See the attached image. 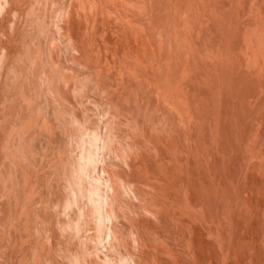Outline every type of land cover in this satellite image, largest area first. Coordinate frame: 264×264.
Here are the masks:
<instances>
[{"label": "rangeland", "instance_id": "rangeland-1", "mask_svg": "<svg viewBox=\"0 0 264 264\" xmlns=\"http://www.w3.org/2000/svg\"><path fill=\"white\" fill-rule=\"evenodd\" d=\"M23 1V2H22ZM27 0H21V1H19V0H17L16 1V4L20 7H24V6H26L25 8H23V9H21V7H20V9L19 10H21V11H17V13L16 12H10V13H12V15H10V13H9V15H10V17L7 15V17H8V19L10 18V19H14V20H18L17 22H15V23H17V25L14 23L13 25L11 24V23H13L14 21L12 20V22L10 21V23H9V25H10V34H12V36L14 35V39H15V41L13 40V43L14 42H17L16 44H13V56L12 57H14V58H12L11 57V60L9 61V64L11 65V62H15V64H17L16 63V61L18 62V60H20V58H21V60L20 61H22V58H24V60L25 59H27L28 57H31V58H28L27 60H25L24 62L22 61L21 63H20V61H19V63H20V67L23 69V72H24V76L23 75H21V77H20V79H21V81H22V83L24 82V81H26V83L24 84H22L23 86L25 85V88H24V90H21V89H18V90H16V92H15V90L14 91H11L10 90V92H8L9 93V95H8V93L7 92H5V94L6 95H4V93H3V95H2V93L0 94V97H1V100L3 101V102H1L0 103V107L3 105V107L4 108H7V107H5L4 105H5V103H7V99L6 98H8V103L9 104H11V100H12V96L14 97L13 99H14V101L12 100V103H16V105H18L19 104V107H17L16 106V110L14 111L15 112V114L16 115H14V112H13V115H14V117L12 116V114H6V116L4 117V116H2V115H4V113H2V114H0V123L2 122L3 123V126L5 127H1V132L2 131H4V132H2V134L4 135L3 137H4V139L6 138L5 136H7V138L5 139V141L6 142H8V145H9V150H8V148L5 146V150H3V154H5V156L3 155V159H2V161H3V163L2 164H0V224H2V223H4L3 225H0V264H47V259H50V261H52V263H50V261H49V263L50 264H60L61 262V264H107V263H110V264H115V261H116V263L117 264H122V262L123 261H125L124 262V264H197V263H201V261H202V263L201 264H208L207 262H212V264H220V262H221V264H225V260H227L228 258H229V256H230V258L228 259V261H226V264H230V263H233V261H234V263L233 264H263L264 263V250H262V252L261 251H259V252H257L258 251V249L260 248V250H261V244L264 246V236H262V239L260 240V238L258 237V235L260 236V235H262V234H258V232L260 231V229H264V211H262V210H264V176H263V174H261V173H259V166L257 165V163L259 164V163H263V167H264V160L262 161V159H264V158H262L261 159V157H264V138H263V129H264V125L262 124V122H264V119L263 120H261L262 119V115H264L263 114V112H261V115H259V120L261 121H257V119H255V120H253V122H252V118H256V117H258V110H259V114H260V111L262 110H260L259 108H261L260 106H258V105H260V103H258L257 101H264V98H262V96H264V91H263V93H260V92H258L259 91V87H260V85H262V87H260V91H261V89L263 88L264 89V78L262 79L260 76V78L258 77H256L257 75H259L261 72L260 71H262L263 70V72H264V69L262 68V70H260L261 68L260 67H258V66H263L264 67V64H262V63H264V57L262 56L261 57V59L263 60V62H260V61H258V62H260L261 64H259L258 66H257V64L256 65H254L253 63V66H255V68H253L252 67V64L250 65V64H248V65H250V66H248V68L249 67H252L253 68V70L255 69V73L257 72V70H259V72L260 73H258L257 72V75L256 76H254L255 75V73L254 72H252V69L249 71L250 73L248 74V69H247V63H250V61H252V58H251V60H250V58L249 57H251L252 55H251V52L250 51H245V52H247V55L249 56H247V55H245L244 53L245 52H243V53H241L242 54V56H246L245 57V61H243L242 60V56H241V54H239L238 52H236L235 54H234V52L236 51L235 50V48L237 49V40H238V38H239V36L240 35H236V36H238V38H236V36H235V34L233 33L235 30H236V27L238 26L237 25V23H235V25H237L236 27H234V22L236 21V20H232V22H231V20H230V22H231V26H228V28L229 27H232V30H231V28L229 29L230 31V34H228V33H226V31H224L223 33H225V37H223L224 35L222 34V33H216L217 31H220L221 30V25H220V23H219V20L217 19L216 21H218V22H216L214 19H216L215 17H212L213 15H211V11H210V14L208 13V11H206V12H204L203 13V15H202V19L201 20H199V21H197L196 19H194L195 17L194 16H192L191 15V18H193V20L190 18V15L188 16L189 17V19H188V21L190 20V21H193V23L191 22H185L184 20H185V17H187V15H188V13H185L184 14V12H185V10L187 9L186 8V6H187V4H186V6H184L185 5V3H184V0H180V1H183V2H180L182 5H179L180 3H177V0H176V3L178 4H176V6H175V10H173V11H171V10H169L168 8L169 7H165V6H167L166 4H165V0H136V2H134V1H132L131 2V4L130 3H128V5H129V7H131V5L133 4V2H134V4L135 5H132V8L134 7V6H136L135 8H133V9H136V10H131L133 13H131V11L130 12H128V14H127V12H124V11H122L121 9V7H126L127 6V1H129V0H127L126 1V3L124 2L125 0H116V2L119 4V5H121V6H118V4L115 2V0H109V1H107L106 2V0H94V1H89V0H85V1H83L84 3L86 2V4L84 5L85 6V8H84V10H83V8L82 7H79V6H81V2H79V3H76L77 1H80V0H60V1H58V0H51L52 1V4H54L52 7H51V1H49V0H43L44 1V3H43V1L41 0V2H40V0H32V2H31V0H29V2H28V4H27V2H26ZM35 1H39L38 3L37 2H35ZM82 1V0H81ZM96 1V2H95ZM99 1H101V4L99 3ZM113 1V2H112ZM153 1L155 2V1H157V2H155V3H153ZM159 1V2H158ZM162 1V2H161ZM179 1V0H178ZM207 1V0H206ZM234 0H229V2L226 0H222V7L220 6V10H221V12H223L225 9L226 10H229L228 12L231 14V11H232V14H233V11L235 12V13H237L238 15H239V11H241L240 12V18L241 19H239V22H240V24H241V22H242V20H244V18H247V16H248V14L250 15V16H252V18H254V17H257V18H254L255 19V21L257 20V21H264V2H263V0H259V1H261L260 2V6L259 7H249L248 5L249 4H247V6L249 7H247L248 8V10H247V8H246V11H244L245 10V8H243L244 6H242V7H240V6H236V7H238V8H240L239 9V11L237 10L236 11V7L234 6V8L231 6L230 7V2H233ZM20 4H19V3ZM26 2V3H25ZM46 2H49V3H46ZM60 2H62V3H60ZM67 4V5H65V3ZM104 2V3H103ZM120 2V3H119ZM122 2V3H121ZM125 4H124V3ZM140 2V3H139ZM148 2H149V4H148ZM151 2V3H150ZM162 4H161V3ZM185 2H187V1H185ZM21 3L23 4V6L21 5ZM60 3V4H59ZM96 3V4H95ZM98 3V4H97ZM105 3H106V5H105ZM116 3V4H115ZM140 5H139V4ZM225 3V4H224ZM25 4V5H24ZM30 4H31V6H30ZM32 4H33V8H30V9H28L29 7H32ZM35 4V5H34ZM48 4H50V7H49V5ZM75 4V5H74ZM83 4V3H82ZM109 4V5H108ZM113 4V5H112ZM126 5V6H124V5ZM142 4V5H141ZM152 4H153V7H152ZM155 4V5H154ZM159 4V5H158ZM263 4V5H262ZM28 5V6H27ZM37 5V6H36ZM45 5H47V7L45 8ZM62 5V6H61ZM94 7H93V6ZM96 5V6H95ZM97 5H99V7L97 6ZM104 8L105 6V8H107V10H108V8H109V11L110 10H112L110 13H111V17H110V13L107 11L106 12V9L104 8V16L106 15V13H107V16H109L110 18L108 19V23H109V26H108V23H106L105 22V20H107L106 18V16L104 17L103 16V13H102V11H101V6ZM103 5H105V6H103ZM110 6V7H108V6ZM139 7H138V6ZM147 5V6H146ZM151 5V6H150ZM162 7H161V6ZM35 6V7H34ZM76 6H78V8L76 7ZM111 6H115L116 7V9H115V7L113 8V7H111ZM149 6V7H148ZM224 6H225V8H224ZM39 7V9H35V8H38ZM49 7V9L51 8V10H49V9H47ZM129 7H126L125 8V11H127L126 9L127 8H129ZM150 7H152V9L150 8ZM179 9V11L181 10V12H180V15H179V13H177L178 11V9ZM180 7H182V8H184V10L182 9V8H180ZM227 7H230V8H227ZM260 7H261V9H260ZM53 8V9H52ZM55 8V9H54ZM79 8H81V9H79ZM94 8V9H93ZM99 8V9H98ZM102 8V9H103ZM119 10H118V9ZM257 8H259V9H257ZM32 9H34V10H36L35 11V13L34 12H32V11H34V10H32ZM43 9H46V14H47V16L45 15V10H43ZM63 9H65V10H63ZM154 9V10H153ZM159 9V10H158ZM231 9V10H230ZM234 9V10H233ZM253 9L254 10H256L255 12H253V14L251 15L250 13H248L250 10L251 11H253ZM262 9H263V11H262ZM24 10V11H23ZM30 12H32L33 14H32V16H34V17H32V16H30V14H28V13H30ZM39 10V11H38ZM53 10V11H52ZM56 10V11H55ZM60 10H62V11H60ZM79 10V11H78ZM81 10H82V12L83 11H85L84 13H82L81 12ZM95 11V13H94V11ZM117 10V11H116ZM120 10H121V12H120ZM124 10V9H123ZM130 9H128V11H129ZM138 10V11H137ZM152 10V11H151ZM166 10H169V11H166ZM257 10H259L260 11V15H258L257 13H259V11L257 12ZM23 11V12H22ZM42 11V12H41ZM44 11V12H43ZM55 11V12H54ZM115 11V12H114ZM134 11H137L138 12V15L136 14L137 12H134ZM154 11L156 12L155 14H154ZM159 11H160V13H159ZM263 13H262V12ZM5 11H3V13L1 14V16L2 15H4L5 13H4ZM19 12V13H18ZM21 12V13H20ZM27 12V13H26ZM78 12L80 13V14H78ZM98 12V13H97ZM106 12V13H105ZM140 12H142L141 14H140ZM173 12V14H171ZM186 12H187V10H186ZM227 11H225L224 12V14L226 13ZM246 12L248 13V14H246ZM257 12V13H256ZM37 13V14H36ZM41 13V14H40ZM56 13V14H55ZM120 13V14H119ZM125 13V14H124ZM130 13V14H129ZM177 13V14H176ZM207 13L210 15V19H209V15H207ZM216 13L218 14V11H216ZM220 13V12H219ZM246 15H245V14ZM252 13V12H251ZM262 13V14H261ZM14 14H16V16L17 17H19L18 19H17V17L14 15ZM19 16H18V15ZM48 14H49V16H48ZM73 14V15H72ZM76 14V15H75ZM87 14H90V16L88 15L87 16ZM99 14V15H98ZM132 14H134L135 16H132ZM140 14V15H139ZM160 14V15H159ZM174 14H175V16H174ZM181 14H183V15H185L184 16V18H183V20H182V17H181V19H180V16H181ZM221 14V13H220ZM223 14V15H224ZM230 14H226L225 16H227V15H230ZM242 14H244L246 17H244L243 18V15ZM6 15V14H5ZM14 15V16H13ZM22 15H23V17H22ZM25 15V16H24ZM41 17H40V16ZM54 15H55V17H54ZM81 15V16H80ZM162 15V16H161ZM171 15H173L172 17H171ZM177 15H179V16H177ZM222 15V14H221ZM221 15H219L220 16V19H222L221 18ZM254 15V16H253ZM255 15H257V16H255ZM263 17H262V16ZM0 16V17H1ZM28 16V17H27ZM46 16V18H44ZM83 16V17H82ZM99 16V17H98ZM143 17V19H142V17ZM154 16V17H153ZM159 16V17H158ZM206 16V17H205ZM219 16L217 15V17L219 18ZM16 17V18H15ZM26 17V18H25ZM36 17V18H35ZM75 17V18H74ZM79 17V18H78ZM82 17V18H81ZM104 17V18H103ZM141 17V18H140ZM163 17V18H162ZM169 17V18H168ZM179 17V20L178 19H176V18H178ZM204 17V18H203ZM239 17V16H238ZM237 17V18H238ZM260 17H262V19L260 18ZM20 18H22L21 20H20ZM35 18V19H34ZM40 19V21H38V19ZM41 18H43V20L41 19ZM91 20H89V19ZM146 18V19H145ZM155 18V19H154ZM157 18V19H156ZM212 18H214L213 19V21H215V22H213V21H210ZM231 18H234V16L232 15V17ZM250 20H249V19ZM247 19H245L244 20V22H243V24H239V26H240V28H241V31H240V33H242V31H247L246 29H244L245 27H246V25H247V28H251V26L253 27V24L254 23H256V24H254V27H256L257 25V28L258 29H260V30H262L263 32H264V27L262 26V24H264V22L261 24V23H259V22H255L254 21V19H251L250 17H248ZM9 19V20H10ZM28 19V20H27ZM29 19H31V24H28L29 23ZM48 19H50V20H48ZM88 19V20H87ZM111 19V20H110ZM144 21V23H146L145 21L148 19V21H149V19H150V21L149 22H151V24L147 21V23H148V25H146V24H144V23H142L143 21ZM152 19H153V23H152ZM166 19V20H165ZM173 21H172V20ZM209 19V20H208ZM235 19H236V17H235ZM25 20V21H24ZM41 20H42V23H41ZM44 20H45V22H46V24H44ZM75 20H76V22H75ZM83 20V21H82ZM98 20V21H97ZM125 20V21H124ZM169 20H170V23H169ZM175 20H178V21H175ZM241 20V21H240ZM247 20V23L245 22ZM19 21L21 22V21H23V23L21 22V24H26L27 26H29L28 28H29V30L30 29H33V32H30L29 30H28V28H27V26L25 25V26H21L20 25V23H19ZM26 21H28V22H26ZM37 21H38V23H37ZM82 21V22H81ZM101 21V22H100ZM142 21V22H141ZM165 21V23H164V25L166 24L167 25V23H169V25H172L171 27H169V25H167V26H164V27H162V28H160L159 29V27H161L162 26V23ZM181 21V22H180ZM183 21V22H182ZM203 21V22H202ZM206 22V25H203L205 22ZM209 21H210V25L209 24H207V23H209ZM223 21V20H222ZM238 21V20H237ZM236 21V22H237ZM54 22H56V23H54ZM87 22V23H86ZM100 24H99V23ZM116 22H118V24L116 25ZM160 23V25L161 26H159V23ZM178 22V24H176ZM185 22V24H188V26H189V23L191 24V26H192V28H194V30L191 28V26H189V28L186 26V25H183V23ZM211 22H213V23H211ZM229 22V23H230ZM37 25V26H35V24ZM49 23V24H48ZM82 23V24H81ZM105 23H106V26L107 27H105ZM176 25H179V23H180V25H179V27H177V26H175V24ZM181 23H182V25H181ZM219 23V24H218ZM257 23H259V24H257ZM32 24H34V26L32 25ZM40 24V25H39ZM43 24H44V26H46V25H49L48 27L49 28H47V26L46 27H43ZM53 24H55V25H53ZM58 24H59V26H58ZM80 24V25H79ZM97 24H98V26H97ZM153 24V25H152ZM216 24H218V26L217 27H219L220 28V30H218V29H216L217 27H216ZM233 24V25H232ZM245 24V26H243ZM249 24V25H248ZM251 24V25H250ZM18 27V28H16V32L14 33V31H15V28H13L12 26H14V27H16V26ZM20 25V26H19ZM38 25H39V27H38ZM53 25V26H52ZM57 25V26H56ZM69 25V26H68ZM104 25V26H103ZM144 25V26H143ZM205 26H207V27H209L210 26V28H205L204 29V27ZM220 25V26H219ZM230 25V24H229ZM41 26V27H40ZM54 26H55V28H54ZM100 26V27H99ZM116 26V27H115ZM120 26V27H119ZM140 26V27H139ZM142 26H143V28H142ZM185 26V27H184ZM250 26V27H249ZM260 26V27H259ZM22 27V28H21ZM31 27V28H30ZM57 27V28H56ZM73 27H74V29H73ZM90 27V28H89ZM101 28L100 30H99V28ZM105 27V28H104ZM147 27V28H146ZM174 27V28H173ZM175 27H177V28H179L180 29V31H178V29H177V31L178 32H176V28ZM182 27H183V29H185L184 31H183V29H182ZM202 27H203V29H202ZM12 28L14 29V30H12ZM24 28V29H23ZM42 28V30L40 31V29ZM46 28V29H45ZM87 28H89V30L87 29ZM107 28V29H106ZM111 28H113L112 29V31H113V33H111L112 31H111ZM118 28V29H117ZM141 28L142 29H144L143 31L141 30ZM150 28V29H149ZM164 28V29H163ZM167 28H170V29H167ZM171 28H173V29H171ZM186 28H187V30H189L190 28L192 29V33H191V29L189 30V31H187L186 30ZM195 28H197V29H195ZM211 28H212V33H210L211 32ZM242 28H243V30H242ZM17 29H19V30H17ZM38 30V32H36V30ZM51 31H50V30ZM54 29H56L57 30V33H56V30H54ZM86 29V30H85ZM93 29V30H92ZM104 31H103V30ZM152 29H153V32H152ZM206 29H208V31L209 32H207L208 33V35L210 34V36L208 37V38H206L207 37V34H206V32L205 31H207ZM216 29V30H215ZM23 30H28V32L26 31H23ZM87 30H88V32H90V33H88L87 32ZM98 30V31H97ZM107 30V31H106ZM114 30H116L115 32H117L118 31V33H120V34H118L119 35V39L118 40H120V42H121V38H123V42H124V40L125 41H127V39L129 38V36H130V34H131V37H130V39H128L129 41L130 40H133L134 38L136 39L137 37H138V35H139V38H137V40H135L134 39V43H135V46L137 45V44H139L138 43V41L140 42V44L139 45H137V48H138V46L139 47H141V48H134L133 47V49H135L134 51H133V49H131V45H132V43H131V45H130V42L129 43H126V42H124V43H126V45H127V47H126V45L124 46V43H122V44H119V42L116 40L117 39V34L114 32ZM148 30H151V31H148ZM167 30V31H166ZM201 31V34H200V31ZM205 30V31H204ZM213 30H215V34H217V39H220L221 37H223V38H227L226 37V35L228 34V36H230L229 38L230 39H225L226 41L228 40V42H226L224 39H222V40H217L216 38V41L218 42H216L215 44H217V52H216V50H214V47H216V45L214 46H212L213 48H211L210 49V47H208V46H211L213 43H211V42H215V39H213L212 37H215L214 35H213ZM234 30V31H233ZM239 30V27L237 28V31ZM19 31V32H18ZM32 31V30H31ZM46 31H48V32H46ZM70 31V32H69ZM97 31V32H96ZM104 33H103V32ZM121 31V32H120ZM134 31H136L137 33H138V35L136 34V33H134V38L133 39H131L132 38V36H133V32ZM139 31V32H138ZM144 31L146 32V33H144ZM157 32V34H156V32ZM160 31V32H159ZM182 31V33H180ZM185 31H187L188 32V36L185 34ZM193 31H194V33H195V35L196 36H194V33H193ZM222 31V30H221ZM233 31V32H232ZM237 31H235V33L237 32ZM11 32H13V33H11ZM22 32H25L24 33V35H22L23 33ZM36 34H35V33ZM43 32H45V33H43ZM53 32V33H52ZM73 32H74V34H73ZM87 33V38L85 37V35H86V33ZM96 33V34H94V33ZM106 32H107V34H106ZM149 32V33H148ZM168 33V35H167V33ZM183 32H184V34H185V38L186 39H184L183 37H182V39H184V40H186V43L180 38V35L181 34H183ZM17 33V34H16ZM18 33H20L19 34V36H18ZM32 33V34H31ZM40 33H43V35L45 36H43V35H40ZM48 33H50L51 35H52V37L54 38V39H52V37H48V36H51L50 34H48ZM68 33V34H67ZM69 33H70V35H71V37H70V35H69ZM83 33H85V35H83ZM99 33V34H98ZM111 33V34H110ZM115 33V34H114ZM126 33V34H125ZM130 33V34H129ZM166 33V34H165ZM206 34V35H202V34ZM232 33L234 34L233 36H235V40H233L234 42H236V44L234 43L232 46H231V40L233 39L232 37ZM54 34V35H53ZM58 34V35H57ZM116 36H114V35ZM147 34H150L149 36L146 35ZM190 34V35H189ZM219 34V35H218ZM17 35V37H18V39L15 37ZM31 35V36H30ZM38 35H40V36H38ZM81 35V36H80ZM95 35H97L98 36V38H97V36H95ZM103 35V36H102ZM152 35V36H151ZM173 37H172V36ZM177 35H179V36H177ZM202 35V36H201ZM22 38H21V37ZM29 36V37H28ZM42 36V37H41ZM82 36H84L85 38H83ZM101 36H102V38H101ZM105 36H107V37H105ZM113 36V37H112ZM177 36V37H176ZM183 36V35H182ZM192 37L193 36V38H191L190 39V41L188 40L190 37ZM203 37V40L201 39V37ZM38 37V38H37ZM48 37V38H47ZM88 37H90V39L88 38ZM93 37V38H92ZM126 37H128V38H126ZM188 37V38H187ZM212 39H211V38ZM29 40H28V39ZM33 38V39H32ZM37 38V39H36ZM41 38V39H40ZM64 38V39H63ZM71 40H70V39ZM103 38H104V41H103ZM114 38V39H113ZM116 38V39H115ZM196 38V39H195ZM199 38L202 40V43H203V41H204V38L207 40V39H209V40H207V41H204L205 43L204 44H201V46H200V43H201V40H199ZM32 39V40H31ZM41 41H40V40ZM51 39H52V41H53V43H55V45H54V47H51L50 48V45H53L52 44V42H51ZM55 39H56V42H58V43H56L55 42ZM61 39V40H60ZM63 39V40H62ZM83 39H85V41H82ZM88 39V41H89V43H90V46H89V44H88V42L86 41ZM109 39V40H108ZM140 39V40H139ZM166 39V40H165ZM182 40V41H180V42H183L184 44H186L185 46H188L189 47V50H188V52H191V56H192V53L194 52V54H196L197 56L198 55H200L199 53H201V54H203V53H205V54H203V55H208L210 52L212 53V52H214V53H222V52H224V51H222L220 48H219V45H220V47L223 49V47L224 48H226L227 49V51H228V48L226 47V46H224V45H227V43H228V45L230 46L229 47V49L231 48V47H233V46H235L234 48H233V55L235 56H231L232 55V52H231V49H230V52H231V55H230V57L232 58V57H234V58H232V59H234V60H236V61H231V64H232V62H233V64H232V66L233 67H236L237 65H234V64H237L238 62L237 61H239V58L243 61V62H247V58H249L248 60H249V62H247L246 63V65H245V63H242L241 64V60L239 61V63L238 64H240L241 66H237V68H233V67H231V68H233V70H237V71H233V72H237L236 74L238 75V77H236L237 75L234 73H232L233 75H235V77H232V78H234L233 80V82H236L237 81V83H239V80H240V83H239V85H237L236 83H233V84H236L235 86H238L240 89L239 90H242L243 88H245V87H247L248 86V88L247 89H249V95L247 94V89L244 91L246 94H244L245 96L247 95L248 97L246 98L247 100L250 98V100H246L245 101V99H244V101H245V103L243 102V101H240V100H242L241 98L243 97V96H241V93H240V95H239V97H238V95L237 94H239L238 93V91H237V89H236V87L235 86H233V87H235V89H236V91H234V90H232V91H234V94L232 93V91H226V96H227V94L229 95V94H231V96H236V97H238L237 98V100H239V101H236L235 102V105L237 104V106H236V108L237 109H235L234 108V106L235 105H233V104H231V101H230V103L229 104H227L226 103V101H227V99H230V98H225L226 96L223 94V100L225 101V102H220V104L219 103H216L217 105H216V107L218 106V108H221V111H220V109H219V111H217V110H215V105H214V107H212V105L213 104H215V102L213 103L212 101V103H211V105H210V102H208V99H210V97H211V92H213V91H211L210 92V88H211V90L213 89L212 87H215V86H217L218 85V83H219V81H218V79H217V83H214V80L217 78L216 77V75L217 74H219V71L224 67V69L226 68L225 66H222V67H217V69L218 68H220V70L219 71H217V69L215 70V74L213 75L212 73V75H209L208 74V72H207V75L209 76H207L208 77V80H207V78H205L206 77V73L204 72V68H205V65H204V63L202 62L201 64H199L200 65V70H202L203 71V75H202V73H201V71H199V70H197L198 72H200L199 74H201L202 76H205V77H201V75H199L200 77H198L199 79L198 80H200V81H202V82H200V87H202V85L204 86L203 88H202V90L203 91H205V94L207 95V97L205 96V98H206V100H207V102H208V104L210 105H208V104H206L205 102H206V100L205 99H203L202 101H204L205 100V102L203 103L201 100V102L202 103H200V102H198L199 100L195 97L194 99L195 100H193V101H191V104H193L194 102H196L197 104H199V105H201V104H204L203 106H204V110H206L207 111V109H208V111H209V114H207L208 113V111L206 112V111H204L203 110V106L202 107H199L196 103H194V105H191L193 108H195L196 107V109H192L191 107H188V105L190 106V101L188 102V98L186 97L185 98V104L187 105V110H188V108H191V109H189V112L186 110L185 111V109H184V107H186V105L185 104H183V106H182V108H179V106L178 105H182V104H178V105H176L175 103H174V105H170V104H172V103H170V104H168V102L166 101V99H167V95H166V99H164L163 98V96H165L164 94L161 96V98H163L164 99V102H163V99H162V102H163V104H162V102H159V99H161V98H159V96H160V94H162V93H158V92H160L159 90H160V88L158 89V92H156L157 90H154V89H157V87H161V83H158L159 81H164V79H163V77L164 76H162V80H158L157 78H159V79H161V77H159V76H161L163 73H165V71H167L168 70V67H169V65L171 66V64H169L168 63V61H164L165 62V65H163L164 64V62H163V59H162V56H163V54H166L165 55V57L166 56H168V57H166V58H164V59H166V60H168L167 58H174V56H176V57H178V59H174L175 60V62H176V69H174V70H176L177 71V73H178V69L180 68V67H182L181 69H179V70H181L180 72V74L178 73V76L180 75L181 76V74H182V71L184 70V69H186V68H191V69H189V70H191V71H195L193 68H195V67H193L192 68V65L190 64V63H188L189 62V60H191L190 62H192L193 63V60H195L194 58H191V56H189V53L187 54L186 53V51L187 50H184V51H182L181 52V50L184 48V47H182L183 45H176V44H180V43H178V41L179 40ZM192 39H194V40H192ZM26 40L28 41L27 42V44H25L26 43ZM31 40V41H30ZM43 40V41H42ZM47 40H49L48 42H47ZM59 40L61 41V42H59ZM74 40H76V41H74ZM91 40V41H90ZM97 40H98V42H97ZM195 40H197V42H196V44L193 42V41H195ZM214 40V41H213ZM230 40V41H229ZM21 41V42H20ZM35 41H37V42H35ZM63 41H65V43L63 42ZM70 41H72V44H71V42ZM105 41H107V42H105ZM136 41V42H135ZM191 43V45H188L189 44V42ZM223 42V43H225V44H223V46L221 45V42ZM18 42L20 43V44H22V45H17L18 44ZM29 42H30V44H29ZM38 42H41V43H43L41 46H40V44L41 43H38ZM45 42H46V44H45ZM81 42H84V43H82V44H80ZM85 42L87 43V47H86V44H85ZM175 42H177V43H175ZM35 43L36 44H38L37 45V47H39L38 49L37 48H35L36 46H35ZM47 43H48V45H49V47H48V45H47ZM51 43V44H50ZM67 43V44H66ZM80 45H79V44ZM92 43V44H91ZM107 43V44H106ZM134 43H133V45H134ZM142 43V44H141ZM208 43H210L211 45H209ZM220 43V44H219ZM29 44V45H28ZM60 44V45H59ZM65 46H64V45ZM109 44V45H108ZM195 44V45H194ZM26 45V46H25ZM43 45L45 46L44 47V49L46 50V51H48V50H52L51 51V53H54V54H56L57 55V57L58 58H55V60L54 59H49V57H51V53H50V51H48L47 53H48V60L50 61V63H51V65L49 64V62H47L48 60H47V57H44V55H47V53L45 52V50L43 49ZM57 45V46H56ZM61 45H63V46H61ZM72 45V46H71ZM77 45H78V47H77ZM83 45H85L84 47H86L87 48V52H85V50H86V48H85V50H84V47H83ZM91 45H92V48H91ZM104 45V46H103ZM114 45H116V46H114ZM146 45H147V47H146ZM159 45V46H158ZM162 45V46H161ZM175 45V46H174ZM206 45H208V46H206ZM227 45V46H228ZM17 46H21L20 47V49L22 50H18L19 49V47L17 48ZM24 46H25V48L27 47V46H29V48H28V51H29V53H28V51H27V49H26V53L24 52V50L23 49H25L24 48ZM31 46V47H30ZM32 46H33V48H35L34 50H35V55L36 56H34V54L32 55V51H34V50H32ZM56 46V47H55ZM59 46V47H58ZM73 46H74V48H73ZM110 46V47H109ZM112 46V47H111ZM117 46H118V48H117ZM131 46V47H130ZM150 46V47H149ZM171 46H172V48H174V47H176L177 46V50H176V53H180V54H176L175 53V51H173V50H175L176 48H174L172 51L170 50V52H169V50H168V48L170 47L171 48ZM181 46V47H180ZM195 46V47H194ZM197 46H199V47H197ZM206 46V47H205ZM42 47V48H41ZM46 47H48V48H46ZM62 47H66L65 49H66V51H65V49L64 48H62ZM71 47V48H70ZM77 47V48H76ZM123 47V48H122ZM126 47V48H125ZM163 47V48H162ZM167 47V48H166ZM191 47V48H190ZM193 47L194 48H198L197 49V52H196V50L195 49H193ZM201 47H204L203 49L201 48ZM40 48H41V50H40ZM57 48V49H56ZM58 48L60 49L61 48V50H62V52L60 51V50H58ZM82 49V51H81V49ZM106 48V49H105ZM128 48H129V50H128ZM148 48V49H147ZM155 50H154V49ZM163 49V51H162V49ZM171 48V49H172ZM179 48L181 49V50H179ZM200 48V49H199ZM19 51H17V50ZM57 51H56V50ZM73 49V50H72ZM77 49H79V51L77 52ZM91 49H92V51H91ZM95 49V50H94ZM114 49V50H113ZM124 49H126V51H125V53L126 54H128L129 53V55H131L129 58H127L129 55H127V57H124L125 59L127 58L129 61H131L130 62V65H129V68H127V67H123L125 64L128 66V64L126 63V60H123V55H125L126 56V54H124ZM141 49V50H140ZM158 49V50H157ZM166 49V52L164 51ZM184 49H186V47L184 48ZM190 49L191 50H194L193 52L192 51H190ZM210 49V50H209ZM213 49V50H212ZM219 49L221 50V52L219 51ZM226 49H224L225 51H226ZM40 50V51H39ZM89 50H90V53H89ZM115 50H117V51H115ZM150 50V51H149ZM199 50H200V52H199ZM203 50H206V51H203ZM210 52H209V51ZM212 50V51H211ZM15 51H16V53H15ZM55 51V52H54ZM61 53H60V52ZM64 51H65V53L67 54L68 53V55L70 54V52H71V54L70 55H72V56H70V58L71 59H69L68 60V55H66L65 53H64ZM70 51V52H69ZM82 53H81V52ZM96 51V53H94ZM110 51V52H109ZM114 51V52H113ZM123 51V52H122ZM130 51H131V53H130ZM153 51H154V53H153ZM158 51V52H157ZM162 51V52H161ZM179 51V52H178ZM25 53L28 57H26V55L25 54H21V53ZM39 52V53H38ZM44 52V54H42V53ZM57 52V53H56ZM76 52V53H75ZM86 53L85 55L87 56H83V54L84 53ZM112 52H113V54H112ZM117 52V53H116ZM119 52V53H118ZM143 54H142V53ZM148 52V53H147ZM157 52V53H156ZM168 52V53H167ZM209 52V53H208ZM62 53H63V56H62ZM97 53H98V58H100V59H97L96 57V55H97ZM139 53V54H138ZM153 53V54H152ZM160 53V54H159ZM162 53V54H161ZM28 54H30V56L28 55ZM41 54V55H40ZM82 54V55H81ZM88 54H90V55H88ZM94 54V55H93ZM110 54H112V55H110ZM120 54H122L119 58H121L122 60H119V58H118V56L120 55ZM149 54V55H148ZM167 54H170V55H167ZM182 54V55H181ZM186 54L188 55V57H190L189 58V60H188V58L187 59H184V58H186L187 56H186ZM193 54V55H194ZM40 55V56H39ZM43 55V56H42ZM50 55V56H49ZM59 55V56H58ZM108 55V56H107ZM115 55H116V57H117V59H116V57H115ZM136 55V56H135ZM138 55V56H137ZM156 55V56H155ZM161 55V56H160ZM180 55L183 57H181V58H179L180 57ZM195 55V56H196ZM241 56V57H238V56ZM62 58H61V57ZM68 56V57H67ZM78 56V57H77ZM90 56H91V58L93 57V59L91 60V58H90ZM107 56V57H106ZM144 56V57H143ZM153 56V57H152ZM186 56V57H185ZM196 56V57H197ZM16 57H18L19 59L18 60H16L15 61V59H16ZM37 57V58H36ZM44 59H43V58ZM67 57V58H66ZM81 57V58H80ZM82 57H84L83 59H82ZM134 57V58H133ZM164 57V56H163ZM200 57V56H199ZM198 57V58H199ZM33 58H35L34 60H33ZM42 58V59H41ZM45 58H46V60H45ZM60 58V59H59ZM66 58V59H65ZM89 58H90V61H91V63H90V66L88 65V63L90 62L89 61ZM103 58L105 59L104 61H103ZM113 58V59H112ZM115 58V59H114ZM139 58V59H138ZM153 58V59H152ZM162 59V62L163 63H161L160 61H161V59ZM237 58V59H236ZM29 59H32L31 61H29V62H26V61H28ZM38 59L40 60V61H38ZM58 59V60H57ZM88 60L87 61V63H85L86 61H84V62H82L83 60ZM134 59V60H133ZM146 59V60H145ZM180 59H184L183 61H186L187 60V65L186 64H184V62H181L182 60H180ZM193 59V60H192ZM201 59V58H200ZM200 59L199 60H197V62L195 61V63H200L201 61H200ZM203 59V58H202ZM39 63H37L36 61ZM42 60V61H41ZM44 60V61H43ZM67 60L70 62V64H69V62H67ZM76 62H75V61ZM79 60V61H78ZM118 60L119 61H121V63H117L118 62ZM135 60H138L135 64H134V62H135ZM141 60H144V61H141ZM155 60H160V61H158V62H156ZM170 60V59H169ZM173 60V61H174ZM177 60V61H176ZM261 60V61H262ZM58 61V62H57ZM94 61H96L97 62V64L94 62ZM103 61V62H102ZM109 61V62H108ZM111 61V62H110ZM172 61V60H171ZM180 61V62H179ZM32 62H35V63H32ZM41 62H44L45 63V65H46V67L48 68H46L45 66L43 67L42 65H44V64H41ZM63 63V65H62V63ZM65 62V63H64ZM79 64H78V63ZM123 62V63H122ZM142 62H145V63H142ZM147 62V63H146ZM178 62V63H177ZM207 62V61H206ZM19 63L17 64V65H15L14 63H12V66H13V64H14V66H16L17 67V69H21L20 67H19ZM24 63V64H23ZM29 65H28V64ZM56 63V65H54ZM58 63V64H57ZM76 63V64H75ZM82 63V64H81ZM86 65H88V66H86V68H88V70L85 68V64ZM98 63H100L101 64V67L99 66L100 64H98ZM102 63H104V64H102ZM108 63H109V65H108ZM114 63V64H113ZM132 63V64H131ZM172 63V62H171ZM180 63V66H178V64ZM186 66V68L183 66V64ZM27 66H26V65ZM32 64H34V66L32 65ZM49 64V65H48ZM73 64V65H72ZM122 64H124V65H122ZM136 64H137V66H136ZM158 64V65H157ZM161 64V65H160ZM169 64V65H168ZM174 64V63H173ZM190 64V65H189ZM206 64V63H205ZM32 66V67H29V66ZM39 65V66H38ZM60 65V66H59ZM62 65V66H61ZM68 65H70V66H68ZM97 67H96V66ZM104 65H106V66H104ZM107 65H108V67H107ZM120 65V66H119ZM125 65V66H126ZM131 65H133V71H132V69L130 70V66ZM167 65H168V67H167ZM175 65V64H174ZM174 65H172V66H174ZM182 65V66H181ZM242 65H244V66H242ZM36 66V67H35ZM52 66V67H51ZM65 66H67L68 67V69H67V67H65ZM71 66H73V68L71 69ZM77 66H78V68H77ZM79 66H80V68L82 69H79ZM95 66V67H94ZM118 66V67H117ZM137 68H136V67ZM139 66V67H138ZM147 66H149L148 68H147ZM157 66H160L161 67V69H160V67H157ZM177 66H178V69H177ZM202 66V67H201ZM261 66V67H262ZM23 67H25V68H23ZM40 67H43V70H41L40 69ZM61 67H63V68H61ZM74 67H75V69H74ZM121 67H123V69L121 68ZM136 68V73H135V68ZM145 67H146V69L147 70H145ZM163 67H166L167 68V70L165 69V68H163ZM239 67H242V70L244 69V71H241L240 72V74L243 72H245V74H246V71H247V76L251 79L252 77L254 78L255 77V83H254V80H253V78H252V80L250 81V79L248 80V77H245V76H243L242 77V75H245V74H241V76H240V74H238V70H241ZM256 67H258L259 69H256ZM27 68L30 70V68H31V70L29 71V70H27ZM51 68H53V69H51ZM55 68H57L56 70H55ZM90 68V69H89ZM100 68H102V69H100ZM105 68H109L108 70L107 69H105ZM158 68V69H157ZM169 68H171V71L170 70H168V72L170 71L171 73L173 72V69H172V67H169ZM175 68V67H174ZM197 68V67H196ZM203 68V69H202ZM207 68V69H206ZM206 68H205V71H208V69H209V67H207V65H206ZM51 69V70H50ZM117 69V70H116ZM120 69L122 70V71H120ZM129 72V73H131V75L132 76H135V78H134V80H137L135 83V87L136 88H134L133 90H134V94H133V90H129L130 88H128V83L126 84V82H129V81H124V79H122L123 77H124V73L126 72V70ZM142 69V70H141ZM163 69H165V71H163ZM183 69V70H182ZM193 69V70H192ZM199 69V68H198ZM222 69L221 71H224V73H226V71H227V74H228V72H229V74H230V66L229 67H227V70L225 69ZM39 70V71H38ZM40 70H41V73L43 74H41V73H38V75H37V72H40ZM84 70H87V71H84ZM92 70V71H91ZM96 70V71H95ZM124 70V71H123ZM154 70V71H153ZM232 70V69H231ZM246 70V71H245ZM49 71V72H48ZM51 71V72H50ZM53 71L54 72H57V73H53ZM58 71H60V73L58 72ZM61 71H63V72H61ZM94 71V72H93ZM115 71H116V73H115ZM150 71V72H149ZM176 71H175V73H176ZM186 70H184V72H185ZM212 71V70H211ZM220 71V72H221ZM27 72V73H26ZM28 72H31L30 74L28 73ZM33 72H35L34 74H33ZM66 74H65V73ZM75 72V73H74ZM97 72V73H96ZM98 72H102V74L101 73H98ZM104 72V73H103ZM107 72H108V74H107ZM118 72V73H117ZM122 74H121V73ZM143 72V73H142ZM145 72V73H144ZM152 72H154L153 73V75H154V78H155V74L156 73H159V76H157V78H155L156 80H155V85H154V81L152 82V80H154V78H150L151 76H153L152 75ZM156 72V73H155ZM162 72V74H160ZM183 72V73H184ZM217 72V73H216ZM232 72V71H231ZM263 72H262V74H260V75H263L262 77H264V74H263ZM52 73H53V75H52ZM59 73V74H58ZM71 73H72V75H71ZM76 73H77V75H76ZM78 73H79V75H78ZM90 73V74H89ZM95 73V74H94ZM174 73V72H173ZM186 73V72H185ZM188 73V72H187ZM222 73V72H221ZM220 73V74H221ZM35 74H36V76H35ZM50 74H51V77H50ZM55 74H57V75H55ZM62 74V75H61ZM64 74L65 75H67V76H69V74H70V76H69V79H68V81H70V78H71V81H70V83H68V81L66 80L67 78L64 76ZM86 74H88V75H86ZM99 74H101V75H98ZM111 74V75H110ZM119 74H121V76L119 75ZM150 74H151V76H150ZM251 74V75H250ZM59 75V76H58ZM60 75H61V78H60ZM76 76V78H75V76ZM105 75H108V76H105ZM114 75V76H113ZM164 75V74H163ZM232 75V76H233ZM11 76V77H10ZM12 76H13V78H12ZM23 76V77H22ZM31 76V77H30ZM72 76H73V78H75L74 80H73V78H72ZM83 76V77H82ZM95 76V77H94ZM111 76H113V77H111ZM123 76V77H122ZM139 76H141V77H139ZM144 76V77H143ZM177 76V75H176ZM177 76V77H178ZM179 76V77H180ZM184 76H186V74L184 75ZM180 77L179 78V87H177V80H178V78L176 77V81H175V83H176V86H175V89H176V87L177 88H180L181 86H180V83L182 82L181 80H182V78H184V79H188L187 78V76H186V78L185 77ZM210 76H213V78L211 79V77ZM239 76H240V78H239ZM10 77V78H9ZM9 80L7 79V83H8V81H9V84H8V86L10 87V85H11V88H12V83L13 82H15L16 81V76H14V75H9ZM26 77H28L29 79H26ZM42 77V78H41ZM53 77H56V78H58L59 77V79H58V82H56L55 80H57L56 78H55V80L53 81ZM78 77V78H77ZM82 77V78H81ZM107 78V80H106V78ZM111 77V78H110ZM118 77V78H117ZM245 77V80L247 81H245L246 82V85H244L245 83L243 82V80L244 79H241V78H244ZM1 78V77H0ZM47 78V79H46ZM105 80V82H104V80ZM110 78V79H109ZM116 78V79H115ZM137 78V79H136ZM149 80H148V79ZM202 78V79H201ZM207 80V81H209V83H210V81L211 80H213V82L212 83H214L213 85H212V87H211V84L212 83H210L209 85H210V87L209 88H207V86H209L207 83V81L205 80V79ZM236 78H238L239 80H236L235 81V79ZM3 77H2V79H1V81H3ZM19 79V80H20ZM84 79V80H83ZM94 79H96L97 80V84H96V82H94V81H96V80H94ZM100 79H102V81L100 80ZM113 80V81H110V80ZM150 79H151V82L153 83H151L150 82ZM184 79H183V81H184ZM261 79V80H260ZM28 80H31V83L28 81ZM40 80V81H39ZM65 81L64 83L62 82V81ZM77 80L79 81V82H77ZM83 80V81H82ZM89 80V81H88ZM93 80V81H92ZM98 80H100V82L101 83H104V85L102 84V86H103V88H102V86H100V82L98 81ZM108 80H109V82H112V83H110V84H108L109 82H108ZM116 80V81H115ZM118 80V81H117ZM121 80V81H120ZM128 80V79H127ZM138 80H140V81H138ZM204 80V81H203ZM230 80H232L231 78H230ZM230 80L228 81V83H227V85H229L230 83H231V87H232V81L230 82ZM11 81V82H10ZM36 83H35V82ZM141 81H142V83H141ZM156 81H158V82H156ZM162 81V82H163ZM41 82V83H40ZM56 83V84H58L59 86H55L54 84H52V83ZM61 82V83H60ZM74 82V83H73ZM75 82H76V85H77V87L79 86L80 87V89H78L77 87H75L76 85H75ZM87 84H86V83ZM91 82V83H90ZM113 82H114V84H113ZM115 82L117 83V84H115ZM120 84H119V83ZM124 84V87L126 88H124L123 87V85H122V83ZM139 84H138V83ZM145 82V83H144ZM186 82H188V83H190V84H188V83H186L185 84V82H182L183 84H185V85H187L188 84V86H190L191 85V81L189 80V81H186ZM198 82V83H199ZM206 82V83H205ZM215 82H216V80H215ZM230 82V83H229ZM241 82H243V85H241ZM249 82V83H248ZM259 82H260V85H259ZM27 83H29V85H27ZM33 83H34V85H33ZM79 85H78V84ZM142 84V86H141V84ZM145 85H144V84ZM164 83V82H163ZM257 83V84H256ZM31 84V85H30ZM37 84H42V85H39L40 87H41V91H39V88L40 87H38L37 86ZM72 85V87H71V85ZM90 84V85H89ZM99 84V85H98ZM126 84V85H125ZM146 84H148V85H146ZM152 84V85H151ZM158 84V86L156 87V85ZM161 84V85H160ZM207 84V85H206ZM217 84V85H216ZM248 84V85H247ZM50 85H52V88H51V86ZM62 85H63V87L64 88H62V89H67L66 90V94L68 95L69 94V96H71L72 97V102H73V107H72V105H70L69 104V102H66V105H65V101H64V99H62V97L60 96V90H61V88L60 87H62ZM75 85V86H74ZM88 85V86H87ZM107 85V86H106ZM111 85H112V87L114 88H112L111 87ZM113 85H115V86H113ZM120 85V86H119ZM138 85H140V86H138ZM175 85V84H174ZM226 85V86H227ZM258 85H259V87H258ZM50 86V87H49ZM53 86H54V88H53ZM74 86V87H73ZM85 88H84V87ZM87 86V87H86ZM99 86V87H98ZM109 86H110V89H109ZM122 86V87H121ZM149 87V88H147V87ZM150 86H153V88L152 87H150ZM243 86V88H241ZM245 86V87H244ZM252 86H254V87H252ZM255 86H257V87H255ZM30 87H31V90H30ZM37 87H38V89H37ZM48 87L49 88H51V90L50 89H48ZM83 87V88H82ZM94 87V89H92ZM100 87L102 88V89H100ZM107 87V88H106ZM120 87L122 88V89H120ZM139 87V88H138ZM141 87H142V89H141ZM156 87V88H155ZM182 87H183V85H182ZM206 87V88H205ZM218 87H219V85H218ZM43 88V89H42ZM46 88V89H45ZM74 88V89H73ZM77 89V91H76V89ZM98 88V89H97ZM117 89V91L119 92H117V91H113V90H116ZM138 88V90H136ZM161 88H163V86L161 87ZM226 89H228V88H230V86L229 87H225ZM257 88V92L256 91H254V92H256V94H254V95H257V93H260L261 95V99H263V100H260L258 97H259V94H258V97L257 96H255V97H252L251 96V91H252V89L254 90V89H256ZM28 89V90H27ZM37 89V90H36ZM55 89V90H54ZM57 89V90H56ZM60 89V90H59ZM90 89V90H89ZM106 89V90H105ZM109 89V90H108ZM111 89H113V90H111ZM120 89V90H119ZM125 89V90H124ZM142 91H140V90ZM147 90V92H146V90ZM153 89V90H152ZM207 89H208V91H209V93L207 92ZM217 89H219V88H217V87H215V90L217 91ZM46 90V91H45ZM59 90V91H58ZM68 90H69V93H68ZM73 92H72V91ZM75 90V91H74ZM79 90V91H78ZM83 90V91H82ZM93 90V91H92ZM95 90H96V92H98V93H95ZM126 91V92H124L123 93V91ZM152 90V91H151ZM177 91H178V89H176ZM214 90V89H213ZM244 90V89H243ZM243 90H242V92H243ZM251 90V91H250ZM18 91V92H17ZM22 91H24L23 92V94L25 95V96H23L24 98H22L21 99V97H22V95L20 94V93H22ZM27 91V92H26ZM36 91H38L37 93H38V95H40V93L42 94V96L44 97V98H42V96H41V98L37 95V93H36ZM50 91V92H49ZM57 91L59 92V93H57ZM85 91L87 92V93H85ZM102 91H103V93H102ZM105 91V92H104ZM109 93H108V92ZM121 91V92H120ZM130 91V92H129ZM138 91V92H137ZM139 91H140V94H139ZM247 91V92H246ZM12 92H15V94L14 95H11L12 94ZM52 92V93H51ZM56 93V95H55V93ZM79 92V93H78ZM113 92H114V94H113ZM115 92H117V93H115ZM143 92H145V94L148 96V98L146 97V95H143L144 93ZM149 92V93H148ZM150 92H153V93H151L150 94ZM154 92H156L157 94H159V96H157V94L156 93H154ZM229 92V93H228ZM231 92V93H230ZM235 92L237 93V94H235ZM241 92V91H240ZM17 93H19L18 95H20V97L17 95ZM32 93H33V95H32ZM45 93V94H44ZM51 93V95L53 94V97H51L49 94ZM90 93H91V96H90ZM100 93V94H99ZM27 94V95H26ZM29 94V95H28ZM77 95V97H75L76 95ZM79 94V95H78ZM97 96H96V95ZM102 94H104L103 96H102ZM121 96H120V95ZM137 96H136V95ZM139 94V95H138ZM149 94H150V96H149ZM154 94H156V95H154ZM208 94H209V96H208ZM214 94H217V93H215L214 92ZM242 94V95H243ZM11 95V96H10ZM17 95V97H19V98H17V101H19L18 103L16 102V100H15V96ZM36 95H37V97H36ZM58 95V96H57ZM85 95V96H84ZM107 95V96H106ZM110 95V96H109ZM112 95V96H111ZM127 95V96H126ZM133 95V96H132ZM176 95V94H175ZM212 95H213V93H212ZM55 96H56V98H58V99H60L59 101H61V102H57V100L58 99H56L55 98ZM89 96V97H88ZM130 96H132V97H134V98H132V97H130ZM152 96V97H151ZM154 96H156V97H158L159 99H156ZM168 96H171V95H168ZM245 96L243 97V98H245ZM250 96V97H249ZM28 97V98H27ZM33 97V98H32ZM47 99H46V98ZM75 97V98H74ZM91 97H94L93 99L91 98ZM137 97V98H136ZM139 97V98H138ZM145 97V99L143 100V98ZM172 97V96H171ZM170 97V99L172 100V98ZM213 97H214V95H213ZM229 97V96H228ZM241 97V98H240ZM257 97V98H256ZM4 98H5V100H4ZM26 98V99H25ZM36 98H38V99H36ZM48 98H49V104L48 105H50L51 107H52V105L55 103V104H57V106L54 104L53 105V107L54 106H56L55 108H53L52 107V109H51V107L49 106H47V104L46 103H48V101H45V100H48ZM100 98H102V99H100ZM118 98H120V99H118ZM123 98V99H122ZM132 98V101L130 100ZM142 98V99H141ZM147 98V99H146ZM155 98V99H154ZM174 98H176V96L174 97ZM178 98V97H177ZM176 98V100L178 101V99ZM234 98V97H233ZM232 98V99H233ZM252 98H255L254 100L256 101L257 99V103H255V101H254V103H255V105H253L252 103H253V99ZM19 99V100H18ZM40 99H41V102H40ZM52 99V100H51ZM82 99H84V100H82ZM88 99H89V101H88ZM90 99H92V101L90 100ZM136 99V100H135ZM148 99H150V100H148ZM186 99H187V102L189 103H187L186 102ZM252 99V100H251ZM23 100H25L26 101V105H24V101ZM28 100V101H27ZM37 100V101H36ZM42 100H44V102H42ZM75 100V101H74ZM87 100V101H86ZM111 100V101H110ZM122 100V101H121ZM134 100H135V103H134ZM143 100V101H142ZM158 100V102H159V105H162L161 107L159 106L158 107V103L156 102V101ZM167 100H169V98L167 99ZM211 100V99H210ZM215 100V99H214ZM10 101V102H9ZM31 101H33L32 103H30ZM36 101V102H35ZM39 101V102H38ZM52 101H56V102H54V103H52ZM64 101V102H63ZM79 103H78V102ZM95 103H94V102ZM96 101H97V103H96ZM106 101V102H105ZM161 101V100H160ZM228 101V102H229ZM233 101L234 100H232V103H233ZM22 102V103H21ZM62 102L64 103V104H62ZM81 102V103H80ZM85 102V103H84ZM109 102H110V104H109ZM120 102H122V103H125V104H122V103H120ZM129 102V103H128ZM138 102V103H137ZM147 102H149V103H147ZM152 102H154V103H152ZM173 102H176V101H174L173 100ZM239 102H241V103H243L244 104V106H243V104H241V103H239ZM7 103V104H8ZM38 103H39V105H38ZM45 103V104H44ZM50 103H52V105L50 104ZM62 104L63 106L65 105V109H63V106L62 105H58V104ZM68 103V104H67ZM84 103V104H83ZM104 103V104H103ZM132 103L134 104V105H132ZM141 103V104H140ZM146 103H147V105L148 106H146ZM151 103V104H150ZM167 103V104H166ZM176 103H178V102H176ZM221 103H222V105H224V103H225V105H226V109H227V111H226V109H225V107H223V110H222V107H221ZM248 103L250 104V105H253V106H251V107H254V109H256L257 108V106H258V108L256 109L257 111H254L255 113H256V115L257 116H255V114H254V112H253V110H251L250 109V106L248 107ZM263 103V102H262ZM261 103V106H262V108H263V110H264V103L262 104ZM6 104V105H7ZM23 104V105H22ZM34 104V105H33ZM47 106L46 107V109L48 110H45L44 111V109H45V106ZM82 104V105H81ZM89 104V105H88ZM128 104V105H127ZM141 106V108H139L140 106ZM142 104L144 105V107L142 106ZM206 104V105H205ZM28 105V106H27ZM33 105V106H32ZM41 105V106H40ZM85 105V106H84ZM92 105V106H91ZM95 105V106H94ZM102 105H104V106H102ZM113 105V106H112ZM138 105V106H137ZM150 105H151V107H150ZM167 106V108L168 107H172V106H174L173 108H174V110H171V109H167L168 110V112H167V110H166V107H164V106ZM185 105V106H184ZM196 105V106H195ZM224 105V106H225ZM233 107H232V106ZM246 105H247V107H246ZM34 106H35V108H34ZM38 106H40V107H38ZM60 106H62L61 108L63 109H61L60 108ZM118 106H121L122 107V110H123V108H124V118H121V116H123V115H121V112H120V109L121 108H119ZM128 106V107H127ZM129 106L131 107V106H135L134 108H129ZM145 106H146V108H145ZM176 106L179 108V109H182L181 110V112H179L178 110L179 109H175L176 108ZM20 107H21V109H20ZM32 107V109H30V108ZM38 107V108H37ZM43 107H44V109H43ZM68 109H67V108ZM90 107V108H89ZM109 107V108H108ZM118 107V108H117ZM138 107V108H137ZM150 107V108H149ZM153 107V108H152ZM199 107V108H198ZM210 107H212L213 109H214V111H213V109H212V111H211V109H210ZM230 107V108H229ZM244 107V108H243ZM245 107H246V109H245ZM19 108V109H18ZM25 108V109H24ZM35 110H34V109ZM37 108V109H36ZM58 108V109H57ZM59 108H60V110H59ZM75 108V110H73V109ZM78 108H80V109H78ZM92 108V109H91ZM116 108V109H115ZM159 108V109H158ZM160 108H163V109H161L162 110V112H165V113H168V114H166L165 115V113L161 116V113H158V110L160 111ZM198 108V109H197ZM235 110H234V109ZM240 110H239V109ZM242 108V109H241ZM1 110H2V112H5V110L3 109V108H0ZM41 109V110H40ZM57 109V111H55V110ZM70 109H72V110H70ZM85 109H87V111L85 110ZM90 109V110H89ZM96 109V110H95ZM106 109H109V110H106ZM139 109H143L142 111L141 110H139ZM145 109V110H144ZM146 109H148V110H146ZM154 109L155 110H157V115L158 116H161L160 118L158 117V119H157V123H158V125L159 126H157V123H152V122H150V120H149V117H148V115L150 114V113H152V110H153V112H155L154 111ZM253 109V108H252ZM1 110H0V113H1ZM22 110L24 111L25 110V115H24V112H22ZM38 110H39V112L41 111V112H43V114H44V112H45V114L44 115H49L48 116V118L50 117V115H51V117H52V115H53V119H51V117H50V119H51V126L50 127H52L53 125L55 126V128L53 129V131H55V134H58L57 136H59V133H61L62 132V129H63V132L67 129V131L69 132H64L65 133V135L67 136V134H68V139H67V141H65V138L64 137H66V136H63L64 135V133H61L60 134V136H59V141H57V143H56V145H54L53 146V144H51L50 146H52V148H50L49 147V145L48 144H45L46 142L48 143V139H49V134L51 133V132H53V131H51V130H46V129H49V128H47L46 127V124H48L49 125V122H50V119H48L47 120V118L45 117V116H42V119L40 120L39 118H41V112H40V114H39V112H38ZM43 110V111H42ZM52 110V111H51ZM53 110H54V112H53ZM65 110V111H64ZM67 110V111H66ZM80 110V111H79ZM84 110V112H82ZM99 110V111H98ZM165 110V111H164ZM169 110H171L172 112L173 111H175V113H177V115H175V113L173 112L172 113V115L174 114V116H172L171 117V111H170V113H169ZM177 110V111H176ZM193 111L194 113L196 112L197 114H198V112L200 113V114H198V115H203V117H201V116H195L193 119H192V117L193 116H191V115H196V114H194L193 112H191V111ZM196 110V111H195ZM229 110V111H228ZM235 111V112H232V111ZM238 110V111H237ZM250 110H251V115L252 114H254V115H252V116H255V117H250V114H248V112H250ZM29 113H28V112ZM35 111H36V113H35ZM62 111V112H61ZM93 111V112H92ZM95 111V112H94ZM104 113H103V112ZM112 111V112H111ZM115 111H117V112H115ZM142 113H141V112ZM151 111V112H150ZM184 111H185V113L186 112H188V116H190L191 118V120L188 118V117H185V119L188 121V123L189 124H192L193 122H195V121H197L198 120V118L197 117H200L201 119H199V121L201 120V122H202V120L206 123L205 125L204 124H202L201 122H195V123H197V126L198 125H200V127L202 126V125H204L206 128H204V127H202V128H204V129H207V131H205V130H203L202 131V129H198V127H197V133H199L200 131H202V133L204 132V133H206V135H204V134H202L201 132V134L199 133V136H200V138H201V135H204V138L202 139L201 138V140H203V141H201L200 140V142H199V140L198 139H200V138H198L199 136H196V132H195V134H194V130H195V128H196V125H194V124H192L191 126H192V128L189 126V124L187 125L186 123H185V125H183L184 124V121H183V118H179V115H180V113H182L183 114V116H184ZM17 112V113H16ZM30 112H32V113H30ZM34 112V113H33ZM48 112V113H47ZM52 112V113H51ZM55 112H58V113H55ZM75 112H77V113H80V118L82 119L81 121H83L84 119H86V121H83L82 122V124L80 125V122H79V119L77 118V117H75V118H77V119H75V118H73L74 116V114H75ZM128 112V113H127ZM138 112V113H137ZM161 112V111H160ZM206 113V114H202V113ZM212 112V113H211ZM217 112H223V114L221 113H218L219 114V116H218V114H216ZM226 112V113H225ZM231 112V113H230ZM22 113V114H21ZM27 113H28V115H27ZM51 113V114H50ZM53 113H55V114H58L57 116H55ZM71 113V114H70ZM73 113V114H72ZM87 113V114H86ZM148 113V114H147ZM190 113H193V114H190ZM215 113V114H214ZM229 114L230 115V117H232V113H234L233 114V116H235L237 119H234V118H230L229 116V118H228V120L230 119V122L228 121H225V117H224V114H225V116L227 117V115L226 114ZM245 113H247L249 116H247ZM33 114H35V115H33ZM64 115V119H63V115ZM68 114V115H67ZM69 114H70V117H69ZM95 114V115H94ZM103 114H106V115H103ZM143 114V115H142ZM190 114V115H189ZM239 114L241 115V116H239ZM8 115V116H7ZM11 115V118H7V117H9ZM22 115V116H21ZM29 115H30V117H29ZM60 115V116H59ZM94 115V116H93ZM145 115V117H142V116H144ZM170 115V117L171 118H169L168 116ZM187 115V113L185 114V116ZM204 115H205V117H207L206 118V120L204 119ZM215 115H216V117H215ZM220 115H222V116H220ZM2 116V117H1ZM19 116H20V118H19ZM23 116H25V119L23 120ZM38 116V117H37ZM57 118V121H55L56 120V118ZM83 116H85L84 118H83ZM90 116V117H89ZM93 116V117H92ZM116 116V117H115ZM147 116V117H146ZM150 116V115H149ZM176 116H177V118H179L180 120H178L179 122H181L182 123V121H183V123H182V125L184 126V127H187V126H189V127H187V129L189 128L190 130L192 129L193 130V133L190 131V130H187L186 128H184L183 126H181L180 128L177 126V125H175V122L177 123L178 121L176 120H174L175 122H171V121H173L172 119H176ZM250 118V120L247 118ZM27 117V118H26ZM59 117L61 118V119H63V121H58L59 120ZM141 117H142V119H141ZM166 117V118H165ZM180 117H181V115H180ZM209 117V118H208ZM219 118V117H221V118H219V119H221L220 120V123H219V125L217 124V122H216V120H212V119H214V118ZM244 117H246V118H244ZM1 118H3V120H5V118H6V120H7V122H8V125L6 124L7 122H5V121H2V119ZM22 118V119H21ZM33 118V120H31ZM69 118V119H68ZM145 118H146V120H148V122H150L149 124L152 126H150V125H148L147 123V121L145 120ZM162 118V119H161ZM163 118H165V119H171V121H168V123L166 122L167 120H163ZM196 118H197V120H196ZM203 118V119H202ZM223 118H224V120H223ZM241 118H243L245 121L247 120V122H249V124L248 125H246L247 124V122L245 123V121H243V119H241ZM263 118H264V116H263ZM9 119V120H8ZM12 119V120H11ZM40 120V124L38 123L39 122V120ZM67 121H66V120ZM73 119V120H72ZM116 119H118L117 121H116ZM123 119H125V120H123ZM184 119V120H185ZM194 119H195V121H194ZM209 119H210V121H213L214 122V125H213V123L212 122H210L209 121ZM231 119L232 120H235V121H237L238 123H239V127H241V128H237L236 126H238V123H236V125H235V123H233V121H231ZM239 119V120H238ZM14 120V121H13ZM17 120V121H16ZM20 120H21V122H20ZM35 120H36V122H35ZM38 120V121H37ZM47 120V121H46ZM65 120V121H64ZM120 120H121V122H120ZM162 120V121H161ZM185 120V122H187ZM227 120V119H226ZM17 122L18 124L20 123V125H18L16 122L15 123H13V122ZM43 121H46V123L45 122H43ZM75 121V122H74ZM76 121H77V123H76ZM92 121V122H91ZM134 121V122H133ZM142 121H143V123H142ZM159 121H161V122H159ZM191 121H193L192 123H191ZM206 121H208V125H207V122ZM219 121V120H218ZM242 121V122H241ZM254 121H257V122H259V127H258V125H257V122H256V124H255V122ZM24 122V123H23ZM34 122V123H33ZM48 122V123H47ZM56 122H59L58 124L60 125V127L62 126L63 128L61 129L60 127H59V129H58V126L59 125H57L56 124ZM60 122H62V123H60ZM85 122L87 123L86 125H85ZM89 122V123H88ZM99 122V123H98ZM137 122H139L138 124H137ZM210 122V123H209ZM216 122V123H215ZM226 122V123H225ZM252 122V124L254 123V125H253V127H251L252 126V124H250ZM6 125H5V124ZM28 123V124H27ZM36 123V124H35ZM52 123H55V124H52ZM67 123V124H66ZM119 123H120V125H119ZM163 123V124H162ZM199 123V124H198ZM212 123V125L214 126L213 127V129H212V127L211 126H209V124H211ZM231 123H232V125L235 127V129L234 128H232V126H231ZM245 123V124H244ZM21 124L24 126V129H23V126H21ZM91 124V125H90ZM122 124V125H121ZM136 124V125H135ZM145 124H147V125H145ZM161 124H162V126H161ZM168 124V125H167ZM171 124L173 125V127L171 126ZM215 124H217L218 125V127L221 129L220 130V132L219 133H217L218 131H219V128L215 125ZM230 124V125H229ZM263 126H262V125ZM16 125V126H15ZM17 125H18V128H17V131H16V127H17ZM31 126V128H30V126ZM37 125V126H36ZM66 125V126H65ZM76 125V126H75ZM83 125V127H81ZM98 125V126H97ZM107 125V126H106ZM126 125V126H125ZM156 125V126H155ZM167 125V126H166ZM179 126H180V124H178ZM193 125H194V127L195 128H193ZM242 125V126H241ZM245 125H246V127H245ZM15 126V127H14ZM33 126V127H32ZM36 126V127H35ZM72 126V127H71ZM86 126L88 127V130H89V134H86V132H84L83 131V129H85L86 128ZM97 126V127H96ZM145 126V127H144ZM177 126V128H175ZM207 126H208V128H207ZM244 126V127H243ZM257 126V127H256ZM262 126V127H261ZM11 127V128H10ZM25 127H27V128H25ZM57 127V128H56ZM66 127V128H65ZM91 127V129H89ZM93 127V128H92ZM146 127H148V129L146 128ZM153 127H154V129H153ZM159 127H160V129H159ZM169 127H171L170 129H169ZM209 127H211V128H209ZM218 129H216V128ZM249 127V128H248ZM14 128H15V132H14ZM22 128V129H21ZM143 128V129H142ZM146 128V129H145ZM151 128H152V130H151ZM164 128V129H163ZM175 128V129H174ZM184 128V129H183ZM232 128V129H231ZM242 128H244L245 130H246V133L247 134H249V133H251V132H253V130L255 129V132L256 131H258V132H256V135H255V133H251V137H249V135H248V138L250 139L248 142L247 141H245V140H247V137H246V139H245V136H246V134L244 135V129H242ZM247 128V129H246ZM250 128H253L252 129V131L250 130ZM29 129V130H28ZM32 129H34V130H31ZM36 129L38 130V131H36ZM50 129H52V128H50ZM61 129V130H60ZM82 129V130H81ZM93 129V131L94 132H97L98 134H100V135H98V136H96V133H95V136H94V133L93 132H91V130ZM97 129H99V130H97ZM108 130V131H106V130ZM145 129V130H144ZM169 129V130H168ZM181 129V130H180ZM185 130L184 132H186L185 134H188L187 132L188 131H190V133L187 135V137H186V135L184 134V132L182 133V131L183 130ZM211 129V130H210ZM11 130H12V132H11ZM57 130V131H56ZM101 130V131H100ZM160 130H162V131H160ZM198 130H200V131H198ZM216 130V131H215ZM228 130H229V133H230V136H228L227 137V140H226V136L227 135H229V133H226V132H228ZM240 130H242L241 132H243V136H242V134L240 133V131H239V134L237 133L238 131ZM9 131V132H8ZM42 131V132H41ZM106 131V132H105ZM176 131V132H175ZM179 131H180V133H179ZM196 131V130H195ZM213 131H215L214 133H213ZM223 131H226V132H223ZM248 131V132H247ZM251 131V132H250ZM0 132V133H1ZM20 132V133H19ZM22 132H25V134H27V132H29L30 134H29V136L27 135V137L22 133ZM43 132H44V134H43ZM71 132V133H70ZM115 132V133H114ZM127 132V133H126ZM145 132H146V134H145ZM171 132L173 133V134H171ZM231 132H232V135H231ZM15 133V134H14ZM16 133H17V136L19 135V137L20 138H18V137H15L14 135H16ZM19 133V134H18ZM42 133V134H41ZM48 133V134H47ZM91 133H93V134H91ZM106 133V134H105ZM121 133V134H120ZM144 135H143V134ZM169 133V134H168ZM217 133V134H216ZM222 134V136H219V135H221ZM236 133V134H235ZM9 134V135H8ZM22 134H23V136L24 137H26V140L28 139V141H25V142H27V143H25L24 142V140H25V138H23L22 137ZM41 134V135H40ZM73 136H71V135ZM79 134V135H78ZM110 134V135H109ZM112 134V135H111ZM115 134V135H114ZM128 134V135H127ZM156 134V135H155ZM175 134V135H174ZM181 136H180V135ZM192 135V134H194L195 135V138H194V135L193 136H189V135ZM237 134H238V136L241 134V136H239L240 137V140H238V141H241V140H243V144H242V141L240 142V145L242 144V146H240L239 145V143H237L236 142V139H237ZM10 135H12L11 136V138L13 139H11L10 138ZM39 135L41 136V137H43V139L45 140H43L42 138H41V141H40V138H39ZM46 136V138H44L45 136ZM81 135V136H80ZM87 137H86V136ZM89 135H90V137H89ZM118 135V137H115V136H117ZM122 137H121V136ZM162 135V136H161ZM172 135V136H171ZM183 135V136H182ZM185 135V136H184ZM211 137H210V136ZM213 135V136H212ZM226 135V136H225ZM253 135H255V137L253 136ZM33 136V137H32ZM35 136H36V138H35ZM48 136V137H47ZM62 136V137H61ZM94 136V137H93ZM102 136V138L100 139V137ZM148 136V137H147ZM155 136H157L156 138H158L157 140H155L156 138H155ZM179 136V137H178ZM191 137L190 139H186V138H189V137ZM224 136V137H223ZM256 136H257V138H256ZM124 137V138H123ZM143 137V138H142ZM144 137H145V139H149V138H151L152 139V141H153V146H154V148H155V145L157 144V145H159V146H161L163 149V152H165V153H161V155H159L160 154V151H158V149L160 148L159 146H156V148L155 149H153L152 148V141H150V139L149 140H146L145 141V139H144ZM154 137V138H153ZM177 137V138H176ZM183 137V138H182ZM194 138V140H193V142H191L190 140L191 139H193ZM206 137V138H205ZM214 137H216V142H214L215 141V138ZM217 137H219L218 139H217ZM223 137V139L224 140H222L221 141V138ZM232 139V141H230L229 140V145H228V139H230V138ZM235 137H236V139H235ZM238 137V138H239ZM253 137L255 138V139H253ZM262 137V138H261ZM17 138H18V140H17ZM22 138V139H21ZM38 138V139H37ZM71 138H72V140H71ZM90 140V141H93L94 140V142H95V144L93 143V145H92V142L90 143V141L88 140V139ZM91 138V139H90ZM106 138V139H105ZM168 138V139H167ZM233 138H234V141H233ZM241 138H243V139H241ZM21 139V140H20ZM35 139V140H34ZM76 139V140H75ZM99 139H100V141H99ZM144 139V140H143ZM179 139V140H178ZM184 139V140H183ZM186 139V140H185ZM205 139V140H204ZM210 139H211V141H210ZM213 139V140H212ZM253 139V140H252ZM262 139V140H261ZM9 140H10V142H9ZM11 140L13 141V143L11 142ZM16 140H17V142H16ZM36 140H39V141H36ZM44 142H43V141ZM89 141V142H87V141ZM96 140H97V142H96ZM181 140V141H180ZM198 140V141H197ZM256 140V141H255ZM25 143V146L26 145H29V146H26V148L23 146L22 147V145H24L23 144V142ZM33 141V142H32ZM72 141H73V143H72ZM103 141H105V142H103ZM110 141V142H109ZM182 141H184V142H182ZM187 143H186V142ZM206 141V142H205ZM218 141V142H217ZM251 141L252 142H258V143H260V145L258 144V143H255V147H253L252 149H251V146H250V144H251ZM262 143H261V142ZM14 142H15V146H16V149L17 148H19V145H21V144H19V143H22V145L20 146V150H21V148H22V150L21 151H19V149H17V151L13 148V146H14ZM28 142H29V144H28ZM66 142H68V146H67V143ZM76 142V143H75ZM79 142V143H78ZM101 142V143H100ZM147 142L149 143V142H151V143H149L148 145H149V149H147L148 148V145H146L147 144ZM154 142H156V143H154ZM189 142H190V144L192 145V148H191V145L189 144ZM207 143V147H209L210 146V142L212 143V144H214V145H216L213 149L215 150V151H213V150H211L212 149V146H214V145H212L211 144V146H210V148L207 150V147L206 146H204L203 145V148H202V144H204V143ZM231 142H232V144H231ZM248 143V145L246 144H244V143ZM70 143V144H69ZM87 143V144H86ZM90 143V145H92V147H89L90 145H88ZM99 143H100V145H99ZM105 143V144H104ZM146 143V144H145ZM235 143V144H234ZM236 143H237V145H236ZM250 143V144H249ZM11 144H12V146H11ZM63 144V146H61V145ZM66 144V146H64ZM78 144V145H77ZM160 144H162V145H160ZM195 144V145H194ZM219 144H220V146H219ZM223 144V145H222ZM227 144V145H226ZM261 144H263L262 146H261ZM31 145V146H30ZM48 145V147H46ZM75 145V146H74ZM142 145V146H141ZM198 145H200V146H198ZM217 145L219 146L218 148H217ZM225 145L227 146V147H225ZM230 145H233V146H230ZM12 148H11V147ZM14 146V147H15ZM18 146V147H17ZM62 147L63 149L61 150V148H59V147ZM70 146V147H69ZM81 146H83V150H82V147ZM98 146V147H97ZM177 146V147H176ZM222 146H223V148H222ZM229 146L230 147H232V148H235V149H233V151H232V148H229ZM243 146H247L246 147V150H245V148L243 147ZM250 146V149L248 148ZM259 146V147H258ZM54 147H56V152L55 153H51L52 152V150H53V148ZM79 147V148H78ZM87 147V148H86ZM93 147H95L96 148V150L94 151V149L95 148H93ZM150 147L152 148V151H150ZM159 147V148H158ZM185 147V148H184ZM189 147V148H188ZM194 147H198V148H194ZM236 147H237V150L238 149H241L238 153L239 154H237V156H236V153H237V151H235L236 150ZM238 147H240V148H238ZM242 147L244 148L243 150H242ZM10 148L13 150L14 149V153H13V151H11L10 150ZM33 148V149H32ZM48 148H49V150L50 149H52L51 150V152H49V151H47L48 150ZM58 148V149H57ZM68 149V151H67V149ZM75 148H76V150H75ZM87 150H86V149ZM93 149V151H92V149ZM178 150H177V149ZM199 148H200V150H201V152H199L200 150H199ZM204 148H205V150H204ZM215 148H217V150L218 149H220L219 150V152L220 151H222L221 149H223V151L225 152H227V156H228V154H229V156H228V159H226L225 157H226V155L224 156V157H221V154H223L222 152L219 154V152H217V150L215 149ZM257 148V149H256ZM25 150V153H24V150ZM32 149V150H31ZM60 149V150H59ZM70 149V150H69ZM79 151H78V150ZM88 149H89V151H88ZM144 149V150H143ZM165 149V150H164ZM188 149V150H187ZM191 149V150H190ZM196 149H198V152H196ZM263 149V150H262ZM28 150V151H27ZM82 150V152L84 153V154H87L86 156L88 157V152H89V154H94V155H92V157H94L93 159H94V161H93V159H92V162H94L93 164H94V166H93V168H94V170H93V174L90 176V179H91V183L93 182V185L95 186V188H96V186H97V184L98 183H100V181L102 182V183H100V185H99V187L100 188H102L101 190L102 191H104V194H103V192L102 191H100L101 192V197L102 198H104V199H102L101 198V200H102V203H103V201L105 202L106 200H107V198H110V200H111V198H112V206L114 205V202L116 203L115 205H116V207H115V205L113 206V207H108V201H106L105 203H103L104 205V207L105 208H102L103 206H102V203H101V200H100V198H99V196L97 197L96 195H98V194H96V192H94V195L92 196V198H93V202L95 203L94 205V207H93V212L91 213V214H88V210H86V209H83L82 208V210H80L81 209V205H82V202L80 203L81 205H80V208L75 204L74 205V196H73V190H74V186L70 183V182H72V180L73 179H75L76 178V181H77V168H78V166L77 165H79V160H81V159H83L82 158V156H81V151ZM153 150L154 151H157L158 152V154H156V155H158V158L157 159H159V158H163L162 159V162H159V161H161L160 159L158 160V163L159 164H157L156 163V160L157 159H155L156 157H154V153H156V152H154L153 153ZM162 150H161V152H162ZM167 150H169V152L167 153ZM208 152H207V151ZM248 150V151H247ZM252 150V151H251ZM6 151V152H5ZM7 151H8V154H9V152L12 154V155H6L7 154ZM32 152L33 154H31L30 152ZM60 151V152H59ZM63 151V152H62ZM76 151V152H75ZM85 151L87 152V153H85ZM172 151V152H171ZM176 151V152H175ZM182 153H181V152ZM187 151H191L190 152V154H189V152H187ZM195 151V152H194ZM210 151H211V153H210ZM214 152V154H213V152ZM230 151V152H229ZM244 151V152H243ZM248 152L246 155L249 157V159L250 160H248V162H246V163H244L246 160L244 159L245 158V152ZM251 151V152H250ZM254 151H257V153L256 154H254L255 152ZM261 151H262V153L263 154H260L261 153ZM20 152L23 154H20ZM49 153L50 155H49V157L48 156H46L47 154L46 153ZM54 152V151H53ZM66 152H68V153H66ZM92 152V153H91ZM95 152V153H94ZM146 152V153H145ZM150 152H152V153H150ZM203 152H204V161L207 159V158H209L211 161H212V159L214 160V161H212V162H214V163H212L211 164V161L209 160V159H207L205 162H207V163H210L211 165H212V167H210L209 165L210 164H208L207 165V163H205V162H202V163H204V165H205V169H207V168H213V166H214V169H212V171H211V169H209V171H211V172H209V175L211 174V177H209V175L207 174V172L204 170V168H203V164L200 162V161H203L202 160V156L200 155V154H202L203 155ZM232 152H235V155H233V153ZM243 152V153H242ZM253 152V153H252ZM70 153V154H69ZM106 153V154H105ZM178 153V154H177ZM182 155H181V154ZM184 153H186V154H184ZM192 153H194V154H192ZM196 153H198V155L196 154ZM207 153V154H206ZM215 153L219 156L220 155V157H221V159L222 158H225L227 161H225V159H223V161H225V162H228V161H230V159H229V157L231 156V161L233 160V162L235 161L236 163H235V166L237 167V169H240V167H241V171L243 170V169H245V172H244V170L242 171V173H237L238 175H240L238 178L240 179V177L242 176V174H245L246 175V173H247V178L245 177V175H243L242 176V178H241V180H237V181H235L233 178H234V173H232V175L233 176H231L229 173L227 174V172L228 171H230V170H226L227 172H226V174L227 175H230V177H232V179L231 180H234L235 182H238V184L236 183V184H234L235 182L234 181H229L228 180V178L229 177H227L226 176V174H225V172L222 170L224 167L223 166H221V170H219V171H221V172H219V171H217V173L219 174H215L214 175V171H216L217 169V166H218V163L219 164H221L222 162H221V160L219 161H217V159L215 158ZM242 153V154H241ZM25 154H27V155H25ZM46 154V155H45ZM56 154V155H55ZM61 154V155H60ZM76 154V155H75ZM142 154V155H141ZM154 154V155H153ZM188 154V155H187ZM212 154L214 155L213 157H212ZM241 154V155H240ZM32 155H33V157H32ZM44 155L46 156V157H44ZM53 156V158H52V156ZM62 156V158L60 157V156ZM74 155V156H73ZM100 155V156H99ZM163 155H164V157H163ZM169 156V158L168 159H166L167 157L166 156ZM176 155V156H175ZM196 155L197 156H199L198 158L196 157ZM208 157H207V156ZM224 155V154H223ZM222 155V156H223ZM257 155V156H256ZM261 155H263V156H261ZM8 156H10V157H8ZM22 156H24V158L22 157ZM26 156V157H25ZM67 156H68V158H67ZM69 156H71V157H69ZM90 156V155H89ZM96 156V157H95ZM104 156V157H103ZM162 156V157H161ZM170 156H171V158H170ZM190 156V157H189ZM194 156V157H193ZM210 156V157H209ZM240 156V157H239ZM244 156V157H243ZM7 157V158H6ZM27 157L28 158H30V160H27ZM48 157V158H47ZM73 157V158H72ZM98 157V158H97ZM193 157V158H192ZM195 157L197 158V159H199V160H197L196 161V159H195ZM200 157H202V158H200ZM217 157V156H216ZM235 157L237 158L236 160L238 161V159H239V161H238V163H237V161L235 160ZM254 157V158H253ZM260 157V158H259ZM26 158V159H25ZM47 158V159H46ZM66 160H65V159ZM91 158V157H90ZM123 158V159H122ZM185 158H186V160L189 158L190 159V162L191 163H189V160L188 161H186L185 160ZM218 158V157H217ZM234 158V159H233ZM242 158V159H241ZM252 158V159H251ZM9 159H11V161L12 162H15V163H12V162H10L9 161ZM12 159H14V160H12ZM26 160V161H24V160ZM56 159V160H55ZM62 159L64 160V161H62ZM68 159V160H67ZM79 159V160H78ZM97 159H100L99 160V163L97 164ZM104 159V160H103ZM114 159V160H113ZM195 159V160H194ZM218 159H220V158H218ZM243 159H244V161H243ZM246 159H248L247 157H246ZM254 159V161H258L259 159H260V161L259 162H253L252 160ZM255 159H257V160H255ZM19 160V161H18ZM49 162H48V161ZM52 160V161H51ZM72 160H73V162H72ZM76 160V161H75ZM97 160V161H96ZM154 160V161H153ZM164 160H167V162H165ZM169 160V161H168ZM172 160V161H171ZM240 160H242L243 161V163H240L241 161ZM1 161V162H2ZM4 161H7L6 163L4 162ZM28 161V163H26ZM45 161V162H44ZM58 161V162H57ZM62 161V164H60V162ZM66 161V162H65ZM163 161H164V163H165V166H170L169 168H168V166H167V168L168 169H166V168H164V169H162V165H164V163H163ZM171 161V162H170ZM195 161L198 163L199 162V164L197 165V166H199V168L198 169H200L201 167L203 168H201L200 170V172H202V173H198V171H196V169H194L195 167L197 168V166H195V164H197V163H195ZM231 161H230V164H231ZM251 161L253 162V164H255V165H251L250 163H251ZM0 162V163H1ZM21 162V163H20ZM29 162H30V164H29ZM64 162V163H63ZM155 162V163H154ZM170 162V163H169ZM184 162V163H183ZM217 162V163H216ZM221 162V163H220ZM224 162V164L223 165H225V168H226V165H228V163L226 164ZM232 162V164L234 165V163ZM250 162V163H249ZM8 163V164H7ZM11 163H12V167H11ZM43 163V164H42ZM45 163V164H44ZM56 163V164H55ZM60 164V166H59V164ZM189 163V165L188 166H190V168L186 165V164H188ZM193 163V164H192ZM200 163H201V165H200ZM240 163V164H239ZM247 163H249L248 164V166L249 167H251V169L246 165ZM64 164V166H62ZM72 164V165H71ZM158 165V167H159V169L162 171H159L161 174L163 173V171H165L164 172V174L166 175L167 174V177L168 176H170V179L171 180H173V181H171V180H169L172 184H171V186H173V187H171L170 186V182H168V181H166V178H165V175L164 174H162V175H164V178L162 179V175H160V173L158 172V170H157V165ZM184 164V165H183ZM214 164V165H213ZM221 164V165H222ZM229 164V165H230ZM231 164V166H229L230 168L232 167V172H234V170L236 169L233 165ZM243 165V167H242V165ZM18 165V166H21V167H16V166ZM56 165V166H55ZM96 165L98 166V167H96ZM101 165V166H100ZM108 165V166H107ZM154 165V166H153ZM159 165H161V166H159ZM209 166V167H207V166ZM217 165V166H216ZM246 165V166H245ZM251 165V166H250ZM260 166H261V164H259ZM13 166H14V168H13ZM111 166V167H110ZM119 166H121V167H119ZM156 166V167H155ZM188 168H187V167ZM201 166V167H200ZM220 166V165H219ZM218 166V167H219ZM238 166H240L239 168H238ZM44 167H45V170L43 171V169H44ZM123 167V168H122ZM161 167V168H160ZM180 167H181V169H180ZM246 167V168H245ZM262 167V169L261 170H263L264 168ZM12 168H13V170H14V173H13V177H11L12 176V172H10V171H13L12 170ZM32 168V169H31ZM35 168V169H34ZM52 168L54 169V171H52ZM59 168H61V169H59ZM75 168V169H74ZM97 168V169H96ZM117 168H119V169H117ZM140 168V169H139ZM176 168H178L177 170H176ZM192 168V169H191ZM233 168H235V169H233ZM243 168V169H242ZM17 169V170H16ZM25 169H29V170H25ZM40 171H39V170ZM72 169H74V170H72ZM122 169V170H121ZM169 169L170 170H172V171H169ZM227 169V168H226ZM229 169V168H228ZM235 170L236 172L237 171H239V170ZM249 169V170H248ZM257 169V170H256ZM138 170V171H137ZM152 170V171H151ZM247 170V171H246ZM19 171H20V173H19ZM38 171V172H40V177H39V173L37 172V174L36 175H38V177H36V175H35V173ZM45 171H47L48 172V174H47V172H45ZM68 171V172H67ZM70 171V172H69ZM176 171V172H175ZM187 171H188V173H187ZM208 171V170H207ZM224 173H223V172ZM231 171H230V173H231ZM256 171H258V172H256ZM24 172V173H23ZM27 172V173H26ZM45 174H43V173ZM75 172V173H74ZM171 172H173V173H171ZM205 172V173H204ZM236 172H235V175H236ZM261 172V171H260ZM18 173V174H17ZM51 173H53V174H51ZM69 173V174H68ZM75 174V176L76 177H74V174ZM213 173V174H212ZM249 173H250V175H249ZM261 174V177L263 178H261L260 179V175L259 174ZM262 173H264V171H262ZM8 174H10V176L8 175ZM24 174V175H23ZM28 174V175H27ZM64 174V175H63ZM145 174V175H144ZM187 174H189L190 175V177H188L189 175H187ZM200 174V175H199ZM201 174H203V175H201ZM221 174H223L222 176H221ZM15 175V176H14ZM31 175V176H30ZM53 175V176H52ZM73 175V176H72ZM192 175V176H191ZM199 175V176H198ZM208 175V176H207ZM226 176L227 177V181L229 182H227L224 178H226V177H223V176ZM18 176V177H17ZM29 176V177H28ZM48 176V177H47ZM100 176V177H99ZM107 176L109 177V178H107ZM153 176V177H152ZM214 176H216V179H214L215 181L214 182H211L210 181V178H213ZM217 176H219V180H218V177ZM221 176V177H220ZM259 176V177H258ZM3 177V178H2ZM10 179H9V178ZM26 177H28L27 179H29L28 181L26 180ZM61 177V178H60ZM64 177H65V179L68 181L69 180V182L67 183V182H65V179H64ZM81 177V176H80ZM197 177H199V178H197ZM236 178H237V175L235 176ZM243 177H245V178H243ZM252 177V178H251ZM13 178V180H14V178H15V180H14V182L16 183V184H13V180L11 181V179ZM36 178H38V180L36 179ZM68 178V179H67ZM82 178H84L85 179V177H83L82 176ZM104 178L107 180H104ZM169 178V177H168ZM168 178H167V180H168ZM173 178V179H172ZM189 178V179H188ZM215 178V177H214ZM235 178V179H236ZM237 178V179H238ZM27 181V185H26V181ZM36 179V180H35ZM59 179H60V182H62V183H60V182H58L59 181ZM71 179V180H70ZM242 179H243V181H242ZM245 179V180H244ZM31 180H33V182L31 181ZM55 180H57V181H55ZM97 180V184L95 183V181ZM115 180V181H114ZM163 180V181H162ZM217 180L219 181V182H217ZM225 180V181H224ZM246 180H249V181H246ZM250 180H251V183H250ZM11 181V183H9ZM22 181V183H20ZM39 183H38V182ZM73 181H75V180H73ZM112 181V182H111ZM199 181H201V182H203V183H201V182H199ZM213 181V180H212ZM240 181H242V185H244V186H242V188L240 187V185H239V182ZM244 181H246L245 182V184H244ZM31 182V183H30ZM44 182V183H43ZM55 182L57 183V184H55ZM156 182V183H155ZM158 182V183H157ZM161 182V183H160ZM163 182L165 183V182H168L167 184H165L164 186L166 187V186H170V188L169 187H166L167 189L166 190H164L163 189ZM215 182H217V185H219V187H217L216 186V183ZM224 182V183H223ZM230 182H234L233 184L235 185V187L234 188H237V190H235V189H231L230 188V186L231 185H233V184H231L230 185ZM250 183L249 184V186H251V187H249V186H247L248 184L247 183ZM34 183V184H33ZM53 183V184H52ZM160 183V184H159ZM200 183V184H199ZM215 183V184H214ZM226 183H228V184H226ZM263 183V184H262ZM28 184H29V188H28V190H27V186H28ZM32 184V185H31ZM38 184V185H37ZM62 184V185H61ZM66 184L68 185H72V186H66ZM191 184V185H190ZM204 184H205V186H204ZM210 184V185H209ZM241 184V183H240ZM57 185V186H56ZM61 185V186H60ZM109 185V186H108ZM114 185V186H113ZM162 185V186H161ZM188 185V187L189 188H187L186 186ZM193 185V186H192ZM208 185V186H207ZM216 186V189H218L217 191H219V193H221L220 191H222V194L223 193H225V194H227V196H230V198L229 197H227V198H229L233 203H234V201L236 202V199L237 200H239L240 199V201H242L240 204H239V201H238V203L236 202V203H234V205H233V203L229 200V202H228V204H231L232 203V206L234 207V209H236L235 207L237 206V208L238 209H236V211L235 212H238V210H240L241 209V211H240V213H236L235 214V212H233V211H229L230 210V208H229V210H228V206H230V205H228V204H225L224 206H226L225 208H227V210L229 211V212H231V217L232 218H234L236 215H237V219H240L241 221H242V219H243V221H242V224L240 223L241 221L239 220V223L240 224H238V223H236L235 222V219L236 218H234V219H232L231 217H230V215H228L227 213V215L229 216H227L228 217V220H226L227 219V217H226V215H225V217L224 216H221V215H224L225 213L223 212V210L224 211H226L225 209H223V207L224 206H222V199H224L225 201H226V196H225V194H223L225 197L223 198L222 197V195H220L222 198H221V200H220V197H219V195H217L218 196V201H217V199H215V196L216 195H213V194H216V190H215V186ZM221 185V186H220ZM228 185V186H227ZM237 185H239V188H241V189H243L244 191L243 192H241L240 194L241 195H237V193L239 192V188H238V186ZM21 186V187H20ZM56 186V187H55ZM62 186H64L63 188H62ZM180 186H181V188L182 187H185V188H187V190H189V192H185L184 194H183V192H179V190L178 189H180V190H182V191H185L184 190V188L183 189H181L180 188ZM202 186H203V188L204 189H202ZM209 186H211L212 188H209ZM237 186V187H236ZM262 186V187H261ZM13 187H14V191H13ZM57 187H59V189H58V191H59V195H60V192H62L61 193V196H60V198L61 199H63V201H64V204H63V201L57 196L58 195V191H57ZM62 189H61V188ZM122 187V188H121ZM164 187V188H165ZM178 187V188H177ZM196 189H195V188ZM223 187V188H222ZM225 187V188H224ZM227 187H229V188H227ZM54 188V189H53ZM65 188V189H64ZM68 188V189H67ZM71 188L73 189V190H71ZM146 188V189H145ZM173 188H177L176 190L178 191V192H176V190L175 189H173ZM233 188V187H232ZM258 188V189H257ZM31 190V192H30V190ZM64 189V190H63ZM193 189V190H192ZM223 189V190H222ZM26 190H27V192H26ZM71 192H70V191ZM169 190V191H168ZM192 190V191H191ZM207 191V192H205V191ZM213 190V191H212ZM224 190H225V192H224ZM226 190H227V192H226ZM238 191L234 196H236V198L234 197V199H233V195L231 194L233 191ZM94 191H95V189H94ZM116 191V192H115ZM118 191V192H117ZM144 191V192H143ZM160 191H164V195L165 196H162V194H160ZM174 191V192H173ZM210 191V192H209ZM119 192L121 193L120 195H119ZM213 194H212V193ZM256 192V193H255ZM24 193H25V195H24ZM31 193V194H30ZM70 193V194H69ZM110 193V194H109ZM112 193V194H111ZM178 195L179 193H181V194H179L178 195V197H177V195ZM186 193H188V194H186ZM196 193V194H195ZM219 193H217V194H219ZM28 194V195H27ZM34 194V195H33ZM56 194V195H55ZM116 194V195H115ZM167 194H168V196H167ZM202 194V195H201ZM229 194V195H228ZM256 194H259V196L257 197V199H256ZM22 195V196H21ZM100 195V194H99ZM171 195V197L172 198H170L169 196ZM184 195V197H180V196H183ZM185 195H187V197H185ZM192 195V196H191ZM199 195V196H198ZM213 195V197H212V199H211V196ZM66 196V197H65ZM70 196V197H69ZM109 196H111V197H109ZM117 196H118V198H117ZM120 196V197H119ZM167 196V197H166ZM175 196V198L173 199V197ZM189 196H191V200L192 199H195L196 200V202H195V200L193 201L192 200V202H193V205L195 204V205H197V203H198V206H200L199 207V209H198V207L196 206V208H197V210H199L198 212H200V214L201 215H203V216H200L199 217V213H196L197 212V210H194V209H196V208H194L195 207V205H194V207H191V208H189L192 204L190 203V206L188 205V203H187V199L186 198H188V200H190V197ZM204 196V197H203ZM209 196H210V198H209ZM241 196H242V198H241ZM245 196H247V197H245ZM26 197V198H25ZM65 197V198H64ZM73 197V201H69V200H71L70 198H72ZM115 197V198H114ZM202 197V198H201ZM237 197H239V199L237 198ZM28 198H30V199H28ZM69 198V199H68ZM96 198H98L99 200H97ZM165 198V200L164 201H162L163 199ZM167 198H169V200H174V201H172V202H176L178 199L177 198H179V202H181V206H179V204H178V202H176V205H178L179 206V210H176L173 206L172 207H170L169 205H170V202H169V200H167ZM200 200H199V199ZM207 198L209 199V200H207ZM28 199V200H27ZM56 199H58V200H56ZM65 199V200H64ZM113 199H114V201H113ZM116 199V200H115ZM118 199V200H117ZM157 199V200H156ZM177 199V200H176ZM204 199H205V201H204ZM210 199H211V201H210ZM213 199H215V201H217V203L218 202H220V203H222L221 204V206H219L218 204H215V201L213 202ZM66 200H67V202H66ZM158 200H159V202H164L165 204H163L162 202L161 203H158ZM181 200V201H180ZM190 200V201H191ZM199 200V201H198ZM220 200V201H219ZM234 200V201H233ZM244 200H245V202H244ZM57 201V202H56ZM61 201V202H60ZM69 201V202H68ZM82 201H83V199H82ZM183 201H185V202H183ZM198 201V202H197ZM208 201H210V202H212L211 204H210V202H208ZM224 201V202H225ZM55 202V203H54ZM84 202V201H83ZM97 202H99V205H98V203ZM120 204V206H119V204ZM125 203V205L123 204V203ZM151 202V203H150ZM157 202V203H156ZM203 202V204L202 205H206L207 203H209L210 205V207L212 208V204L214 203L215 204V206L214 207H216L214 210H213V213H212V211H211V208H208V209H206V207H207V205H206V207L204 208V207H202V205H199V203H202ZM205 202V203H204ZM207 202V203H206ZM231 202V203H230ZM244 202V203H243ZM56 203H57V205H56ZM59 203V204H58ZM70 203V204H69ZM73 205H72V204ZM101 203V204H100ZM226 203H227V201H226ZM252 203V204H251ZM68 204V205H67ZM117 204H118V206H119V208H118V206H117ZM152 204V205H151ZM156 204V205H155ZM162 204V205H161ZM168 205L169 206V208H174V210L173 209H171V213H176V214H174L176 217H177V219H175L176 217L174 216V217H170V215L171 214H167V211L170 213V211H169V209H166L163 205ZM171 204H173V203H171ZM175 204V203H174ZM257 204V205H256ZM26 205V206H25ZM62 205V206H61ZM71 205V206H70ZM97 205V206H96ZM163 206V207H161V206ZM204 205V206H205ZM228 205V206H227ZM238 205H239V207H238ZM23 206V207H22ZM25 206V207H24ZM70 206V207H69ZM78 207V210H79V212L81 211V212H83L84 213V215H80L81 213H79V212H77L78 210H77V207ZM102 206V207H101ZM107 206V207H106ZM153 206H155V207H153ZM160 206V207H159ZM168 206H167V208H168ZM178 206H175V207H177L178 208ZM183 206H184V208H183ZM217 206H219L218 208H217ZM242 206V207H241ZM68 207V208H67ZM96 207V208H95ZM101 207V208H100ZM124 207V208H123ZM160 208V210L161 211H159V208ZM186 207V208H185ZM213 207V208H214ZM233 207H232V210H233ZM241 207V208H240ZM2 208V209H1ZM76 208V209H75ZM89 208V207H88ZM123 208V209H122ZM183 208V209H182ZM189 208V209H188ZM192 208H194V209H192ZM202 208H204L205 210H202ZM222 208V209H221ZM59 209V210H58ZM61 209V210H60ZM77 210V211H75V210ZM95 209V210H94ZM97 209V210H96ZM101 209H105L104 211L106 212H104L103 210V212L101 211ZM116 209H119L118 210V212H117V210L115 211ZM157 211H156V210ZM186 209H187V211H186ZM219 209V210H218ZM242 209H243V212H242ZM248 209V210H247ZM22 210V211H21ZM68 211V213H67V211ZM70 210V211H69ZM84 210H86L85 212H84ZM108 210V211H107ZM164 212H163V211ZM181 210H183V212L184 213H187V212H189V211H192V212H195L196 213V217L197 218H195V216H193V214H192V216L191 215H188V217H187V220H188V218L191 216V218L193 217L194 218V220H197V223L199 222L200 223V221H203V219H206L207 218V216H208V218L210 219V218H212V221L210 220V222H213V223H210V224H212L211 225V228H212V226L214 227V225H216L217 223H221V227H224V226H222V224H224L225 225V227H228L227 229H226V232H227V234L226 233H223V232H225V227L224 228H222V230H220V228H219V232L217 233V234H219L221 231H222V233L223 234H225L226 236L228 235V231L227 230H230L231 232H232V230L230 229V228H232V227H230L231 225L233 226V223H236V224H238L237 226H239V227H243L242 229L244 230H246L247 228H244V227H248L249 226V224L250 225H252V228H251V226L246 230L247 232L250 230V233H246V231L244 230V232L246 233H244L243 235L244 236H246V239L244 238V236L241 234L242 233V229L239 231V230H235L236 232L237 231H239V233H240V236L239 235H237V236H239L240 238H239V240H237L236 242H235V240H234V238L236 239V238H238V237H236V236H233L234 234L236 235V233H234L233 232V235L232 234H229V235H231V238H232V236H233V240H231L232 241V244L234 245V246H237V245H240L239 244V242L238 241H240V239L242 238V240L241 241H243V243L240 241V243H241V245H240V247H243V245L245 246L244 248L246 249H242L241 250V248H237V247H235V248H237L236 250L237 251H239V255L237 254V252H234V253H232L233 252V249L231 250V247H232V244H231V246H230V249H229V254H227V252H226V254L224 253V251L225 250H227L228 248V246H229V239H228V236H227V244H224V240L226 239V238H224V237H226L225 235H223L222 236V233H220L221 234V238H223L224 240L222 241V246H223V248H224V250H223V248H222V250H221V248H217V246H218V244H220L219 242H221V238H220V236H217V234L215 233V232H217V231H213L215 234H216V236L214 235V237H215V243H218V244H216V245H214L213 246V244H214V239H213V237H212V230L213 229H211L210 227H208L209 226V221L208 222H206L207 223V227L206 228H202V227H200V228H198L199 226H198V224L197 223H193L194 224V226H193V224L191 223V221L189 220V221H187L186 219L184 220V218L182 219V217L184 216V214L182 215L181 213H180V211ZM194 210V211H193ZM207 210H208V212H211V215L213 216V217H211L210 216V214L209 213H206L207 212ZM218 210V211H217ZM221 210V212H220V217H219V215H218V213H219V211ZM245 210H247L246 212H245ZM255 210H257V212H255ZM4 211V212H3ZM6 211V212H5ZM24 211V212H23ZM65 211V212H64ZM98 212L97 213V215H96V213L95 212ZM166 211V212H165ZM174 211H176V212H174ZM186 211V212H185ZM202 211V212H201ZM102 212V213H101ZM109 212V213H108ZM115 212H117L116 213V215L114 214ZM161 212V213H160ZM215 212L217 213V215H215ZM241 212H242V214H241ZM250 212H252V214L250 213ZM21 213H22V215H21ZM77 213V214H76ZM93 213H95V217L96 216H100L99 214H101V217L102 216H106V217H103L104 219L106 218V223H105V227H103L102 229H104L103 231H102V233L100 234L99 232H101V231H99V230H101L100 229V225H101V223H102V221H101V217H94L93 215ZM178 213V214H177ZM191 213V212H190ZM189 213V214H190ZM204 213H205V215H204ZM224 213V214H223ZM254 213H255V215H254ZM257 213V214H256ZM59 214V215H58ZM79 214V215H78ZM88 214V215H87ZM103 214V215H102ZM111 214V215H110ZM199 214V215H198ZM230 214V213H229ZM235 214V215H234ZM248 216L249 218L247 219V216H246V218H245V216ZM251 214V215H250ZM21 215V216H20ZM109 215V216H108ZM161 215V216H160ZM180 215H182V216H180ZM186 215V214H185ZM214 215L215 216H217V218H220V219H217V223L216 224H214L215 222H214ZM234 215V216H233ZM240 215H242V216H240ZM250 215V216H249ZM254 215V217L252 218L251 216H253ZM24 216V217H23ZM56 216V217H55ZM63 216V217H62ZM81 216V217H80ZM87 216V217H86ZM115 216V217H114ZM152 216V217H151ZM157 216V217H156ZM163 216V217H162ZM169 218H167V217ZM172 216V215H171ZM179 216L181 217V218H179ZM238 216H240V217H238ZM70 217V218H69ZM74 217V218H73ZM76 217H77V219L79 220V223H78V227L76 226V223L78 222V220L76 219ZM92 218V219H90V218ZM109 217V218H108ZM162 219H161V218ZM185 217V218H186ZM206 217V218H205ZM225 219H224V218ZM241 217H244V218H242L241 219ZM86 218V219H85ZM89 218V219H88ZM98 219V220H95V219ZM164 218H166V220H169V222H170V224H167V223H169L168 221L167 222H164L165 221V219ZM200 218V219H199ZM250 218H252V221H251V219ZM256 218V219H255ZM16 219V220H15ZM62 219V220H61ZM66 219V220H65ZM71 219V220H70ZM75 219V220H74ZM80 219H81V221L82 222H80ZM158 219H160L159 221H158ZM171 219V220H170ZM180 219V220H179ZM208 219V220H209ZM224 219V223H223V220ZM230 219H232L231 220V222H232V224H229L230 223ZM236 219V220H237ZM3 220H4V222H3ZM84 220V221H83ZM181 220H183V221H181ZM193 220V219H192ZM207 220V219H206ZM221 220V221H220ZM247 220V223H244V221H246ZM2 221V222H1ZM60 221H62V222H60ZM89 221V222H88ZM94 223H93V222ZM101 221V222H100ZM154 221V222H153ZM173 221V222H172ZM177 221H179V223H177ZM187 222L186 224L185 223H183V222ZM215 221H216V218H215ZM219 221V222H218ZM64 222V223H63ZM98 222V223H97ZM113 222H115V223H113ZM182 223V225H181V223ZM188 222H190L189 224L192 226V227H188ZM193 222H196V221H193ZM238 222V221H237ZM62 223V224H61ZM89 223H91V224H89ZM172 223V224H171ZM226 223L227 224H229V226L228 225H226ZM245 225H244V224ZM89 224V225H88ZM92 224H94L95 226L97 225V224H99V225H97L98 226V229L96 230L94 227V225H92ZM197 224V225H196ZM201 224H203L202 226H204L205 227V223L204 222H201ZM246 224H247V226H246ZM52 225V226H51ZM61 225V226H60ZM80 225V226H79ZM120 225V226H119ZM125 225V226H124ZM187 226V227H185V226ZM200 225V224H199ZM240 225H242V226H240ZM244 225V226H243ZM2 226V227H1ZM6 226V227H5ZM63 226V227H62ZM86 226V227H85ZM94 226V227H93ZM96 226V227H97ZM109 228H108V227ZM114 226H116V231L117 230H121V226L123 227V229H122V231H120L119 230V232H121L119 235H118V231H117V235H116V233H115V228H114ZM176 226V227H175ZM195 226H198V227H195ZM201 226V225H200ZM234 226H235V224H234ZM233 226V230H234V228L236 227H234ZM258 226H259V228H258ZM262 226V227H261ZM75 227H77V228H75ZM82 227V228H81ZM90 227V228H89ZM118 227V228H117ZM124 227H125V231L123 232V230H124ZM169 229H168V228ZM172 227V228H171ZM182 227V228H181ZM194 227H195V229H194ZM256 227L259 229V231L256 229ZM62 228V229H61ZM85 228H87V232H86V229ZM111 228H113V229H111ZM127 228V229H126ZM166 228V229H165ZM184 228H191V229H188V230H192L193 231V234H191V235H193L192 237H190L191 235H189V237L192 239V240H190L189 238H188V233L186 232V230L184 229ZM198 229V232H197V229ZM210 228V229H209ZM215 229L217 228L218 229V227H214ZM237 229H239L238 227H236ZM235 228V229H236ZM73 229V230H72ZM170 231H168V230ZM174 229V230H173ZM182 229H184V231L182 230ZM202 229L203 230H205V229H207L208 231L209 230H211V231H209L210 232V236L212 237H210L209 235H206V234H208L209 232H207L206 231V233L204 232H202ZM256 229V230H255ZM92 230V231H91ZM110 230H114L112 233L114 234L115 233V235L117 236L116 237V239H115V235H113V234H111V232H109ZM145 232H143V231ZM52 231V232H51ZM127 231V232H126ZM132 231V232H131ZM192 231H190V232H192ZM197 233H196V232ZM253 231V232H252ZM255 231H257V232H255ZM56 232V233H55ZM254 233V234H252V233ZM55 233V234H54ZM108 233H109V235H111L110 237H108L109 235H108ZM141 233H143V234H141ZM185 233V234H184ZM198 233H199V235H198ZM238 233V234H239ZM262 233V232H261ZM22 234V235H21ZM51 234H52V236L53 235H55L54 237H52L51 236ZM90 234V235H89ZM133 234V235H132ZM255 234H257L256 235V237H257V239L259 238V241L261 242V244L258 246V245H256V243H260V242H258V240L256 239V237H255ZM84 235V236H83ZM102 235V236H101ZM112 235H113V237H112ZM124 235H125V237H124ZM183 235V236H182ZM249 235V240L251 239H253V238H255L253 241H249L248 240V238H247V236ZM264 235V234H263ZM58 236V237H57ZM119 236V237H118ZM124 237L123 239H120V238H122V237ZM209 238H207V237ZM252 236V238H250ZM56 237V238H55ZM60 237V238H59ZM97 237V238H96ZM230 237V236H229ZM22 238V239H21ZM53 238H54V240H53ZM100 238V239H99ZM117 238H119V239H117ZM207 238V239H206ZM221 240H220V239ZM230 238V239H231ZM58 239V240H57ZM115 239V240H114ZM149 239V240H148ZM166 239V240H165ZM211 239H213V244H212V242H210V240ZM243 239H245V241L243 240ZM22 240V241H21ZM53 240V241H52ZM88 240H90V241H88ZM102 240V241H101ZM188 240V241H187ZM204 240V241H203ZM209 240V241H208ZM220 240V241H219ZM263 240V241H262ZM3 241V242H2ZM200 241V242H199ZM212 241V240H211ZM234 241V242H233ZM249 241V242H248ZM257 241V242H256ZM5 242V243H4ZM9 242V243H8ZM54 242L56 243V244H54ZM85 242H87V243H85ZM102 242V243H101ZM171 242V243H170ZM203 242V243H202ZM246 242V243H245ZM7 243V244H6ZM136 243H137V245H136ZM165 243V244H164ZM178 243V244H177ZM186 243V244H185ZM187 243H192V244H190L191 245V247H189L190 245L189 244H187ZM199 243V244H198ZM226 243V242H225ZM248 243V244H247ZM254 243V244H253ZM4 244V245H3ZM6 244V245H5ZM59 244V245H58ZM145 244H146V246H145ZM167 244V245H166ZM195 244V245H194ZM220 244V245H221ZM252 244V245H251ZM35 245V246H34ZM106 245V246H105ZM189 245V246H188ZM226 245H227V247H226ZM248 247H247V246ZM255 245V246H254ZM23 246V247H22ZM57 246V247H56ZM59 246H61V247H59ZM187 246H188V249H187ZM193 246V247H192ZM197 246H199V247H197ZM211 246H213V247H211ZM262 246V249H264V247ZM4 247V248H3ZM35 247V248H34ZM148 247V248H147ZM168 247V248H167ZM169 247H170V249H169ZM252 247H254V248H252ZM48 248V249H47ZM88 248V249H87ZM90 248V249H89ZM166 248H167V250H166ZM199 248V249H198ZM234 248V247H233ZM235 248H234V250H235ZM257 250H256V249ZM35 249V250H34ZM87 249V250H86ZM91 249H92V251H91ZM155 249V250H154ZM192 249V250H191ZM254 249V250H253ZM4 250V251H3ZM26 250V251H25ZM37 250V251H36ZM72 250V251H71ZM79 250H80V252H79ZM89 250V251H88ZM150 250V251H149ZM171 250V251H170ZM189 250V251H188ZM215 252H214V251ZM218 250H220V251H222L223 253V255L221 254V252L219 251V253L218 252H216V251H218ZM241 250V251H240ZM243 250L245 251V252H243ZM24 251V252H23ZM70 251V252H69ZM98 251V252H97ZM148 251V252H147ZM153 251H154V253H153ZM232 251V252H231ZM27 252V253H26ZM48 252H50V253H48ZM62 252H63V254H62ZM71 252H72V254H71ZM124 252V253H123ZM153 254H152V253ZM155 252H156V254H155ZM231 252V253H230ZM246 252H249L248 254L246 253ZM255 252L257 253V256H256V254H255ZM261 252V253H260ZM37 253L39 254V256L37 255ZM68 253V254H67ZM167 253V254H166ZM180 253V254H179ZM184 253V254H183ZM195 254L194 255V257H195V259H196V261L194 260V257H193V255L192 254ZM216 253V254H215ZM240 253H244V254H240ZM263 253V256L261 255ZM41 254L43 255V256H41ZM77 254H78V256H77ZM93 254H95V256L93 255ZM192 256H191V255ZM212 254V255H211ZM232 254H234V255H232ZM238 256H237V255ZM255 254V255H254ZM259 254H260V257H261V259H259ZM37 255V256H36ZM155 255H157V256H155ZM224 255H226L227 257H224ZM231 255L233 256L232 258H233V260H231ZM240 255H242V256H244V258L245 257H248V258H250V260L252 261V260H254V261H250L248 258H245V259H247L246 261H245V259L244 258H242V256H240ZM246 255V256H245ZM12 256V257H11ZM152 256H154V257H152ZM213 256H214V258H213ZM217 256H219L220 258H217ZM223 256V258L225 259H223V261H220V259H221V257ZM254 256H256V258H254ZM41 259H40V258ZM43 257V258H42ZM46 257V258H45ZM48 257V258H47ZM50 257V258H49ZM52 257V258H51ZM61 257V258H60ZM74 257V258H73ZM79 257V258H78ZM103 257V258H102ZM128 257V258H127ZM156 257L158 258V259H156ZM177 257V258H176ZM191 257H193V258H191ZM197 257H199V258H197ZM236 257H238V258H236ZM239 257H240V259H239ZM44 258H45V260H44ZM70 258V260H68ZM77 258V259H76ZM88 258V259H87ZM98 258V259H97ZM102 260H101V259ZM166 258V259H165ZM241 258H242V262H241ZM262 258H263V260H262ZM40 261H39V260ZM43 259V260H42ZM62 259V260H61ZM67 259V260H66ZM108 259V260H107ZM207 260V262H206V260ZM221 259V260H222ZM236 259V260H235ZM240 261H239V260ZM74 262H73V261ZM78 260V261H77ZM101 260V261H100ZM152 260H154V261H152ZM158 260V261H157ZM197 260H199V261H197ZM260 260V261H259ZM37 261V262H36ZM45 261V262H44ZM104 261V262H103ZM161 261V262H160ZM217 261H218V263H217ZM249 261L251 262V263H249ZM257 261V262H256ZM35 262V263H34ZM82 262V263H81ZM197 262V263H196ZM209 262V263H210ZM223 262V263H222ZM237 262V263H236ZM240 262V263H239ZM246 262V263H245ZM258 262H260V263H258ZM262 262V263H261Z\"/></svg>", "mask_w": 264, "mask_h": 264}, {"label": "bare ground", "instance_id": "bare-ground-1", "mask_svg": "<svg viewBox=\"0 0 264 264\" xmlns=\"http://www.w3.org/2000/svg\"><path fill=\"white\" fill-rule=\"evenodd\" d=\"M16 1H17V0H0V16H1V14L3 13V11H5L4 13L6 14V15L4 14V15H2V16L0 17V77H1V78H0V94L3 92L4 95H6L5 92L8 93V92H10V90H11V91H14V90H15V92H16V90H18V89L24 90L25 85L23 86L22 84H23L24 82L26 83V81H24V82L22 83V81H21V79H20L21 75L24 76V72H23V69L20 67V63H21L22 61L24 62V61L27 60L28 58H31V57H32V56H31V57H28V56L26 55V54H27L26 52L28 51L29 46H27L28 48H27V47L25 48V46H26V45H25V46H24L25 49H23V50H24V52H25L26 49H27V51L25 52L26 54H25L24 52L21 53V54H25L26 57H28V58L25 59V60H24V58H22V61H20L21 58H20V60H18V59H19L18 57H16V59H15V61L18 60V62L16 61L17 64H18L19 61H20V63H19V67H20L21 69H17V67L14 66V64H15L14 61L11 62V65L9 64V61L11 60V57L13 56V53H14V52H13V50H14V49H13V47H14L13 44H16V43H17V42H14V43H13V40L15 41V39H14V35L12 36V34H10V25H11V24L13 25V24H14L15 22H17L18 20H14V19H10V18H9V19H10V20H9L8 17H7V15L10 17V15H12V13H10L11 11L17 13V11L20 9L21 6L19 7V6L16 4ZM19 1H21V0H19ZM33 1H34V0H33ZM42 1H43V0H42ZM49 1H51V0H49ZM52 1H53V0H52ZM52 1H51V7L54 5V4H52ZM54 1H55V0H54ZM58 1H60V0H58ZM75 1H76V0H75ZM83 1H85V0H82V1L80 0V1H77L76 3L81 2V6H79V7H82L83 10H84V8H85L84 5L86 4V2L84 3ZM89 1H90V0H89ZM91 1H94V0H91ZM102 1H103V0H102ZM107 1H109V0H106V2H107ZM122 1H123V0H122ZM126 1H127V0H125L124 2L126 3ZM132 1H134V0H129V1H127V6L124 5L125 3L123 2V3H124L123 5L126 6V7H129L128 3L131 4ZM139 1H140V0H139ZM185 1H187V2H185ZM225 1H226V0H225ZM227 1L229 2V0H227ZM231 1H232V0H231ZM22 2H23V1H22ZM26 2H27V4H28L29 0H27ZM26 2H25V3H26ZM31 2H32V0H31ZM35 2H37V1H35ZM38 2H39V1H38ZM38 2H37V3H38ZM40 2H41V0H40ZM40 2H39V3H40ZM95 2H96V1H95ZM112 2H113V1H112ZM115 2H116V0H115ZM134 2H136V0H135ZM134 2H133L132 5H135V4L137 3V2H136V3L134 4ZM155 2H157V1H155ZM155 2L153 1V3H155ZM158 2H159V1H158ZM161 2H162V1H161ZM161 2H160V3H161ZM180 2H183V1H180V0L178 1V0H177V3H180ZM221 2H222V0H207V1H206V0H184V3H185L184 6H186V4H187V6H186L187 9L184 7V8L187 10V12H186V10H185L184 14H185V13H188V15H187V17H185V20H184V21H185V22L187 21V22H190V23L192 22V23H193V21H190V20L188 21V19H189L188 16H189V15H190V18H191V15H192V16L195 17L194 19H196L197 21H199V20L202 19V15H203L204 12L208 11V13L210 14V11H211V15H213L212 17H215L216 19L212 18L210 21H213V19L216 21V20L218 19V20H219V23H220V25H221V30H222V31L220 30L219 27H217L219 23L216 24V27H217L216 29L219 28L218 30H220V31H217L216 33H222V34L224 35L223 37H225V33H223V32L226 31V33L230 34L231 31H230L229 29L231 28V30H232V27H233V26L228 28V26H231V22H232V20H233V21H234V20H236V21L238 20L237 22H236V21L234 22V27H236V26L238 25V26L236 27V30H235V31H237V28H238V27H239V30H238L236 33H235L234 30H233L234 32L232 31V32L235 34V36H236V35H240L239 38H238V36H236V38H238V40H237V46L235 45V46L237 47V49L235 48L236 51L234 52V54H235L236 52H238L239 54H241V53H243V52H245V51H250V52H251V55H252L251 57H249V56L247 55V52L244 53L245 55H247V56L250 58V60H251V58H252V61H250V63H247V62H249V60H248L249 58H247V62H243V61L246 60V59H245L246 56H242V54H241V56H242V60H243V59H244V60L242 61V60L239 58V61L241 60V61H240L241 64H242V63H245V65H246V63H247L248 74L251 72V71H250L251 69H252V72H254L255 69L253 70V68H255V66H253V64H254V65L257 64V66H258L259 64H261L260 62H263V60H264V59H263V60L261 59L262 56L264 57V32H263L262 30H260V29L257 28L258 25H257L256 27H254V24H256V23H254V24H253V27L251 26V28H247V25H246V27H245L244 29H246V30L248 29V30H247V31H242V33H240L241 28H240V26H239V24H240L239 19H241V18H240V15H241L240 12H241V11H239L240 8H238V7H236V6H240V7L244 6L243 8H245V7L247 6V4H249L248 6H249L250 8H251V7H253V8H254V7H259L261 1H259V0H234L233 2H230V3H231V4H230V7L232 6V7L234 8V6H235V7H236V11H237V10L239 11V12H238L239 15H238L237 13L234 12V11H235L234 9H233V10H234V11H233V14H232V11H231V14H230V13L228 12L229 10H226V9H225L223 12H221V10L219 9L220 6L222 7V5H223ZM263 2H264V0H263ZM18 3H19V2H18ZM43 3H44V1H43ZM46 3H49V2H46ZM60 3H62V2H60ZM60 3H59V4H60ZM64 3H65V2H64ZM82 3H83V4H82ZM99 3L101 4V1H99ZM103 3H104V2H103ZM107 3H108V2H107ZM116 3H117V2H116ZM116 3H115V4H116ZM119 3H120V2H119ZM121 3H122V2H121ZM139 3H140V2H139ZM139 3H138V4H139ZM150 3H151V2H150ZM177 3H176V0H165V4L167 5V6H165V7H169L168 9L171 10V11H173V10H175V6H176ZM19 4H20V3H19ZM79 4H80V3H79ZM95 4H96V3H95ZM97 4H98V3H97ZM117 4H118V3H117ZM148 4H149V2H148ZM161 4H162V3H161ZM224 4H225V3H224ZM21 5L23 6L22 3H21ZM24 5H25V4H24ZM34 5H35V4H34ZM48 5H49V7H50V4H48ZM65 5H67V4L65 3ZM74 5H75V4H74ZM105 5H106V3H105ZM105 5H103V6H105ZM108 5H109V4H108ZM108 5H107V6H108ZM112 5H113V4H112ZM132 5H131V7H129V8L126 9L127 11H125V8H126V7H125V8H124V7H121V8H122L121 10L124 11V12H127V14H128V12H130L133 8L136 7V6H134V7L132 8ZM139 5H140V4H139ZM141 5H142V4H141ZM154 5H155V4H154ZM158 5H159V4H158ZM177 5H178V4H177ZM179 5H182V4L180 3ZM262 5H263V4H262ZM27 6H28V5H27ZM30 6H31V4H30ZM36 6H37V5H36ZM61 6H62V5H61ZM92 6H93V5H92ZM95 6H96V5H95ZM97 6L99 7V5H97ZM100 6H101V5H100ZM118 6H121V5L118 4ZM137 6H138V5H137ZM146 6H147V5H146ZM150 6H151V5H150ZM160 6H161V5H160ZM248 6H247V7H248ZM25 7H26V6H24L23 8H25ZM34 7H35V6H34ZM46 7H47V5H45V8H46ZM49 7H48L47 9H49ZM76 7L78 8V6H76ZM93 7H94V6H93ZM101 7H102V6H101ZM105 7H106V6H105ZM105 7H104V8H105ZM108 7H110V6H108ZM111 7L114 8L115 6H111ZM138 7H139V6H138ZM148 7H149V6H148ZM152 7H153V4H152ZM152 7H150V8L152 9ZM161 7H162V6H161ZM230 7H227V8H230ZM247 7H246V8H247ZM249 7H248V8H249ZM23 8L21 7V9H23ZM30 8H33V4H32V7H29L28 9H30ZM102 8H103V7H102ZM102 8H101V11H102V13H103L105 10H104V8H103V9H102ZM153 8H154V7H153ZM176 8H177V7H176ZM180 8H182V7H180ZM184 8H182V9L184 10ZM222 8H223V7H222ZM224 8H225V6H224ZM246 8H245L244 11H246ZM248 8H247V10H248ZM35 9H39V7H38V8H35ZM52 9H53V8H52ZM54 9H55V8H54ZM79 9H81V8H79ZM93 9H94V8H93ZM98 9H99V8H98ZM105 9H106V12L108 11L109 13L112 11V10L109 11V8H108V10H107V8H105ZM115 9H116V7H115ZM117 9H118V8H117ZM123 9H124V10H123ZM128 9H130V10L128 11ZM177 9H178V8H177ZM251 9H252V8H251ZM257 9H259V8H257ZM260 9H261V7H260ZM32 10H34V9H32ZM43 10H45V12H44V11H43V12H44L45 15L47 16L46 12H47L48 10H47V11H46V9H43ZM49 10H51V8H50ZM63 10H65V9H63ZM103 10H104V11H103ZM118 10H119V9H118ZM121 10H120V12H121ZM133 10H136V9H133ZM153 10H154V9H153ZM158 10H159V9H158ZM169 10H166V11H169ZM230 10H231V9H230ZM19 11H21V10H19ZM23 11H24V10H23ZM23 11H22V12H23ZM28 11H29V10H28ZM35 11H36V10H34V11H32V12L35 13ZM38 11H39V10H38ZM52 11H53V10H52ZM55 11H56V10H55ZM55 11H54V12H55ZM60 11H62V10H60ZM78 11H79V10H78ZM93 11H94V10H93ZM116 11H117V10H116ZM137 11H138V10H137ZM137 11H134V12H137ZM151 11H152V10H151ZM177 11H178L177 13H179V15H180L181 10L179 11V9H178ZM216 11H218V14L216 13ZM225 11H227V12L224 14ZM255 11H256V10L253 9V11L250 10L248 13H250V14L252 15L253 12H255ZM258 11H259V10H257V12H258ZM262 11H263V9H262ZM262 11H261V12H262ZM29 12H30V11H29ZM32 12H30V13H28V14H30V16H32V14H33ZM36 12H37V11H36ZM41 12H42V11H41ZM48 12H49V11H48ZM81 12H82V10H81ZM84 12H85V11H83L82 13H84ZM106 12H105V13H106ZM114 12H115V11H114ZM219 12H220L222 15H221ZM251 12H252V13H251ZM257 12H256V13H257ZM9 13H10V15H9ZM18 13H19V12H18ZM20 13H21V12H20ZM26 13H27V12H26ZM37 13H38V12H37ZM37 13H36V14H37ZM94 13H95V11H94ZM97 13H98V12H97ZM131 13H133V12L131 11ZM141 13H142V12H140V14H141ZM155 13H156V12L154 11V14H155ZM159 13H160V11H159ZM177 13H176V14H177ZM181 13H182V12H181ZM208 13H207V15H209ZM227 13L230 14V15L225 16ZM248 13L246 12V14H248ZM262 13H263V12H262ZM262 13H261V14H262ZM40 14H41V13H40ZM55 14H56V13H55ZM78 14H80V13L78 12ZM95 14H96V13H95ZM119 14H120V13H119ZM124 14H125V13H124ZM129 14H130V13H129ZM136 14L138 15V12H137ZM140 14H139V15H140ZM171 14H173V12H172ZM223 14H224V15H223ZM244 14H245V13H244ZM244 14H242V15H243V18L246 17V16H245L246 14H245V15H244ZM257 14L260 15V11H259V13H257ZM14 15L16 16V14H14ZM14 15H13V16H14ZM17 15H18V14H17ZM19 15H20V14H19ZM19 15H18V16H19ZM72 15H73V14H72ZM75 15H76V14H75ZM88 15L90 16V14H87V16H88ZM98 15H99V14H98ZM109 15H110V17H111V13H110ZM159 15H160V14H159ZM179 15H177V16H179ZM217 15H218V16L221 15V18H222V19H220V16H219V18H218ZM232 15L234 16V18H231ZM24 16H25V15H24ZM34 16H35V15H34ZM34 16H32V17H34ZM39 16H40V15H39ZM46 16H45L44 18H46ZM48 16H49V14H48ZM80 16H81V15H80ZM103 16H104V13H103ZM105 16L107 17V18H106L107 20H105V22L107 21L106 23H108V19H109L110 17L107 16V13H106ZM105 16H104V17H105ZM132 16H135V15L132 14ZM161 16H162V15H161ZM172 16H173V15H171V17H172ZM174 16H175V14H174ZM182 16H183V17H182ZM184 16H185V15L181 14L180 19H181V17H182V20H183ZM238 16H239V17H238ZM253 16H254V15H253ZM255 16H257V15H255ZM261 16H262V15H261ZM16 17H17V16H16ZM16 17H15V18H16ZM22 17H23V15H22ZM27 17H28V16H27ZM40 17H41V16H40ZM54 17H55V15H54ZM82 17H83V16H82ZM82 17H81V18H82ZM98 17H99V16H98ZM104 17H103V18H104ZM135 17H136V16H135ZM141 17H142V16H141ZM141 17H140V18H141ZM153 17H154V16H153ZM158 17H159V16H158ZM205 17H206V16H205ZM235 17H236V19H235ZM237 17H238V18H237ZM248 17H250L251 19L257 18V17L252 18V16H250L249 14H248L247 18H248ZM262 17H263V16H262ZM262 17H260V18L262 19ZM18 18H19V17H17V19H18ZM23 18H24V17H23ZM25 18H26V17H25ZM35 18H36V17H35ZM35 18H34V19H35ZM74 18H75V17H74ZM78 18H79V17H78ZM162 18H163V17H162ZM168 18H169V17H168ZM203 18H204V17H203ZM247 18H244V20L247 19ZM21 19H22V18H20V20H21ZM37 19H38V18H37ZM41 19L43 20V18H41ZM46 19H47V18H46ZM88 19H89V18H88ZM88 19H87V20H88ZM90 19H91V18H90ZM90 19H89V20H90ZM142 19H143V17H142ZM142 19H141V20H142ZM145 19H146V18H145ZM154 19H155V18H154ZM156 19H157V18H156ZM176 19L179 20V17L176 18ZM191 19L193 20V18H191ZM209 19H210V15H209ZM209 19H208V20H209ZM231 19H232V20H231ZM248 19H249V18H248ZM12 20H13L14 22L11 23V24L9 25L10 21L12 22ZM27 20H28V19H27ZM29 20H30V21H29L28 24H31V23H30V22H31V19H29ZM42 20H41V23H42ZM48 20H50V19H48ZM110 20H111V19H110ZM165 20H166V19H165ZM171 20H172V19H171ZM178 20H175V21H178ZM202 20H203V19H202ZM222 20H223V21H222ZM230 20H231V22H230ZM244 20H242L241 24H243ZM249 20H250V19H249ZM262 20H263V19H262ZM24 21H25V20H24ZM38 21H40V19H38ZM38 21H37V23H38ZM82 21H83V20H82ZM82 21H81V22H82ZM90 21H91V20H90ZM97 21H98V20H97ZM124 21H125V20H124ZM142 21H143V20H142ZM142 21H141V22H142ZM147 21H148V19L145 21L146 23H144V21H143L142 23L148 25ZM149 21H150V19H149ZM149 21H148V22H149ZM172 21H173V20H172ZM210 21H209V23H207V24L210 25ZM215 21H213V22H215ZM240 21H241V20H240ZM254 21H255V19H254ZM21 22L23 23V21H21ZM21 22L19 21V23H20L21 26H25V25H26V24H24V25L21 24ZM26 22H28V21H26ZM75 22H76V20H75ZM100 22H101V21H100ZM178 22H179V21H178ZM178 22H177L176 24H178ZM180 22H181V21H180ZM182 22H183V21H182ZM185 22L183 23V25H186V26L189 28V26H191V24L189 23V26H188V24H185ZM187 22H186V23H187ZM202 22H203V21H202ZM204 22H205V21H204ZM213 22H211V23H213ZM216 22H218V21H216ZM216 22H215V23H216ZM229 22H230V23H229ZM245 22L247 23V20H246ZM255 22H259V23L262 24L264 21H263V22H262V21L260 22V21H257V20H256ZM54 23H56V22H54ZM86 23H87V22H86ZM98 23H99V22H98ZM106 23H105V27H107V26H106ZM149 23L151 24V22H149ZM152 23H153V19H152ZM158 23H159V22H158ZM164 23H165V21L162 23V26H161L160 23H159V26H161V27H159V29L162 28V27H164V26L169 25L170 20H169V23H167V25H166V24L164 25ZM235 23H237V25H235ZM259 23H257V24H259ZM15 24L17 25V23H15ZM34 24H35V23H34ZM34 24H32V25L34 26ZM44 24H46L45 20H44ZM44 24H43V27H46V26H47V28H49V27H48L49 25L44 26ZM48 24H49V23H48ZM56 24H57V23H56ZM81 24H82V23H81ZM99 24H100V23H99ZM117 24H118V22H116V25H117ZM174 24H175V23H174ZM176 24H175V26L179 27L180 23H179V25H176ZM229 24H230V25H229ZM241 24H240V25H241ZM16 25H15V26H16ZM20 25H19V26H20ZM39 25H40V24H39ZM39 25H38V27H39ZM53 25H55V24H53ZM53 25H52V26H53ZM79 25H80V24H79ZM152 25H153V24H152ZM163 25H164V26H163ZM181 25H182V23H181ZM183 25H182V26H183ZM203 25H206V22H205ZM203 25H202V26H203ZM220 25H219V26H220ZM232 25H233V24H232ZM248 25H249V24H248ZM250 25H251V24H250ZM259 25H260V24H259ZM26 26H27V25H26ZM35 26H37V25L35 24ZM56 26H57V25H56ZM58 26H59V24H58ZM68 26H69V25H68ZM97 26H98V24H97ZM103 26H104V25H103ZM108 26H109V23H108ZM143 26H144V25H143ZM143 26H142V28H143ZM171 26H172V25H169V27H171ZM243 26H245V24H244ZM260 26H261V25H260ZM260 26H259V27H260ZM262 26L264 27V24H262ZM262 26H261V27H262ZM12 27L15 28V31H14V33H15V32H16V28H18V27H17V26H16V27L12 26ZM28 27H29V26H27V28H28ZM40 27H41V26H40ZM99 27H100V26H99ZM99 27H98V28H99ZM105 27H104V28H105ZM115 27H116V26H115ZM119 27H120V26H119ZM139 27H140V26H139ZM177 27H175V28H176V32L180 31V29L177 28ZM184 27H185V26H184ZM203 27H204V26H203ZM203 27H202V29H203ZM249 27H250V26H249ZM13 28H12V30H14ZM21 28H22V27H21ZM30 28H31V27H30ZM54 28H55V26H54ZM56 28H57V27H56ZM89 28H90V27H89ZM89 28H87V29L89 30ZM142 28H141V30L143 31L144 29H142ZM146 28H147V27H146ZM173 28H174V27H173ZM173 28H171V29H173ZM191 28H192V26H191ZM191 28H190V29H191ZM205 28H210V26H209V27L205 26L204 29H205ZM23 29H24V28H23ZM33 29H34V28H33ZM33 29H30V30H29V28H28V30H29L30 32H33ZM39 29H40V28H39ZM45 29H46V28H45ZM73 29H74V27H73ZM100 29H101V28H99V30H100ZM106 29H107V28H106ZM112 29H113V28H111V31H112ZM117 29H118V28H117ZM149 29H150V28H149ZM163 29H164V28H163ZM167 29H170V28H167ZM177 29H178V31H177ZM182 29H183V27H182ZM190 29H189V30H190ZM192 29L194 30V28H192ZM192 29H191V33H192ZM195 29H197V28H195ZM216 29H215V30H216ZM17 30H19V29H17ZM28 30H26V31L28 32ZM31 30H32V31H31ZM35 30H36V29H35ZM41 30H42V28L40 29V31H41ZM49 30H50V29H49ZM54 30H56V29H54ZM85 30H86V29H85ZM88 30H87V32H88ZM92 30H93V29H92ZM102 30H103V29H102ZM184 30H185V29H183V31H184ZM186 30H187V28H186ZM189 30H187V31H189ZM206 30H207V31H205V30H204V31H205L206 34H207V37H206V38H208V37L210 36V34L208 35L207 32H209V31H208V29H206ZM215 30H213V35L215 36V37H212L213 39H215V38L217 39V37H218L217 34H215ZM223 30H224V31H223ZM242 30H243V28H242ZM23 31H25V30H23ZM26 31H25V32H26ZM42 31H43V30H42ZM50 31H51V30H50ZM97 31H98V30H97ZM97 31H96V32H97ZM103 31H104V30H103ZM103 31H102V32H103ZM106 31H107V30H106ZM115 31H116V30H114V32H115ZM148 31H151V30H148ZM166 31H167V30H166ZM187 31H185V34L187 33L186 35L188 36V32H187ZM194 31H195V30H194ZM194 31H193V33H194ZM199 31H200V30H199ZM229 31H230V32H229ZM18 32H19V31H18ZM25 32H22V33H23L22 35H24ZM36 32H38V30H36ZM46 32H48V31H46ZM69 32H70V31H69ZM120 32H121V31H120ZM132 32H133V31H132ZM138 32H139V31H138ZM152 32H153V29H152ZM155 32H156V31H155ZM159 32H160V31H159ZM11 33H13V32H11ZM14 33H13V34H14ZM34 33H35V32H34ZM38 33H39V32H38ZM43 33H45V32H43ZM43 33H40V35H43ZM52 33H53V32H52ZM56 33H57V30H56ZM85 33H86V32H85ZM85 33H83V35H85ZM88 33H90V32H88ZM93 33H94V32H93ZM103 33H104V32H103ZM111 33H113V31H112ZM111 33H110V34H111ZM115 33L117 34V39H116V38H115V39L119 42V44H122V43H124V42L129 43V42L131 41V42H130V45H131L132 42L134 43V39H135V38H134V33H136V34L138 35V33H137L136 31H134V32L132 33L133 36H132V38H131V39L134 38L133 40H130V41L128 40V39H130V37H131V34L129 33V34H130L129 38L126 37V38H128L127 41L124 40V42H123V38H121L122 40H121V42H120V40H118V39H119V38H118V37H119L118 34H120V33H118V31L115 32ZM115 33H114V34H115ZM144 33H146V32L144 31ZM148 33H149V32H148ZM166 33H167V32H166ZM166 33H165V34H166ZM180 33H182V31H181ZM195 33H196V32H195ZM195 33H194V36H196ZM210 33H212V28H211V32H210ZM233 33H232V36L234 35ZM16 34H17V33H16ZM19 34H20V33H18V36H19ZM31 34H32V33H31ZM35 34H36V33H35ZM48 34H50V33H48ZM67 34H68V33H67ZM73 34H74V32H73ZM94 34H96V33H94ZM98 34H99V33H98ZM106 34H107V32H106ZM114 34H113V35H114ZM125 34H126V33H125ZM156 34H157V32H156ZM185 34H184V32H183V34L180 35V38L182 39V37H183L184 39H186V38H185ZM200 34H201V31H200ZM206 34L204 33V34H202V35L204 36V35H206ZM228 34L226 35V37H227L228 39H230L229 37H230L231 35L228 36ZM40 35H38V36H40ZM44 35H45V34H44ZM44 35H43V36H44ZM50 35H51V34H50ZM53 35H54V34H53ZM57 35H58V34H57ZM69 35H70V33H69ZM145 35H146V34H145ZM147 35L149 36L150 34H147ZM147 35H146V36H147ZM167 35H168V33H167ZM182 35H183V36H182ZM189 35H190V34H189ZM202 35H201V36H202ZM218 35H219V34H218ZM30 36H31V35H30ZM80 36H81V35H80ZM86 36H87V33H86L85 37H86ZM95 36H97V35H95ZM102 36H103V35H102ZM102 36H101V38H102ZM114 36H115V35H114ZM151 36H152V35H151ZM171 36H172V35H171ZM173 36H174V35H173ZM173 36H172V37H173ZM177 36H179V35H177ZM177 36H176V37H177ZM201 36H200V37H201ZM235 36L232 37L233 39L231 40V46H232L234 43L236 44V42L233 41V40L236 39ZM15 37L18 39L17 35H16ZM20 37H21V36H20ZM28 37H29V36H28ZM41 37H42V36H41ZM44 37H45V36H44ZM48 37H52V35H51V36H48ZM48 37H47V38H48ZM70 37H71V35H70ZM82 37L85 38L84 36H82ZM105 37H107V36H105ZM112 37H113V36H112ZM115 37H116V36H115ZM189 37H190V36H189ZM223 37H221L220 39H217V40H222V39L225 40V39H227V38H223ZM21 38H22V37H21ZM37 38H38V37H37ZM37 38H36V39H37ZM86 38H87V37H86ZM86 38H85V39H86ZM88 38L90 39V37H88ZM92 38H93V37H92ZM97 38H98V36H97ZM137 38H139V35H138ZM137 38H136L135 40H137ZM187 38H188V37H187ZM191 38H193V36L190 37L188 40L190 41ZM210 38H211V37H210ZM210 38H209V39H210ZM212 38H211V39H212ZM234 38H235V39H234ZM27 39H28V38H27ZM29 39H30V38H29ZM29 39H28V40H29ZM32 39H33V38H32ZM32 39H31V40H32ZM40 39H41V38H40ZM40 39H39V40H40ZM52 39H54V38L52 37ZM52 39H51V42H52L53 45H50V48H51V47H54V45H55V43H53L54 40L52 41ZM63 39H64V38H63ZM63 39H62V40H63ZM69 39H70V38H69ZM85 39H83L82 41H85ZM113 39H114V38H113ZM181 39L178 41V43H180V44H176V45H177V46H178V45H183L182 47H184V48L186 47V49H184V48L182 49V48H181V49H182V50H181V49L179 48V50H181V52L184 51V50H187V49L189 50V47H188V46H185L186 44H184L183 42H180V41L183 40V41L186 43V40H184V39L181 40ZM195 39H196V38H195ZM201 39L203 40V37H201ZM201 39L199 38V40H201ZM209 39H207V40H209ZM216 39H215V42H211V43H213L212 45H211L210 43H208V44L211 45V46H208V45H206V46L210 47V49L213 48L212 46L217 42ZM31 40H30V41H31ZM60 40H61V39H60ZM60 40H59V42H61ZM70 40H71V39H70ZM108 40H109V39H108ZM139 40H140V39H139ZM165 40H166V39H165ZM192 40H194V39H192ZM202 40H201L200 46H201V44H204V43H205L204 41H207V40L204 38V41H203V43H202ZM40 41H41V40H40ZM42 41H43V40H42ZM48 41H49V40H47V42H48ZM74 41H76V40H74ZM86 41L88 42V44H89V46H90V43H89L88 39H87ZM90 41H91V40H90ZM103 41H104V38H103ZM189 41H188V42H189ZM213 41H214V40H213ZM222 41H223V40H222ZM225 41H226V40H225ZM229 41H230V40H229ZM235 41H236V40H235ZM20 42H21V41H20ZM27 42H28V41L26 40V43H25V44H27ZM35 42H37V41H35ZM49 42H50V41H49ZM55 42H56V39H55ZM63 42L65 43V41H63ZM70 42H71V44H72V41H70ZM97 42H98V40H97ZM105 42H107V41H105ZM135 42H136V41H135ZM140 42H141V41H140ZM140 42L138 41L139 44H140ZM193 42L196 44L197 40H195V41H193ZM220 42H221V41H220ZM226 42H228V40H227ZM38 43H41V42H38ZM56 43H58V42H56ZM82 43H84V42H81L80 44H82ZM126 43H124V46L126 45ZM133 43H132V45H131L132 47L130 46L131 49H133V47H134V48H135V47L137 48V45H139V44H137V45L135 46V43H134V45H133ZM175 43H177V42H175ZM206 43H207V42H206ZM206 43H205V44H206ZM217 43H218V42H217ZM228 43H229V42H228ZM228 43H227V45H228ZM29 44H30V42H29ZM29 44H28V45H29ZM42 44H43V43H41L40 46H41ZM45 44H46V42H45ZM50 44H51V43H50ZM66 44H67V43H66ZM78 44H79V43H78ZM80 44H79V45H80ZM85 44H86V47H87V43H86V42H85ZM91 44H92V43H91ZM106 44H107V43H106ZM141 44H142V43H141ZM195 44H194V45H195ZM219 44H220V43H219ZM223 44H225V43L221 42V45H222V46H223ZM17 45H22V44H20V43L18 42ZM37 45H38V44L35 43V46H36L35 48L38 49L39 47H37ZM47 45H48V43H47ZM59 45H60V44H59ZM63 45H64V44H63ZM63 45H61V46H63ZM72 45H73V44H72ZM72 45H71V46H72ZM108 45H109V44H108ZM127 45H128V44H127ZM127 45H126V47H127ZM188 45H191V43L189 42ZM215 45H216V47H214V50H216V49L218 48V47H217V44H215ZM215 45H214V46H215ZM227 45H224V46H226V47L228 48V51H227V49L224 48V47H223V49H222V48L220 47V45H219V48H220L222 51H224V52H222V53H214V52H212V53H211V52L209 51V50H210V49H209L208 51H209L210 53L208 52V53H209L208 55H203V54H205V53L201 54V53H202V52H201V53H199L200 55L197 56L196 54H194L195 51L190 49V51H192V52L194 51V52L192 53V56H191V52H188V50H187L186 53L188 52V53H189V56H191V58H194V59L196 58V59H195V60L192 59V60H193V63L190 62L191 60H189L190 57H188V55H187L188 53L186 54L187 57L185 56L186 58H184V59H187V58H188V60H189L188 63H190V64L192 65V68L195 67V68H193L195 71L193 72V71L189 70V69H191V68H186V66H185L184 64L187 65V60H186V61H183L184 59H183V60L180 59V60H182L181 62H184V64H183V63H182V64H183V66L186 68V69H184V70H186V71H185L186 73H185L184 70L182 69V70H183V71H182V74H181V76H180V75H179V76H180V77H183V76L186 74V76H187V78H188V79H184V78H182L181 81H182V82H185V84L188 83V82H186V81H189V80L191 81V85H190V86H188V84H190V83H188L187 85H185V84H183V83L181 82V83H180V86H181L180 88H177V87H179V82H178V81H179V78H180V77L178 76V73H179V74L181 73V72H180L181 70H179V69L182 68V67H180V68L178 69V66H180V63H179L178 66H177L178 73H177L176 70H174V69H176V62H175L174 59H178V57L174 56V58H172V59L169 57V58H167L168 60H166V59H164V58H166V57H168V56L165 57L166 54H163V56H164V57L162 56L163 62H164V61H165V62L168 61V63L171 64V66H170L169 64H168V65H169V67H172L174 73H173V72H172V73L170 72V71H171V68H169L168 65H167V67H168V70H170V71L168 72L167 68H166V67H163V68H165V69L167 70V71H165V69H163V71H165V73H163L164 75H163L162 72H161L160 74H162V75L159 76V73H156V72H155V73H156V74H155V75H156L155 78H157V76L161 77V79L157 78L158 80H162V76H164V77H163L164 81L162 80L164 83H163L162 81H159V82L156 81V82H158V83H161L162 85H161V84H160V85H161V87L163 86V88H161V87H157V86H158V84H157V85H156L157 89H154V90H157L156 92H158V89L160 88V90H159L160 92H158V93H162V94H160V96H159V94H157L156 92H154V93H156L157 96H159V98H161V96L164 94V95H165V96H163V98L165 97L164 99H166V95H167V99L169 98V100L166 99V101L168 102V104L172 103V104H170V105H174V103H175L176 105H178L179 103H180V104H182V103L185 104V98L188 96V97H189V98L187 97V98H188V102L190 101V106L188 105V107H191L192 109H196V107L193 108L194 106H193V107L191 106V105H194V103H196V102H194L193 104H191V101L195 100L194 98L196 97V98L199 100L198 102H200V103L203 102V103H204L205 100H206L205 96L207 97V95L205 94V91L202 90V88H203L204 86L202 85V87H200V85H201L200 82H202V81L198 80V79H199L198 77H200L199 75H201V74H199L200 72L197 71V70L201 71V73H202V75H203V71L200 70V65H199V64H201L202 62H203V63L205 62V63H206V64L204 63L205 68H206V65H207V67H209V69H208V71H205V68H204V72L206 73V77H205V76H202V75H201V77H205V78H207V80H208V77H209V76L207 75V72H208L209 75H212V74L214 75V74H215V70L217 69V67L225 66V67H226L225 69L227 70V67L230 66V74H229V72H228V74H227V71H228V70L226 71V73H224V71H221L222 69H224V67H223L221 70H220V68L217 69V71L220 70V71L222 72V73H221V72L219 71V74L216 75V77H217V78L215 79L216 82H215V80H214V83H217V82L219 81V83H218L219 87H218L217 84H216L217 86H215V87L219 88V89H217V91L215 90V87H212V85L214 84V83H212L213 80L210 81V83H212V84H211V87H212L214 90H213V89L211 90V88H210V92H211V91H213V92H211V97H210L211 100L208 99V102H210V105H211L212 102H213V103L215 102V104L212 105V107H214V105H215V110L218 109L217 111H219V109H220V111H221V108H218V106L216 107V105H217L216 103H219V104H220L221 101H222V102H225V101L222 99V98H223L222 96H223V94L226 96L225 93H226L227 90H228V91H229V90L232 91V90H234L235 87H236V89L238 88L237 91H238L239 94L236 93V92H237L236 89L234 90V91H236L235 94H237L238 97H239V95H240V93H241V96L244 97V96H245L244 94H246L244 91L248 88V86H247V87L244 86L246 89L243 88V86H242L241 88L244 89V90L242 89V90H243V92H242V90H239L240 88H239L238 86H235L236 84L239 85L240 80H239L238 78H236L235 81H236V80H239V83H237V81H236V82H233V81H234V80H233L234 78H232V77H235V75H233V74H234V73H235V74L237 73V72H233V71H237V70H233V68H234V69L237 68L238 65L241 66L240 64H238L239 61H237V62H238L237 64H234V65H237L236 67H233V66H232L233 62H232V64H231V61L234 60V59H232V58L235 57V56L233 55V52H232V51H233V48H234L235 46L231 47L232 49L230 48V49H231V52H232V55H231V52H230V49H229V47H230L229 45H230V44H229L228 46H227ZM56 46H57V45H56ZM56 46H55V47H56ZM64 46H65V45H64ZM84 46H85V45H83V47H84ZM103 46H104V45H103ZM114 46H116V45H114ZM128 46H129V45H128ZM158 46H159V45H158ZM161 46H162V45H161ZM174 46H175V45H174ZM177 46L174 47V48H176L175 50H173L174 48H172V46H171L172 49L169 47L168 50H169V49H170L171 51L173 50V51H175V53H176ZM206 46H205V47H206ZM18 47H19L18 50L20 51V50H21V49H20L21 46H17V48H18ZM30 47H31V46H30ZM44 47H45V46L43 45V49H44ZM48 47H49V45H48ZM48 47H46V48H48ZM58 47H59V46H58ZM77 47H78V45H77ZM77 47H76V48H77ZM86 47H84V50H85ZM109 47H110V46H109ZM111 47H112V46H111ZM126 47H125V48H126ZM146 47H147V45H146ZM149 47H150V46H149ZM180 47H181V46H180ZM194 47H195V46H194ZM194 47H193V49H195L196 52H197V49H198V48L196 49V48H194ZM197 47H199V46H197ZM35 48H33V46H32V50H34ZM41 48H42V47H41ZM41 48H40V50H41ZM62 48L65 49L66 47H62ZM70 48H71V47H70ZM73 48H74V46H73ZM91 48H92V45H91ZM117 48H118V46H117ZM122 48H123V47H122ZM136 48H135V49H136ZM138 48H141V47L138 46ZM138 48H137V49H138ZM162 48H163V47H162ZM162 48H161V49H162ZM166 48H167V47H166ZM190 48H191V47H190ZM201 48L203 49L204 47H201ZM56 49H57V48H56ZM56 49H55V50H56ZM80 49H81V48H80ZM105 49H106V48H105ZM135 49H133V51H134ZM147 49H148V48H147ZM153 49H154V48H153ZM199 49H200V48H199ZM204 49H205V48H204ZM220 49H219V51L221 52ZM224 49H226V51H225ZM16 50H17V49H16ZM18 50H17V51H18ZM35 50H36V49H35ZM35 50L32 51V55L34 54V56H36V55H35V54H36V53H35ZM40 50H39V51H40ZM44 50H45V49H44ZM52 50H53V49H52ZM52 50H48V51H50V53H51ZM58 50H60V51L62 52L61 48H60V49L58 48ZM72 50H73V49H72ZM94 50H95V49H94ZM113 50H114V49H113ZM128 50H129V48H128ZM140 50H141V49H140ZM154 50H155V49H154ZM157 50H158V49H157ZM170 50H169V52H170ZM212 50H213V49H212ZM212 50H211V51H212ZM217 50H218V49H217ZM217 50H216V52H217ZM19 51H18V52H19ZM21 51H22V50H21ZM48 51L45 50L46 53H47ZM56 51H57V50H56ZM60 51H59V52H60ZM65 51H66V49H65ZM65 51H64V53H65ZM78 51H79V49H77V52H78ZM81 51H82V49H81ZM81 51H80V52H81ZM91 51H92V49H91ZM115 51H117V50H115ZM125 51H126V49H124V54H126ZM149 51H150V50H149ZM162 51H163V49H162ZM162 51H161V52H162ZM164 51L166 52V49H165ZM203 51H206V50H203ZM54 52H55V51H54ZM61 52H60V53H61ZM69 52H70V51H69ZM85 52H87V48H86ZM109 52H110V51H109ZM113 52H114V51H113ZM113 52H112V54H113ZM122 52H123V51H122ZM157 52H158V51H157ZM157 52H156V53H157ZM178 52H179V51H178ZM199 52H200V50H199ZM15 53H16V51H15ZM28 53H29V51H28ZM38 53H39V52H38ZM41 53H42V52H41ZM56 53H57V52H56ZM75 53H76V52H75ZM81 53H82V52H81ZM83 53H84V52H83ZM89 53H90V50H89ZM94 53H96V51H95ZM116 53H117V52H116ZM118 53H119V52H118ZM130 53H131V51H130ZM141 53H142V52H141ZM147 53H148V52H147ZM153 53H154V51H153ZM153 53H152V54H153ZM167 53H168V52H167ZM170 53H171V52H170ZM197 53H198V52H197ZM42 54H44V52H43ZM65 54H66V53H65ZM70 54H71V52H70ZM70 54H69V55H70ZM85 54H86V53H84L83 56H84ZM112 54H110V55H112ZM138 54H139V53H138ZM142 54H143V53H142ZM159 54H160V53H159ZM161 54H162V53H161ZM176 54L178 55V54H180V53H176ZM193 54H194V55H193ZM28 55L30 56V54H28ZM40 55H41V54H40ZM40 55H39V56H40ZM50 55H51V57H49L50 60H51V59H54V60H55V58H58L57 55L54 54V53H51ZM50 55H49V56H50ZM66 55H68V53H67ZM69 55H68V56H69ZM81 55H82V54H81ZM86 55H87V54H86ZM86 55H85V56H86ZM88 55H90V54H88ZM93 55H94V54H93ZM121 55H122V54H120V55L118 56V58H119ZM127 55H129V53L126 54V56L123 55V60H126V63L129 61L127 58H129V57L131 56V55H129V56L127 57ZM148 55H149V54H148ZM167 55H170V54H167ZM181 55H182V54H181ZM181 55H180L179 58L182 57ZM195 55H196L197 57H196ZM230 55H231V56H234V57L231 58ZM42 56H43V55H42ZM47 56H48V53H47V55H44V57H47ZM58 56H59V55H58ZM62 56H63V53H62ZM68 56H67V57H68ZM70 56H72V55H70ZM70 56L68 57V60L71 59ZM96 56H97V57H96L97 59H100V58H98V53H97ZM107 56H108V55H107ZM107 56H106V57H107ZM135 56H136V55H135ZM137 56H138V55H137ZM155 56H156V55H155ZM160 56H161V55H160ZM199 56H200V57H199ZM241 56L239 55L238 57H241ZM60 57H61V56H60ZM67 57H66V58H67ZM77 57H78V56H77ZM86 57H87V56H86ZM115 57H116V55H115ZM121 57H122V56H121ZM124 57H127V58L125 59ZM143 57H144V56H143ZM152 57H153V56H152ZM183 57H184V56H183ZM183 57H182V58H183ZM198 57H199V58H198ZM12 58H14V57H12ZM36 58H37V57H36ZM42 58H43V57H42ZM42 58H41V59H42ZM61 58H62V57H61ZM66 58H65V59H66ZM80 58H81V57H80ZM83 58H84V57H82V59H83ZM90 58H91V56H90ZM90 58H89V61H90ZM133 58H134V57H133ZM200 58H201V59H200ZM202 58H203V59H202ZM34 59H35V58H33V60H34ZM43 59H44V58H43ZM59 59H60V58H59ZM92 59H93V57L91 58V60H92ZM112 59H113V58H112ZM114 59H115V58H114ZM116 59H117V57H116ZM138 59H139V58H138ZM152 59H153V58H152ZM160 59H161V58H160ZM162 59H161V61H160V60H158V61H160L161 63H163V62H162ZM169 59H170V60H169ZM199 59H200L201 62H200V63H195V61L197 62V60H199ZM236 59H237V58H236ZM31 60H32V59H29V60L26 61V62H29V61H31ZM45 60H46V58H45ZM47 60H48V57H47ZM57 60H58V59H57ZM68 60H67V62H69ZM93 60H94V59H93ZM104 60H105V59L103 58V61H104ZM119 60H122V59L119 58ZM119 60H118L117 63H121V61H119ZM133 60H134V59H133ZM145 60H146V59H145ZM171 60H172V61H171ZM173 60H174V61H173ZM261 60H262V61H261ZM35 61H36V60H35ZM38 61H40V60L38 59ZM41 61H42V60H41ZM43 61H44V60H43ZM74 61H75V60H74ZM78 61H79V60H78ZM84 61H86V60L84 59L82 62H84ZM87 61H88V60H87ZM87 61H86L85 63H87ZM103 61H102V62H103ZM137 61H138V60H135L134 64H135ZM141 61H144V60H141ZM155 61L158 62L157 60H155ZM176 61H177V60H176ZM206 61H207V62H206ZM234 61H236V60H234ZM258 61H260V62H258ZM36 62H37V61H36ZM47 62H49V64L51 65V63H50L49 60H48ZM57 62H58V61H57ZM75 62H76V61H75ZM94 62L97 64L96 61H94ZM108 62H109V61H108ZM110 62H111V61H110ZM130 62H131V61L128 62L129 64L127 63L128 66H127L126 64H125L126 66H125L124 64H122V65H124L123 67H127V68H129ZM165 62H164L163 65H165ZM171 62H172V63H171ZM179 62H180V61H179ZM12 63H14L13 66H12ZM32 63H35V62H32ZM37 63H38V62H37ZM61 63H62V62H61ZM64 63H65V62H64ZM77 63H78V62H77ZM85 63H84V64H85ZM90 63H91V61L88 63L89 66H90ZM122 63H123V62H122ZM142 63H145V62H142ZM146 63H147V62H146ZM173 63H174L175 65H174ZM177 63H178V62H177ZM252 63H253V64H252ZM255 63H256V64H255ZM17 64H15V65H17ZM23 64H24V63H23ZM27 64H28V63H27ZM29 64H30V63H29ZM29 64H28V65H29ZM35 64H36V63H35ZM38 64H39V63H38ZM41 64H44V65H42V66H43V67H44V66L46 67V65H45L44 62H41ZM49 64H48V65H49ZM57 64H58V63H57ZM69 64H70V62H69ZM75 64H76V63H75ZM78 64H79V63H78ZM81 64H82V63H81ZM98 64H100V63H98ZM102 64H104V63H102ZM113 64H114V63H113ZM131 64H132V63H131ZM190 64H189V65H190ZM248 64H250V65L252 64V67H253V68H252V67H249V68H248V66H250V65H248ZM262 64H264V63H262ZM25 65H26V64H25ZM32 65L34 66V64H32ZM54 65H56V63H55ZM62 65H63V63H62ZM62 65H61V66H62ZM70 65H71V64H70ZM70 65H68V66H70ZM72 65H73V64H72ZM88 65L85 64V68H86V66H88ZM108 65H109V63H108ZM108 65H107V67H108ZM157 65H158V64H157ZM160 65H161V64H160ZM172 65H174V66H172ZM26 66H27V65H26ZM38 66H39V65H38ZM56 66H57V65H56ZM59 66H60V65H59ZM89 66H88V67H89ZM95 66H96V65H95ZM95 66H94V67H95ZM97 66H98V65H97ZM97 66H96V67H97ZM99 66L101 67V64H100ZM104 66H106V65H104ZM119 66H120V65H119ZM136 66H137V64H136ZM136 66H135V67H136ZM181 66H182V65H181ZM242 66H244V65H242ZM261 66H262V65H261ZM261 66H258V67L261 68L260 70H262V68L264 69V67H263V66L261 67ZM29 67H32V66L30 65ZM35 67H36V66H35ZM43 67H40V69L43 70ZM51 67H52V66H51ZM65 67H67V66H65ZM117 67H118V66H117ZM123 67H121V68L123 69ZM135 67H134V68H135ZM138 67H139V66H138ZM148 67H149V66H147V68H148ZM157 67H160V66H157ZM174 67H175V68H174ZM196 67H197V68H196ZM201 67H202V66H201ZM231 67H233V68H231ZM244 67H245V66H244ZM258 67H256V69H259ZM23 68H25V67H23ZM46 68H47V67H46ZM61 68H63V67H61ZM72 68H73V66H71V69H72ZM77 68H78V66H77ZM132 68H133V65L130 66V70H131ZM136 68H137V67H136ZM136 68L134 69V70H135V73H136V71L138 70V69L136 70ZM149 68H150V67H149ZM198 68H199V69H198ZM239 68H240L241 70H238V74H240L241 71H244V69L242 70V67H239ZM245 68H246V67H245ZM250 68H251V69H250ZM47 69H48V68H47ZM51 69H53V68H51ZM51 69H50V70H51ZM56 69H57V68H55V70H56ZM67 69H68V67H67ZM74 69H75V67H74ZM79 69H81L80 66H79ZM82 69H83V68H82ZM82 69H81V70H82ZM86 69L88 70V68H86ZM89 69H90V68H89ZM100 69H102V68H100ZM105 69L108 70L109 68H105ZM157 69H158V68H157ZM160 69H161V67H160ZM193 69H192V70H193ZM202 69H203V68H202ZM206 69H207V68H206ZM225 69H224V70H225ZM231 69H232V70H231ZM27 70H29V69L27 68ZM30 70H31V68H30ZM30 70H29V71H30ZM41 70H40V72H37V75H38V73H41ZM53 70H54V69H53ZM57 70H58V69H57ZM57 70H56V71H57ZM87 70H84V71H87ZM116 70H117V69H116ZM125 70H126V69H125ZM127 70H128V69H127ZM127 70H126V72L123 74L124 77L122 76V77H123L122 79L125 78L124 81H125V80H126V81H129V82H126V84L128 83L127 86H128V88H130L129 90H133L134 88H136V87H135V84H136L135 82H136L137 80H134L135 76H132L131 73H129ZM141 70H142V69H141ZM145 70H147L146 67H145ZM211 70H212V71H211ZM38 71H39V70H38ZM91 71H92V70H91ZM95 71H96V70H95ZM120 71H122V70L120 69ZM123 71H124V70H123ZM132 71H133V69H132ZM153 71H154V70H153ZM175 71H176V73H175ZM231 71H232V72H231ZM245 71H246V70H245ZM249 71H250V72H249ZM48 72H49V71H48ZM50 72H51V71H50ZM58 72L60 73V71H58ZM61 72H63V71H61ZM93 72H94V71H93ZM149 72H150V71H149ZM183 72H184V73H183ZM187 72H188V73H187ZM257 72H258V73L261 72L260 74H262L263 70L260 71V72H259V70H257ZM257 72H256V73L254 72V73H255L254 76L257 75ZM26 73H27V72H26ZM28 73L30 74L31 72H28ZM34 73H35V72H33V74H34ZM53 73H57V72H54V71H53ZM53 73H52V75H53ZM59 73H58V74H59ZM64 73H65V72H64ZM66 73H67V72H66ZM66 73H65V74H66ZM74 73H75V72H74ZM96 73H97V72H96ZM98 73H101V74H102V72H98ZM103 73H104V72H103ZM115 73H116V71H115ZM117 73H118V72H117ZM120 73H121V72H120ZM142 73H143V72H142ZM144 73H145V72H144ZM153 73H154V72H152V75H153ZM211 73H212V74H211ZM216 73H217V72H216ZM220 73H221V74H220ZM232 73H233V74H232ZM242 73H243V72H242ZM242 73H241V74H242ZM11 74L14 75V76H16V81L12 83V85H13L12 88H11V85H10V87L8 86L9 81H8V83H7V79L9 80V78L11 77V76L9 77V75H11ZM41 74H42V73H41ZM65 74H64V76L67 78L66 80L68 81L70 74H69V76H67L68 74H67V75H65ZM89 74H90V73H89ZM94 74H95V73H94ZM101 74H99V75H101ZM107 74H108V72H107ZM121 74H122V73H121ZM121 74H119V75L121 76ZM241 74H240V76H241ZM243 74H245V72H244ZM246 74H247V71H246ZM246 74H245V75H242V77H243V76L248 77ZM260 74L257 75L256 77L258 78V77L260 76V77L263 79V78H264V77H262L263 75H260ZM263 74H264V72H263ZM42 75H43V74H42ZM55 75H57V74H55ZM61 75H62V74H61ZM61 75H60V78H61ZM71 75H72V73H71ZM76 75H77V73H76ZM78 75H79V73H78ZM86 75H88V74H86ZM97 75H98V74H97ZM99 75H98V76H99ZM108 75H109V74H108ZM108 75H105V76H108ZM110 75H111V74H110ZM176 75H177L178 77H177ZM232 75H233V76H232ZM236 75H237V74H236ZM250 75H251V74H250ZM23 76H22V77H23ZM35 76H36V74H35ZM38 76H39V75H38ZM53 76H54V75H53ZM58 76H59V75H58ZM74 76H75V75H74ZM113 76H114V75H113ZM113 76H111V77H113ZM150 76H151V74H150ZM186 76H184V77L186 78ZM207 76H208V77H207ZM240 76H239V78H240ZM2 77L4 78L3 81H1ZM8 77H9V78H8ZM30 77H31V76H30ZM50 77H51V74H50ZM82 77H83V76H82ZM82 77H81V78H82ZM94 77H95V76H94ZM108 77H109V76H108ZM111 77H110V78H111ZM133 77H134V78H133ZM139 77H141V76H139ZM143 77H144V76H143ZM176 77L178 78V80L176 79ZM210 77H211V79L213 78V76H210ZM236 77H238V75H237ZM245 77H244V78H241V79H244V80H243V82L245 83L244 85H246V82H247V81L245 80ZM260 77H259V78H260ZM12 78H13V76H12ZM41 78H42V77H41ZM55 78H56V77H53V81L55 80ZM72 78H73V76H72ZM75 78H76V76H75ZM75 78H73V80H74ZM77 78H78V77H77ZM105 78H106V77H105ZM110 78H109V79H110ZM117 78H118V77H117ZM150 78H151V79L154 78V75L151 76ZM155 78H154V80H152V82L154 81V85L156 84V83H155V80H156ZM205 78H204V79H205ZM230 78H231L232 80H230ZM252 78H253V77H252ZM252 78L250 79V78L248 77V80L250 79V81H251ZM19 79H20V80H19ZM26 79H29V78L26 77ZM46 79H47V78H46ZM56 79H57V80H55V81L58 82L59 77L56 78ZM102 79H103V78H102ZM102 79H100V80L102 81ZM115 79H116V78H115ZM127 79H128V80H127ZM136 79H137V78H136ZM147 79H148V78H147ZM151 79H150V82H151ZM180 79H181V78H180ZM183 79H184V81H183ZM201 79H202V78H201ZM217 79H218V81H217ZM75 80H76V79H75ZM75 80H74V81H75ZM83 80H84V79H83ZM83 80H82V81H83ZM94 80H96V79H94ZM100 80H98V81L100 82ZM103 80H104V79H103ZM106 80H107V78H106ZM148 80H149V79H148ZM176 80H177V82H178V83L176 82V83H177V87H176V89H178V91L175 89V86H176L175 81H176ZM205 80H206V79H205ZM207 80H206V81H207ZM229 80H230V82L232 81V84H233V83H236V84H233L232 87H231V83L229 82L230 84L227 85V83H228ZM253 80H254V83H255V77L253 78ZM253 80H252V81H253ZM260 80H261V79H260ZM28 81L31 83V80H28ZM39 81H40V80H39ZM61 81H62V80H61ZM70 81H71V78H70ZM70 81H68V83H70ZM88 81H89V80H88ZM92 81H93V80H92ZM110 81H113V80L111 79ZM115 81H116V80H115ZM117 81H118V80H117ZM120 81H121V80H120ZM138 81H140V80H138ZM199 81H200V82H199ZM203 81H204V80H203ZM245 81H246V82H245ZM10 82H11V81H10ZM34 82H35V81H34ZM36 82H37V81H36ZM36 82H35V83H36ZM62 82L64 83L65 81H62ZM77 82H79V81L77 80ZM94 82H96V84H97V80L94 81ZM104 82H105V80H104ZM108 82H109V80H108ZM152 82H151V83H152ZM198 82H199V83H198ZM207 82H208L207 84L209 85V84H210L209 81H207ZM243 82H241V85H243ZM25 83H24V84H25ZM40 83H41V82H40ZM60 83H61V82H60ZM73 83H74V82H73ZM85 83H86V82H85ZM90 83H91V82H90ZM100 83H101V82H100ZM110 83H112V82H109L108 84H110ZM118 83H119V82H118ZM121 83H122V82H121ZM137 83H138V82H137ZM141 83H142V81H141ZM141 83H140V84H141ZM144 83H145V82H144ZM144 83H143V84H144ZM205 83H206V82H205ZM248 83H249V82H248ZM52 84H54L55 86H56V85L59 86L58 84H56V83H54V82H53ZM77 84H78V83H77ZM86 84H87V83H86ZM102 84L104 85V83H101L100 86H102ZM113 84H114V82H113ZM115 84H117V83L115 82ZM119 84H120V83H119ZM126 84H125V85H126ZM138 84H139V83H138ZM152 84H153V83H152ZM152 84H151V85H152ZM174 84H175V85H174ZM199 84H200V85H199ZM207 84H206V85H207ZM256 84H257V83H256ZM27 85H29V83H27ZM30 85H31V84H30ZM33 85H34V83H33ZM39 85H42V84H37L38 87H40ZM70 85H71V84H70ZM75 85H76V82H75ZM75 85H74V86H75ZM78 85H79V84H78ZM89 85H90V84H89ZM98 85H99V84H98ZM122 85H123V87H124V84H123V83H122ZM144 85H145V84H144ZM146 85H148V84H146ZM182 85H183V87H182ZM226 85H227V86H226ZM247 85H248V84H247ZM259 85H260V82H259ZM259 85H258V87H259ZM263 85H264V84H263ZM22 86H23L24 88H23ZM50 86H51V88H52V85H50ZM50 86H49V87H50ZM57 86H56V87H57ZM74 86H73V87H74ZM79 86H80V85H79ZM79 86H78V87H79ZM87 86H88V85H87ZM87 86H86V87H87ZM106 86H107V85H106ZM113 86H115V85H113ZM119 86H120V85H119ZM138 86H140V85H138ZM141 86H142V84H141ZM229 86H230V88H228V89L225 88V87H229ZM233 86H235V87H233ZM38 87H37V89H38ZM41 87H42V86H41ZM41 87L39 88V91H41ZM49 87H48V89L51 90V88H49ZM71 87H72V85H71ZM75 87H77V85H76ZM78 87H77V88H78ZM83 87H84V86H83ZM83 87H82V88H83ZM98 87H99V86H98ZM111 87H112V85H111ZM121 87H122V86H121ZM121 87H120V89H122ZM146 87H147V86H146ZM150 87L153 88V86H150ZM156 87H155V88H156ZM209 87H210V85L207 86V88H209ZM252 87H254V86H252ZM255 87H257V86H255ZM258 87H257V88H258ZM260 87H262V85H260ZM260 87H259V91H258V92L263 93L264 89L262 88L261 91H260ZM53 88H54V86H53ZM60 88H61V90L59 89V90H60V93H61L60 96L62 97V99H64V101H65V105H66V102H69V104L72 105V107H73L72 97L69 96V94H68V95L66 94V90H67V89H62V88H64L63 85H62V87H60ZM84 88H85V87H84ZM102 88H103V86H102ZM102 88L100 87V89H102ZM106 88H107V87H106ZM112 88H113V87H112ZM124 88H125V87H124ZM138 88H139V87H138ZM138 88H137L136 90H138ZM147 88H149V87H147ZM205 88H206V87H205ZM257 88L254 89V90L252 89V91L250 90V91L252 92V93H251V96L253 95L252 97H255V96L258 97V94H259V97H258V98H259L260 100H263V99H261V96H262L263 94L261 95L260 93H257V95H254V94H256V92H257ZM37 89H36V90H37ZM42 89H43V88H42ZM45 89H46V88H45ZM73 89H74V88H73ZM75 89H76V88H75ZM78 89H80V87H79ZM92 89H94V87H93ZM97 89H98V88H97ZM109 89H110V86H109ZM109 89H108V90H109ZM113 89H114V88H113ZM113 89H111V90H113ZM115 89H116V88H115ZM117 89H118V88H117ZM117 89H116V90H113V91H117ZM120 89H119V90H120ZM125 89H126V88H125ZM125 89H124V90H125ZM141 89H142V87H141ZM27 90H28V89H27ZM30 90H31V87H30ZM54 90H55V89H54ZM56 90H57V89H56ZM59 90H58V91H59ZM89 90H90V89H89ZM105 90H106V89H105ZM139 90H140V89H139ZM142 90H143V89H142ZM145 90H146V89H145ZM152 90H153V89H152ZM152 90H151V91H152ZM262 90H263V91H262ZM31 91H32V90H31ZM42 91H43V90H42ZM42 91H41V92H42ZM45 91H46V90H45ZM51 91H52V90H51ZM58 91H57V93H59ZM71 91H72V90H71ZM74 91H75V90H74ZM76 91H77V89H76ZM78 91H79V90H78ZM82 91H83V90H82ZM92 91H93V90H92ZM122 91H123V90H122ZM140 91H141V90H140ZM140 91H139V94H140ZM234 91H232L233 94H234ZM240 91H241V92H240ZM247 91H248V92H247ZM247 91H246V92H247V94H248V93H249V89H247ZM254 91H256V92H254ZM15 92H12L11 95H14ZM17 92H18V91H17ZM23 92H24V91H22V93H20V94L22 95L21 99L24 98L23 96H25V95L23 94ZM26 92H27V91H26ZM37 92H38V91H36V93H37ZM43 92H44V91H43ZM49 92H50V91H49ZM72 92H73V91H72ZM98 92H99V91H98ZM98 92H96V90H95V93H98ZM104 92H105V91H104ZM107 92H108V91H107ZM117 92H118V91H117ZM117 92H115V93H117ZM120 92H121V91H120ZM124 92H126V91H123V93H124ZM129 92H130V91H129ZM132 92H133V94H134V90H133ZM137 92H138V91H137ZM141 92H142V91H141ZM146 92H147V90H146ZM207 92L209 93L208 89H207ZM214 92L217 93V94H214ZM224 92H225V93H224ZM3 93H2V95H3ZM10 93H11V92H10ZM51 93H52V92H51ZM51 93H50L49 95H50L51 97H53V94H54L55 92H54L52 95H51ZM68 93H69V90H68ZM78 93H79V92H78ZM85 93H87V92L85 91ZM102 93H103V91H102ZM108 93H109V92H108ZM118 93H119V92H118ZM143 93H144L143 95H146L145 92H143ZM148 93H149V92H148ZM151 93H153V92H150V94H151ZM212 93H213L214 97H213ZM228 93H229V92H228ZM230 93H231V92H230ZM243 93H244V94H243ZM253 93H254V94H253ZM18 94H19V93H17V95H18ZM44 94H45V93H44ZM99 94H100V93H99ZM113 94H114V92H113ZM139 94H138V95H139ZM150 94H149V96H150ZM156 94H154V95H156ZM175 94H176V95H175ZM242 94H243V95H242ZM249 94H250V93H249ZM249 94H248V95H249ZM8 95H9V93H8ZM11 95H10V96H11ZM17 95L15 96V97H16L15 100H16V102L18 103L19 101H17V98H19L20 95H18L19 97H17ZM26 95H27V94H26ZM28 95H29V94H28ZM32 95H33V93H32ZM37 95H38V93H37ZM37 95H36V97H37ZM55 95H56V93H55ZM75 95H76V94H75ZM78 95H79V94H78ZM95 95H96V94H95ZM97 95H98V94H97ZM97 95H96V96H97ZM103 95H104V94H102V96H103ZM119 95H120V94H119ZM121 95H122V94H121ZM121 95H120V96H121ZM135 95H136V94H135ZM147 95H148V94H147ZM147 95H146V97L148 98ZM168 95H171L173 98H172L171 96H168ZM260 95H261V96H260ZM38 96L41 98L42 94L40 93V95H38ZM57 96H58V95H57ZM84 96H85V95H84ZM90 96H91V93H90ZM106 96H107V95H106ZM109 96H110V95H109ZM111 96H112V95H111ZM126 96H127V95H126ZM132 96H133V95H132ZM132 96H130V97H132ZM136 96H137V95H136ZM175 96H176V98L178 97V98H177L178 101L176 100V98H174ZM208 96H209V94H208ZM228 96H229V97H228ZM75 97H77V95H76ZM75 97H74V98H75ZM88 97H89V96H88ZM103 97H104V96H103ZM151 97H152V96H151ZM154 97H155L156 99H159V98L156 97V96H154ZM170 97L172 98V100L170 99ZM233 97H234V98H233ZM238 97H236V96H231V94H229V95L227 94V96H226L225 98H226V99H227V98H230V99H227L226 103L229 104L230 101H231V104L235 105V102L240 100V99L237 100ZM243 97H242V98L240 97V98L242 99V100H240V101H243V102L245 103V101L247 100L246 98H247L248 96L246 95L245 98H243ZM249 97H250V96H249ZM257 97H256V98H257ZM13 98H14V97L12 96V100L14 101ZM27 98H28V97H27ZM32 98H33V97H32ZM42 98H44V97L42 96ZM45 98H46V97H45ZM55 98H56V96H55ZM91 98L93 99L94 97H91ZM132 98H134V97H132ZM132 98L130 99L131 101H132ZM136 98H137V97H136ZM138 98H139V97H138ZM142 98H143V97H142ZM142 98H141V99H142ZM147 98H146V99H147ZM155 98H154V99H155ZM163 98L159 99V102H162V99H163ZM232 98H233V99H232ZM250 98H251V97H250ZM250 98H249L248 100H250ZM262 98H264V96H262ZM6 99H7V103H8V98H6ZM25 99H26V98H25ZM36 99H38V98H36ZM46 99H47V98H46ZM56 99H58V98H56ZM60 99H61V98H60ZM60 99H58L57 102H58ZM92 99H90V100L92 101ZM100 99H102V98H100ZM118 99H120V98H118ZM122 99H123V98H122ZM144 99H145V97L143 98V100H144ZM164 99H163V102H164ZM203 99H205V100L202 101ZM214 99H215V100H214ZM244 99H245V101H244ZM252 99H253V100H252ZM252 99H251V100L253 101L252 104L255 105V103L258 102V103H260V105H258V106L261 107V108H259V109H260V110L262 109V110L260 111V114H259V110H258V111L256 110V109L258 108V106H257L256 109H254L255 106H254V107H251V106H253V105H250V104L248 103V107L250 106V109L253 110V112H254V111H257V112H258V117H256V118H252V122H253V120H255V119H257V118H258L257 121H260V120H259V119H260V118H259V115H261V112L264 111L263 108H262V106H261V103H262V102L264 103V101H261V102H260V101H257V100H258V99H257V100H256L257 102H256V101L254 100L255 98H252ZM4 100H5V98H4ZM12 100H11V104H9V103H8V104L5 103L4 106L7 107V108H4L3 105L0 107V108H3V109L5 110V112H2V110L0 109V110H1V113H0V114L4 113V115H2V116L5 117L6 114H12V116L14 117V115H16L14 111L16 110V106L19 107V104L16 105V103H12ZM18 100H19V99H18ZM51 100H52V99H51ZM82 100H84V99H82ZM135 100H136V99H135ZM135 100H134V103H135ZM143 100H142V101H143ZM148 100H150V99H148ZM160 100H161V101H160ZM173 100L176 101V102H178V103L173 102ZM200 100H201L202 102H201ZM229 100H230V101H229ZM232 100H234L233 103H232ZM235 100H236V101H235ZM248 100H247V101H248ZM0 101L3 102V101L1 100V97H0ZM23 101H24V105H26V104H27L26 101H25V100H23ZM27 101H28V100H27ZM36 101H37V100H36ZM36 101H35V102H36ZM45 101H48V103H46V104H47V106L49 107V106H50V105H48V104H49V98H48V100H45ZM64 101H63V102H64ZM74 101H75V100H74ZM86 101H87V100H86ZM88 101H89V99H88ZM110 101H111V100H110ZM121 101H122V100H121ZM150 101H151V100H150ZM155 101H156V100H155ZM211 101H212V102H211ZM228 101H229V102H228ZM254 101H255V103H254ZM1 102H0V103H1ZM9 102H10V101H9ZM32 102H33V101H31L30 103H32ZM38 102H39V101H38ZM40 102H41V99H40ZM42 102H44V100H42ZM54 102H56V101H52V103H54ZM57 102H56V103H57ZM59 102H61V101H59ZM63 102H62V104H64ZM77 102H78V101H77ZM93 102H94V101H93ZM105 102H106V101H105ZM156 102L158 103V107H159V106H160V107L162 106V105H159L158 100H157ZM163 102H162V104H163ZM169 102H170V103H169ZM186 102H187V99H186ZM188 102H187V103H188ZM208 102H207V100H206L205 103L208 104ZM21 103H22V102H21ZM25 103H26V104H25ZM52 103H50V104L52 105ZM78 103H79V102H78ZM80 103H81V102H80ZM84 103H85V102H84ZM84 103H83V104H84ZM94 103H95V102H94ZM96 103H97V101H96ZM120 103H122V102H120ZM128 103H129V102H128ZM137 103H138V102H137ZM147 103H149V102H147ZM147 103H146V106H148ZM152 103H154V102H152ZM239 103H241V102H239ZM258 103H257V104H258ZM263 103H262V104H263ZM6 104H7V105H6ZM44 104H45V103H44ZM44 104H43V105H44ZM54 104H55V103H54ZM54 104H53V105H54ZM62 104L60 103V104H58V105H62ZM67 104H68V103H67ZM103 104H104V103H103ZM109 104H110V102H109ZM122 104H125V103H122ZM140 104H141V103H140ZM150 104H151V103H150ZM166 104H167V103H166ZM183 104H182L181 106L178 105L179 108H182ZM188 104H189V103H188ZM196 104H197V103H196ZM206 104H205V105H206ZM237 104H238V103H237ZM237 104L234 106L235 109H237V108H236ZM241 104H243V103H241ZM22 105H23V104H22ZM33 105H34V104H33ZM33 105H32V106H33ZM38 105H39V103H38ZM53 105H52V107H53ZM55 105L57 106V104H55ZM65 105H64V106L62 105V106H63V109H65ZM81 105H82V104H81ZM88 105H89V104H88ZM127 105H128V104H127ZM132 105H134V104L132 103ZM138 105H139V104H138ZM138 105H137V106H138ZM185 105H186V104H185ZM185 105H184V106H185ZM197 105H198L199 107H202L204 104H201V105L197 104ZM208 105H209V104H208ZM210 105H209V106H210ZM224 105H225V103H224ZM224 105H222V103H221V107L223 106V107H225V109H226L227 107H226V105H225V106H224ZM263 105H264V104H263ZM27 106H28V105H27ZM40 106H41V105H40ZM40 106H38V107H40ZM44 106H45V105H44ZM47 106H45V109H44V107H43L44 111L48 109V108L46 109ZM56 106H54L53 108H55ZM62 106H60V108H61ZM84 106H85V105H84ZM91 106H92V105H91ZM94 106H95V105H94ZM102 106H104V105H102ZM112 106H113V105H112ZM139 106H140V105H139ZM142 106L144 107L143 104H142ZM146 106H145V108H146ZM195 106H196V105H195ZM231 106H232V105H231ZM243 106H244V104H243ZM38 107H37V108H38ZM50 107H51V106H50ZM52 107H51V109H52ZM118 107L121 108V109H120V112H121V115H123V116H121V118H124V114H123L124 112H123V111H124V108H125V107L123 108V110H122V107H121V106H118ZM118 107H117V108H118ZM127 107H128V106H127ZM131 107L134 108L135 106H131ZM131 107L129 106V108H131ZM150 107H151V105H150ZM150 107H149V108H150ZM162 107H163V106H162ZM164 107H166V110H167V109L174 110V108H173L174 106H172L171 108H170V107L167 108V106L165 105ZM199 107H198V108H199ZM212 107H210L211 111H212V109H213ZM223 107H222V110H223ZM232 107H233V106H232ZM246 107H247V105H246ZM246 107H245V109H246ZM263 107H264V106H263ZM29 108H30V107H29ZM34 108H35V106H34ZM34 108H33V109H34ZM37 108H36V109H37ZM60 108H59V110H60ZM66 108H67V107H66ZM89 108H90V107H89ZM108 108H109V107H108ZM137 108H138V107H137ZM139 108H141V106H140ZM152 108H153V107H152ZM179 108L176 106L175 109H179ZM185 108H186V109H185ZM191 108H188V110H187V105H186V107H184L185 111L187 110L188 112H189V109H191ZM198 108H197V109H198ZM216 108H217V109H216ZM229 108H230V107H229ZM234 108H233V109H234ZM243 108H244V107H243ZM252 108H253V109H252ZM18 109H19V108H18ZM20 109H21V107H20ZM24 109H25V108H24ZM30 109H32V107H31ZM57 109H58V108H57ZM57 109H56V110L54 109V110L57 111ZM61 109H62V108H61ZM63 109H62V110H63ZM67 109H68V108H67ZM72 109H73V108H72ZM72 109H70V110H72ZM78 109H80V108H78ZM91 109H92V108H91ZM115 109H116V108H115ZM158 109H159V108H158ZM161 109H163V108H160V111H161V112L158 110V113H161V116H162L165 112H162ZM182 109H183V108H182ZM182 109H179L178 111L181 112ZM235 109H234V110H235ZM238 109H239V108H238ZM241 109H242V108H241ZM34 110H35V109H34ZM40 110H41V109H40ZM48 110H49V109H48ZM48 110H47V111H48ZM54 110H53V112H54ZM73 110H75V108H74ZM85 110L87 111V109H85ZM89 110H90V109H89ZM95 110H96V109H95ZM106 110H109V109H106ZM139 110H141V109H139ZM142 110H143V109H142ZM142 110H141V111H142ZM144 110H145V109H144ZM146 110H148V109H146ZM171 110H169V113H170ZM203 110H204V106H203ZM239 110H240V109H239ZM251 110H250V112H248V114H250V117H255V116H257L255 112H254L255 116H252V115H254V114L251 115ZM42 111H43V110H42ZM51 111H52V110H51ZM64 111H65V110H64ZM66 111H67V110H66ZM79 111H80V110H79ZM98 111H99V110H98ZM141 111H140V112H141ZM148 111H149V110H148ZM154 111H155V112H153V110H152V113H150V114H149L150 116L148 115V117H149L150 122H152V123H154V122L157 123L156 121H157L158 117L160 118L161 116H158L159 114L157 115V113H156L157 110L154 109ZM164 111H165V110H164ZM176 111H177V110H176ZM185 111H184V113H185ZM190 111H191V110H190ZM195 111H196V110H195ZM204 111H206V110H204ZM207 111H208V109H207ZM207 111H206V112H207ZM213 111H214V109H213ZM226 111H227V109H226ZM228 111H229V110H228ZM231 111H232V110H231ZM237 111H238V110H237ZM13 112H14V115H13ZM22 112H24V115H25V110H24V111L22 110ZM27 112H28V111H27ZM38 112H39V110H38ZM40 112H41V111H40ZM40 112H39V114H40ZM61 112H62V111H61ZM82 112H84V110H83ZM92 112H93V111H92ZM94 112H95V111H94ZM102 112H103V111H102ZM111 112H112V111H111ZM115 112H117V111H115ZM122 112H123V113H122ZM150 112H151V111H150ZM167 112H168V110H167ZM173 112L175 113V111H173ZM173 112L171 111V113H170V114H171V117L174 116V114L172 115ZM188 112H186V113H187L186 116H185L186 113L184 114V116H183L182 113H180L181 117H180V115H179V118H183V121H184V124H183V125H185V123H186L187 125L189 124V123H188L189 120H188L187 118H186V119H187L188 121L185 119V117H188L189 119L191 118L190 116H188ZM191 112H193V111H191ZM232 112H235V111H232ZM16 113H17V112H16ZM28 113H29V112H28ZM28 113H27V115H28ZM30 113H32V112H30ZM33 113H34V112H33ZM35 113H36V111H35ZM47 113H48V112H47ZM51 113H52V112H51ZM51 113H50V114H51ZM55 113H58V112H55ZM55 113H53V114H54L55 116H57L58 114H55ZM103 113H104V112H103ZM127 113H128V112H127ZM137 113H138V112H137ZM141 113H142V112H141ZM193 113H194V112H193ZM193 113H190V114H193ZM211 113H212V112H211ZM218 113H220V114L222 113V114H223V112H217L216 114H218ZM225 113H226V112H225ZM230 113H231V112H230ZM21 114H22V113H21ZM41 114H42V115H41V118H39L40 120L42 119V116H45V117L47 118V120L50 119V117H51V115H50L49 118H48L49 115H47V116L44 115L45 112H44V114H43V112H41ZM70 114H71V113H70ZM70 114H69V117H70ZM72 114H73V113H72ZM86 114H87V113H86ZM147 114H148V113H147ZM166 114H168V113H165V115H166ZM190 114H189V115H190ZM194 114H196V115H191V116H193L192 119H193L195 116H201V117H203V115H198V114H200L199 112H198V114H197L196 112H195ZM202 114H206V113L204 112V113H202ZM207 114H209V111H208ZM214 114H215V113H214ZM233 114H234V113H232V117H230V115H229L228 113L226 114L227 117H226L225 114H224V117L227 119V120L225 119V121H227V122L229 121V122H230V119L228 120L229 117H230V118L237 119V118L235 117L236 115L233 116ZM245 114H246L247 116H249L247 113H245ZM263 114H264V112H263ZM33 115H35V114H33ZM62 115H63V114H62ZM67 115H68V114H67ZM94 115H95V114H94ZM94 115H93V116H94ZM103 115H106V114H103ZM142 115H143V114H142ZM175 115H177V113H175ZM2 116H1V117H2ZM7 116H8V115H7ZM21 116H22V115H21ZM35 116H36V115H35ZM55 116H54V117H55ZM59 116H60V115H59ZM73 116H74L73 118L77 117V118L79 119L80 125L82 124L83 121H86V119H84L83 121H81L82 119L80 118V117H81V116H80V113L75 112V114H74ZM93 116H92V117H93ZM166 116H167V115H166ZM218 116H219V114H218ZM220 116H222V115H220ZM228 116H229V117H228ZM239 116H241V115L239 114ZM247 116H246V117H247ZM263 116H264V115L261 116V117H262L261 120L264 119ZM29 117H30V115H29ZM37 117H38V116H37ZM57 117H58V116H57ZM71 117H72V116H71ZM71 117H70V118H71ZM84 117H85V116H83V118H84ZM89 117H90V116H89ZM115 117H116V116H115ZM142 117H145V115L142 116ZM142 117H141V119H142ZM146 117H147V116H146ZM162 117H163V116H162ZM168 117L171 118L170 115H169ZM215 117H216V115H215ZM246 117H244V118H246ZM7 118H11V115H10L9 117H7ZM19 118H20V116H19ZM26 118H27V117H26ZM55 118H56V117H55ZM77 118H75V119H77ZM165 118H166V117H165ZM165 118H163V120H164ZM172 118H173V117H172ZM179 118H177V116H176V119H175V118L172 119L173 121H171V119H170V120H169V119H165V120H167L166 122L168 123V121L175 122L177 119L180 120ZM197 118H198V120H197ZM197 118H196L197 121H195V119H194L195 122H198L199 119H201L200 117H197ZM206 118H207V117H205V115H204V119H205V120H206ZM208 118H209V117H208ZM219 118H221V117H219ZM219 118L217 117V118H214V119H212V120H216L217 124L219 125L220 120L222 119V118H221V119H219ZM247 118H248V117H247ZM247 118H246V119H247ZM1 119H2V121L7 122L6 118H5V120H3V118H1ZM21 119H22V118H21ZM24 119H25V116H23V120H24ZM39 119H38V120H39ZM51 119H53V115H52ZM51 119H50L49 125L46 124V127H47V128H49V127L51 126V125H50V124H51ZM63 119H64V115H63ZM63 119H61V118L59 117V120H58V121H60V120L63 121ZM68 119H69V118H68ZM161 119H162V118H161ZM184 119H185L187 122H185ZM202 119H203V118H202ZM241 119H243V118H241ZM248 119L250 120V118H248ZM248 119H247V120H248ZM8 120H9V119H8ZM11 120H12V119H11ZM31 120H33V118H32ZM38 120H37V121H38ZM40 120H39V122H38L39 124L41 123ZM42 120H43V119H42ZM47 120H46V121H47ZM65 120H66V119H65ZM65 120H64V121H65ZM72 120H73V119H72ZM117 120H118V119H116V121H117ZM123 120H125V119H123ZM142 120H143V119H142ZM145 120H146V118H145ZM174 120H175V121H174ZM178 120H177V121H178ZM190 120H191V119H190ZM218 120H219V121H218ZM223 120H224V118H223ZM238 120H239V119H238ZM247 120L245 121V120L243 119V121H245V123L247 122ZM13 121H14V120H13ZM13 121H12V122H13ZM16 121H17V120H16ZM16 121H15V122H16ZM46 121H43V122L46 123ZM55 121H57V118H56ZM66 121H67V120H66ZM146 121L148 122V120H146ZM161 121H162V120H161ZM161 121H159V122H161ZM183 121H182V123H183ZM209 121H210V119H209ZM231 121H233V123H235V125H236V123H238L237 121L232 120V119H231ZM250 121H251V120H250ZM257 121H254L255 124H256ZM15 122H13V123H15ZM20 122H21V120H20ZM35 122H36V120H35ZM74 122H75V121H74ZM91 122H92V121H91ZM120 122H121V120H120ZM133 122H134V121H133ZM150 122H148L147 124L150 125V124H149ZM192 122H193V121H191V123H192ZM195 122H193L192 124L196 125V128H195L194 125H193V128H195V130H196V131L194 130V134H195V132H196V136H199V133H200V132L202 133L203 130L207 131V129H204V128H206V127H205V126H206V125H205L206 123H205L203 120H202V122H201V120H200L199 122H201V123L204 124L205 126L202 125V126L200 127L201 124L197 126V123H195ZM206 122H207V125H208V121H206ZM210 122H212L213 125H214V122H213V121H210ZM210 122H209V123H210ZM216 122H215V123H216ZM218 122H219V123H218ZM241 122H242V121H241ZM252 122H251L250 124H252ZM260 122H261V121H260ZM16 123H17V122H16ZM23 123H24V122H23ZM33 123H34V122H33ZM47 123H48V122H47ZM58 123H59V122H56L57 125H59ZM60 123H62V122H60ZM76 123H77V121H76ZM88 123H89V122H88ZM98 123H99V122H98ZM138 123H139V122H137V124H138ZM142 123H143V121H142ZM182 123L178 121L177 123L175 122V125H177V126L180 128L181 126H183ZM212 123L209 124V126H211L212 129H213L214 126L212 125ZM225 123H226V122H225ZM245 123H244V124H245ZM4 124H5V123H4ZM6 124L8 125V122H7ZM6 124H5V125H6ZM17 124H18V123H17ZM27 124H28V123H27ZM35 124H36V123H35ZM52 124H55V123H52ZM56 124H55V125H56ZM66 124H67V123H66ZM86 124H87V123L85 122V125H86ZM147 124H145V125H147ZM162 124H163V123H162ZM162 124H161V126H162ZM178 124H180V126H179ZM192 124H189V126H190L191 128H192V126H191ZM198 124H199V123H198ZM217 124H215V125L218 127ZM248 124H249V122H247L246 125H248ZM258 124H259V122H257V125H258ZM262 124L264 125V122H262ZM262 124H261V125H262ZM18 125H20V123H19ZM18 125H17V127H16V131H17ZM90 125H91V124H90ZM119 125H120V123H119ZM121 125H122V124H121ZM135 125H136V124H135ZM151 125H152V124H151ZM151 125H150V126H151ZM167 125H168V124H167ZM167 125H166V126H167ZM229 125H230V124H229ZM233 125H234V124H233ZM233 125H232V123H231L232 128L235 129V127H234ZM246 125H245V127H246ZM253 125H254V123L252 124L251 127H253ZM263 125H262V126H263ZM2 126H3V123L1 122V123H0V132H1V127H2ZM15 126H16V125H15ZM15 126H14V127H15ZM21 126H23V125L21 124ZM29 126H30V125H29ZM36 126H37V125H36ZM36 126H35V127H36ZM48 126H49V127H48ZM65 126H66V125H65ZM75 126H76V125H75ZM97 126H98V125H97ZM97 126H96V127H97ZM106 126H107V125H106ZM125 126H126V125H125ZM152 126H153V125H152ZM152 126H151V127H152ZM155 126H156V125H155ZM157 126H159L158 123H157ZM171 126L173 127L172 124H171ZM177 126H176L175 128H177ZM189 126H187V127H189ZM239 126H240V125H239V123H238V126H236V127H237V128H241V127H239ZM241 126H242V125H241ZM254 126H255V125H254ZM262 126H261V127H262ZM3 127H4V126H3ZM5 127H6V126H5ZM5 127H4V128H5ZM32 127H33V126H32ZM53 127L55 128V126L53 125L52 127H50V128H52V129L49 128V129H46V130H47V131H48V130L53 131V129H54ZM59 127H60V125L58 126V129H59ZM71 127H72V126H71ZM81 127H83V125H82ZM144 127H145V126H144ZM183 127H184V126H183ZM187 127H184V128L187 129ZM197 127H198V129H202V131L198 130V131H200V132L197 133ZM202 127H204V128H202ZM211 127H209V128H211ZM243 127H244V126H243ZM256 127H257V126H256ZM258 127H259V125H258ZM10 128H11V127H10ZM25 128H27V127H25ZM30 128H31V126H30ZM56 128H57V127H56ZM60 128L62 129L63 127L61 126ZM65 128H66V127H65ZM92 128H93V127H92ZM146 128L148 129V127H146ZM146 128H145V129H146ZM170 128H171V127H169V129H170ZM175 128H174V129H175ZM184 128H183V129H184ZM207 128H208V126H207ZM215 128H216V127H215ZM218 128H219V127H218ZM232 128H231V129H232ZM248 128H249V127H248ZM21 129H22V128H21ZM23 129H24V126H23ZM61 129H60V130H61ZM89 129H91V127H90ZM142 129H143V128H142ZM145 129H144V130H145ZM153 129H154V127H153ZM159 129H160V127H159ZM163 129H164V128H163ZM169 129H168V130H169ZM183 129H182V130H183ZM216 129H217V128H216ZM242 129H244V128H242ZM246 129H247V128H246ZM252 129H253V128H250L251 131H252ZM255 129H256V128H255ZM255 129L253 130V132H251V131H250V132H251L252 134L255 133V135H256V132H258V131L255 132ZM24 130H25V129H24ZM28 130H29V129H28ZM30 130H31V129H30ZM32 130H34V129H32ZM32 130H31V131H32ZM81 130H82V129H81ZM97 130H99V129H97ZM105 130H106V129H105ZM151 130H152V128H151ZM180 130H181V129H180ZM187 130H190V129L188 128ZM210 130H211V129H210ZM217 130H218V129H217ZM220 130H221V129L219 128V131H218L217 133H219ZM244 130H245V129H244ZM263 130H264V129H263ZM36 131H38V130L36 129ZM56 131H57V130H56ZM66 131H67V129H66L64 132H66ZM83 131L86 132V134H89V130H88V127H87V126H86L85 129H83ZM100 131H101V130H100ZM106 131H108V130H106ZM106 131H105V132H106ZM160 131H162V130H160ZM184 131H185V130H183L182 133H183ZM190 131L193 133V130H192V129H191ZM190 131H188L187 133L189 134ZM205 131H204V132H205ZM215 131H216V130H215ZM215 131H213V133H214ZM237 131H238V130H237ZM239 131H240V130H239ZM239 131L237 132L238 134H239ZM241 131H242V130H241ZM241 131H240V133H241L242 136H243V132H241ZM2 132H4V131H2ZM2 132L0 133V162H1L2 159H3V155L5 156V154H3V150H5V149H4L5 146H6L7 148L9 147L8 142L5 141V139L7 138V136H5L6 138L4 139V137H3L4 135L2 134ZM8 132H9V131H8ZM11 132H12V130H11ZM14 132H15V128H14ZM41 132H42V131H41ZM64 132H63V129H62V132H61V133H64ZM67 132H68V131H67ZM91 132L94 133V136H95V133H96V136L100 135V134H98L97 132H94L93 129L91 130ZM175 132H176V131H175ZM204 132H203L202 134L206 135V133H204ZM223 132H226V131H223ZM247 132H248V131H247ZM19 133H20V132H19ZM19 133H18V134H19ZM22 133H23L26 137H27V135L29 136V134H30L29 132H27V134H25V132H22ZM61 133H59V136H60ZM68 133H69V132H68ZM70 133H71V132H70ZM93 133H91V134H93ZM114 133H115V132H114ZM126 133H127V132H126ZM179 133H180V131H179ZM185 133H186V132H184V134H185ZM201 133H200V134H201ZM217 133H216V134H217ZM226 133H229V130H228V132H226ZM251 133H249V134L251 135ZM263 133H264V131H263ZM14 134H15V133H14ZM23 134H22V137L25 138L24 142H25V141H28L29 138L26 140V137H24ZM41 134H42V133H41ZM41 134H40V135H41ZM43 134H44V132H43ZM47 134H48V133H47ZM97 134H98V135H97ZM105 134H106V133H105ZM120 134H121V133H120ZM142 134H143V133H142ZM145 134H146V132H145ZM168 134H169V133H168ZM171 134H173V133L171 132ZM188 134H185L186 137H187ZM194 134H192V135L190 134L189 136H193ZM220 134H221V133H220ZM235 134H236V133H235ZM238 134H237V139H236V137H235V139H236V142L239 143V145H240V142H241V141H242V144H243V140H244V139L241 138V139H243V140L238 141V140H240V137H239V136H241V134H240L239 136H238ZM245 134H246L245 139H246V137H247V140H245V141L248 142L250 139L248 138V135H249V134L246 133V130L244 131V135H245ZM8 135H9V134H8ZM40 135H39V138H40V141H41V138L43 139V137H41ZM57 135H58V134H55V131L51 132V133L49 134V139L47 140L48 143L46 142L45 144H48L49 147L52 148V146H50V145L53 144V146H54V145H56L57 141H59V136H57ZM61 135H62V134H61ZM70 135H71V134H70ZM72 135H73V134H72ZM72 135H71V136H72ZM78 135H79V134H78ZM109 135H110V134H109ZM111 135H112V134H111ZM114 135H115V134H114ZM127 135H128V134H127ZM143 135H144V134H143ZM155 135H156V134H155ZM174 135H175V134H174ZM179 135H180V134H179ZM185 135H184V136H185ZM204 135H201V138H202V139L204 138ZM231 135H232V132H231ZM233 135H234V134H233ZM233 135H232V136H233ZM250 135H249V137L252 136V135H251V136H250ZM255 135H253V136L255 137ZM263 135H264V134H263ZM11 136H12V135H10V138H11ZM14 136H15V137H18V138L21 137V136L19 137V135L17 136V133H16V135H14ZM44 136H45V135H44ZM63 136H66L65 133H64ZM80 136H81V135H80ZM85 136H86V135H85ZM94 136H93V137H94ZM120 136H121V135H120ZM161 136H162V135H161ZM171 136H172V135H171ZM180 136H181V135H180ZM182 136H183V135H182ZM189 136H188V137H189ZM209 136H210V135H209ZM212 136H213V135H212ZM219 136H222V134L219 135ZM225 136H226V135H225ZM228 136H230V133H229V135L226 136V140H227V137H228ZM234 136H235V135H234ZM32 137H33V136H32ZM47 137H48V136H47ZM61 137H62V136H61ZM67 137H68V134H67L66 137H64V138H65V141H67V139H68ZM72 137H73V136H72ZM86 137H87V136H86ZM89 137H90V135H89ZM115 137H118V135L115 136ZM121 137H122V136H121ZM147 137H148V136H147ZM156 137H157V136H155V138H156ZM178 137H179V136H178ZM210 137H211V136H210ZM223 137H224V136H223ZM223 137L221 138V141L224 140ZM238 137H239V138H238ZM254 137H253V139H255ZM18 138H17V140H18ZM35 138H36V136H35ZM44 138H46V136H45ZM66 138H67V139H66ZM101 138H102V136L100 137V139H101ZM123 138H124V137H123ZM142 138H143V137H142ZM153 138H154V137H153ZM176 138H177V137H176ZM182 138H183V137H182ZM190 138H191V137L186 138V139H190ZM192 138H193V137H192ZM194 138H195V135H194ZM194 138L191 139L190 141L193 142ZM198 138H200V136H199ZM201 138L198 139L199 142H200ZM205 138H206V137H205ZM214 138H215V141H214V142H216V137H214ZM218 138H219V137H217V139H218ZM229 138H230V137H229ZM251 138H252V137H251ZM256 138H257V136H256ZM261 138H262V137H261ZM263 138H264V136H263ZM11 139H12V138H11ZM21 139H22V138H21ZM21 139H20V140H21ZM37 139H38V138H37ZM87 139H88V138H87ZM90 139H91V138H90ZM100 139H99V141H100ZM105 139H106V138H105ZM144 139H145V137H144ZM144 139H143V140H144ZM149 139H150V141H152L151 138H149ZM149 139L147 138V139H145V141H146V140H149ZM157 139H158V138H156L155 140H157ZM167 139H168V138H167ZM186 139H185V140H186ZM195 139H196V138H195ZM253 139H252V140H253ZM12 140H13V139H12ZM12 140H11V142L13 143ZM17 140H16V142H17ZM34 140H35V139H34ZM43 140H44V139H43ZM43 140H42V141H43ZM45 140H46V139H45ZM45 140H44V141H45ZM71 140H72V138H71ZM75 140H76V139H75ZM88 140H89V139H88ZM178 140H179V139H178ZM183 140H184V139H183ZM198 140H197V141H198ZM204 140H205V139H204ZM212 140H213V139H212ZM229 140L232 141V139H231V138L228 139V145H229V143H230ZM261 140H262V139H261ZM36 141H39V140H36ZM44 141H43V142H44ZM86 141H87V140H86ZM89 141H90V140H89ZM89 141H87V142H89ZM180 141H181V140H180ZM201 141H203V140H201ZM210 141H211V139H210ZM233 141H234V138H233ZM255 141H256V140H255ZM255 141H254V142H255ZM9 142H10V140H9ZM22 142H23V141H22ZM24 142H23L24 145H22V143H19V144H21L22 147L24 146L25 148H26V146H29V145H26V146H25V143H27V142H25V143H24ZM32 142H33V141H32ZM91 142H92V145H93V143L95 144L94 140H93V141H90V143H91ZM96 142H97V140H96ZM103 142H105V141H103ZM109 142H110V141H109ZM182 142H184V141H182ZM185 142H186V141H185ZM205 142H206V141H205ZM217 142H218V141H217ZM254 142L251 141V144L249 143L250 146H251V149H252L253 147H255V146L257 145V144L255 145V143H258L259 141H258V142H255V143H254ZM260 142H261V141H260ZM66 143H67V146H68V142H66ZM72 143H73V141H72ZM75 143H76V142H75ZM78 143H79V142H78ZM90 143H89L88 145H90ZM100 143H101V142H100ZM100 143H99V145H100ZM149 143H151V142H149ZM149 143L147 142V144H146V143H145V144L148 145ZM154 143H156V142H154ZM186 143H187V142H186ZM203 143H204V142H203ZM237 143H236V145H237ZM261 143H262V142H261ZM28 144H29V142H28ZM69 144H70V143H69ZM86 144H87V143H86ZM104 144H105V143H104ZM151 144H152V148H153V149H155L156 146H159V145L156 144V145H155V148H154V146H153V145H154V144H153V141H152ZM189 144H190V142H189ZM191 144H192V143H191ZM191 144H190V145H191ZM211 144H212V143L210 142V146H211ZM231 144H232V142H231ZM234 144H235V143H234ZM242 144H241L240 146H242ZM244 144H245V145H246V144L248 145V143H246V142H245ZM253 144H254L255 146H254ZM258 144L260 145V143H258ZM21 145H19V148H17V149H19V151L22 150V148H21V150H20V146H21ZM48 145H47L46 147H48ZM60 145H61V144H60ZM77 145H78V144H77ZM92 145H90L89 147H92ZM160 145H162V144H160ZM194 145H195V144H194ZM203 145L206 146L207 143L202 144V148H203ZM212 145H214V144H212ZM222 145H223V144H222ZM226 145H227V144H226ZM226 145H225V147H227ZM262 145H263V144H261V146H262ZM11 146H12V144H11ZM11 146H10V147H11ZM14 146H15V142H14ZM14 146H13V148L17 151L16 146H15V147H14ZM30 146H31V145H30ZM56 146H57V145H56ZM61 146H63V144H62ZM61 146H60L59 148H61V150H62L63 148H62ZM64 146H66V144H65ZM74 146H75V145H74ZM100 146H101V145H100ZM141 146H142V145H141ZM198 146H200V145H198ZM210 146H209V147L206 146V147H207V150L210 148ZM215 146H216V145L212 146V149H211V150L215 151V150L213 149ZM219 146H220V144H219ZM219 146L217 145V148H218ZM230 146H233V145H230ZM230 146H229V148H232V147H230ZM250 146L248 147L249 149H250ZM17 147H18V146H17ZM69 147H70V146H69ZM81 147H82V150H83V146H81ZM97 147H98V146H97ZM159 147H160V148H159ZM159 147H158V148H159L158 151H160V154H159V155H161V153H165V152H163V150H162L164 147H163V148H162L161 146H159ZM176 147H177V146H176ZM243 147H244L245 150H246V147H247V146H246V147L243 146ZM243 147H242V150L244 149ZM258 147H259V146H258ZM11 148H12V147H11ZM11 148H10V150L13 151V153H14V152H15L14 149L12 150ZM27 148H28V147H27ZM27 148H26V149H27ZM78 148H79V147H78ZM86 148H87V147H86ZM86 148H85V149H86ZM93 148H95V147H93ZM152 148L150 147V151H152ZM184 148H185V147H184ZM188 148H189V147H188ZM191 148H192V145H191ZM194 148H198V147H194ZM217 148H215V149L217 150ZM222 148H223V146H222ZM238 148H240V147H238ZM28 149H29V148H28ZM32 149H33V148H32ZM32 149H31V150H32ZM57 149H58V148H57ZM66 149H67V148H66ZM91 149H92V148H91ZM147 149H149V145H148V148H147ZM176 149H177V148H176ZM233 149H235V148H232V151H233ZM253 149H254V148H253ZM253 149H252V150H253ZM256 149H257V148H256ZM8 150H9V148H8ZM23 150H24V149H23ZM29 150H30V149H29ZM51 150H52V149L49 150V148H48L47 151L51 152ZM55 150H56V147L53 148V150H52L51 153H52V154L55 153V152L57 151V150H56V151H55ZM59 150H60V149H59ZM69 150H70V149H69ZM75 150H76V148H75ZM77 150H78V149H77ZM82 150H81L80 152H81V156H82L83 159H81V160L78 159V160H79V162H78L79 165H77L78 168H77V171H76V172H77V175H78V176H77V181H76V178H75V179H73V180H75V181L72 180V182H70L72 185H73V184L75 185V186L73 185V186H74V190L71 188V190H73L72 193H73L74 199H73V197H72V198H70L71 200H69V201H73V200H74V201H73V202H74V205L76 204L79 208H80V205H81L80 203L82 202V205H81V209H80V210H82V208H83V209H86V210H88V214H91V213L93 212V207L95 206V205H94L95 203L93 202V198H92V196L94 195V192H96V194H98V195H96V196H97V197L99 196V198H100V200H101V198H102L101 195H102V194H101L100 191H102L103 189L99 187L100 183H102L101 181H100V183H98V184L96 183L97 180L95 181V183L97 184L96 188H95V186L93 185V182L91 183L90 176L93 174V170H94V168H95V167L93 168V166H94L93 163H94V162H92V159L94 158V157H92V155H94V154H89L90 151H89V149H88L89 152H88V157H87V156H86L87 154H84V153H83L84 151L82 152ZM86 150H87V149H86ZM95 150H96V148L94 149V151H95ZM143 150H144V149H143ZM161 150H162V152H161ZM164 150H165V149H164ZM177 150H178V149H177ZM187 150H188V149H187ZM190 150H191V149H190ZM199 150H200V148H199ZM201 150H202V149H201ZM201 150H200L199 152H201ZM204 150H205V148H204ZM207 150H206V151H207ZM219 150H220V149H218L217 152H219ZM221 150H222V151H220L219 154H220L221 152H222V153L224 152L223 149H221ZM238 150L240 151L241 149H238ZM238 150H237V147H236V150H235V151H237L236 156H237V154H239V153H238V152H239ZM252 150H251V151H252ZM254 150H255V149H254ZM262 150H263V149H262ZM27 151H28V150H27ZM53 151H54V152H53ZM67 151H68V149H67ZM78 151H79V150H78ZM92 151H93V149H92ZM213 151H212V152H213ZM247 151H248V150H247ZM247 151L245 152V155L248 153ZM251 151H250V152H251ZM5 152H6V151H5ZM17 152H18V151H17ZM29 152H30V151H29ZM59 152H60V151H59ZM62 152H63V151H62ZM75 152H76V151H75ZM154 152H156V153H154ZM168 152H169V150H167V153H168ZM171 152H172V151H171ZM175 152H176V151H175ZM180 152H181V151H180ZM187 152H189V151H187ZM190 152H191V151H190ZM190 152H189V154H190ZM194 152H195V151H194ZM196 152H198V149H196ZM207 152H208V151H207ZM229 152H230V151H229ZM240 152H241V151H240ZM243 152H244V151H243ZM243 152H242V153H243ZM254 152H255L254 154L257 153V151H254ZM11 153H12V152H11ZM11 153L9 152V154H8V151H7V154H6V155H12ZM22 153H23V152H22ZM22 153L20 152V154H22ZM24 153H25V150H24ZM30 153L33 154L32 152H30ZM66 153H68V152H66ZM85 153H87V152L85 151ZM91 153H92V152H91ZM94 153H95V152H94ZM145 153H146V152H145ZM150 153H152V152H150ZM153 153L155 154V155L153 154L154 157L157 156V157L155 158V159H157V158H158V155H156V154H158V152L153 150ZM181 153H182V152H181ZM181 153H180V154H181ZM210 153H211V151H210ZM225 153L227 154V152L225 151V152L223 153L224 155L221 154V157H224V156L226 155ZM232 153H233V155H235V152H232ZM242 153H241V154H242ZM252 153H253V152H252ZM46 154H47V155H46ZM46 154H45V155L49 157L50 154H49L48 152H47ZM69 154H70V153H69ZM105 154H106V153H105ZM177 154H178V153H177ZM184 154H186V153H184ZM192 154H194V153H192ZM196 154L198 155V153H196ZM206 154H207V153H206ZM213 154H214V152H213ZM213 154H212V157L214 156ZM229 154H230V153H229ZM229 154H228V156H229ZM241 154H240V155H241ZM260 154H263L262 151H261ZM22 155H23V154H22ZM25 155H27V154H25ZM45 155H44V157H46ZM55 155H56V154H55ZM60 155H61V154H60ZM60 155H59V156H60ZM75 155H76V154H75ZM89 155H90V156H89ZM141 155H142V154H141ZM181 155H182V154H181ZM187 155H188V154H187ZM197 155H196V157L198 158L199 156H197ZM200 155L203 157V156H204V152H203V155H202V154H200ZM222 155H223V156H222ZM51 156H52V155H51ZM53 156H54V155H53ZM53 156H52V158H53ZM73 156H74V155H73ZM99 156H100V155H99ZM175 156H176V155H175ZM206 156H207V155H206ZM216 156H217L218 158H220V159H218ZM228 156L226 155L225 158L228 159ZM256 156H257V155H256ZM261 156H263V155H261ZM8 157H10V156H8ZM22 157L24 158V156H22ZM25 157H26V156H25ZM32 157H33V155H32ZM48 157H47V158H48ZM60 157L62 158V156H60ZM69 157H71V156H69ZM90 157H91V158H90ZM95 157H96V156H95ZM103 157H104V156H103ZM161 157H162V156H161ZM163 157H164V155H163ZM166 157H167L166 159L169 158L168 155H167ZM189 157H190V156H189ZM193 157H194V156H193ZM193 157H192V158H193ZM196 157H195L196 161L199 160V159H197ZM202 157H200V158H202ZM207 157H208V156H207ZM209 157H210V156H209ZM221 157H220V155L218 156V155L215 153V158L217 159V161H218V160H219V161L221 160V162H222L223 159H225V158H222V159H221ZM239 157H240V156H239ZM243 157H244V156H243ZM246 157H247L248 159H246ZM6 158H7V157H6ZM30 158H31V157H30ZM30 158L27 157V160H30ZM47 158H46V159H47ZM67 158H68V156H67ZM72 158H73V157H72ZM97 158H98V157H97ZM170 158H171V156H170ZM253 158H254V157H253ZM259 158H260V157H259ZM262 158H264V157H261V159H262ZM25 159H26V158H25ZM64 159H65V158H64ZM94 159H95V158H94ZM94 159H93V161H94ZM122 159H123V158H122ZM159 159L161 160V161H159V162H162V159H163V158H159ZM159 159L156 160V163H157V164H159V163H158V160H159ZM171 159H172V158H171ZM195 159H194V160H195ZM207 159H209V158H207ZM207 159H206V160H207ZM213 159H214V158H213ZM213 159H212V161L215 160V159H214V160H213ZM226 159H225V161H227ZM229 159H230V161H231V156L229 157ZM233 159H234V158H233ZM236 159H237V158L235 157V160H236ZM241 159H242V158H241ZM244 159L246 160L244 163H246V162H248V160H250L249 157H248L247 155L245 156ZM244 159H243V161H244ZM251 159H252V158H251ZM12 160H14V159H12ZM23 160H24V159H23ZM55 160H56V159H55ZM65 160H66V159H65ZM67 160H68V159H67ZM97 160H98V161H97ZM97 160H96V161H97V164H98L100 159H97ZM103 160H104V159H103ZM113 160H114V159H113ZM185 160H186V158H185ZM188 160H189V163H191L189 158H188L186 161H188ZM202 160H203V161H200L201 163L206 161V160L204 161V157L202 158ZM209 160H210V159H209ZM255 160H257V159H255ZM263 160H264V159H262V161H263ZM9 161L12 162L11 159H9ZM14 161H15V160H14ZM18 161H19V160H18ZM24 161H26V160H24ZM47 161H48V160H47ZM51 161H52V160H51ZM62 161H64V160L62 159ZM62 161L60 162V164H62ZM75 161H76V160H75ZM153 161H154V160H153ZM164 161L167 162V160H164ZM164 161H163V163H164ZM168 161H169V160H168ZM171 161H172V160H171ZM171 161H170V162H171ZM196 161H195V163H197ZM210 161H211V160H210ZM212 161H211V164L214 163V162H212ZM215 161H216V160H215ZM225 161H223L222 163L224 164ZM230 161L225 162V163H226V164L228 163V165H229V164H230ZM236 161H237V160H236ZM238 161H239V159H238ZM238 161H237V163H238ZM240 161H241L240 163H243L242 160H240ZM252 161H253V162H259L260 159H259L258 161H254V159H253ZM252 161H251V163H250V162H249V163H250L251 165H255V164H253ZM4 162L6 163L7 161H4ZM44 162H45V161H44ZM48 162H49V161H48ZM57 162H58V161H57ZM65 162H66V161H65ZM72 162H73V160H72ZM170 162H169V163H170ZM221 162H220V163H221ZM232 162H233V160L231 161V164H232ZM2 163H3V161H2L0 164H2ZM12 163H15V162H12ZM12 163H11V167H12ZM20 163H21V162H20ZM26 163H28V161H27ZM63 163H64V162H63ZM154 163H155V162H154ZM167 163H168V162H167ZM183 163H184V162H183ZM189 163L186 164V165L188 166ZM201 163H200V165H201ZM205 163H207V162H205ZM216 163H217V162H216ZM222 163H221V164H222ZM233 163H234V165H233V164H232V165L237 169V167H236L237 165L235 166V163H236V162L234 161ZM240 163H239V164H240ZM249 163H247L246 165L248 166ZM7 164H8V163H7ZM15 164H16V163H15ZM29 164H30V162H29ZM42 164H43V163H42ZM44 164H45V163H44ZM55 164H56V163H55ZM58 164H59V163H58ZM60 164H59V166H60ZM157 164H156V165H157ZM192 164H193V163H192ZM198 164H199V162H198L197 164H195V166H197ZM202 164H203V168H204L205 165H204V163H202ZM208 164H210V163H207V165H208ZM211 164L209 165L210 167H212ZM221 164L218 163V166L220 165L219 167L216 165V166H217V168H216L217 170L214 171V175H215V174H218L219 172H221V171H219V170H221L223 167H224V168H223L222 170L225 172V174H226V172H227L228 170H230V171L232 170V167H231V168L229 167V166H231V164H230L229 166L226 165V168H227V169L225 168V165H223V164L221 165ZM259 164H261V166H260ZM259 164L257 163V165L259 166V170L261 171V172L259 171V173L263 174V176H264V173H262V171H264V169L261 170L262 167H263V163H259ZM71 165H72V164H71ZM183 165H184V164H183ZM207 165H206V166H207ZM213 165H214V164H213ZM241 165H242V164H241ZM246 165H245V166H246ZM251 165H250V166H251ZM15 166H16V165H15ZM55 166H56V165H55ZM62 166H64V164H63ZM100 166H101V165H100ZM107 166H108V165H107ZM153 166H154V165H153ZM159 166H161V165H159ZM167 166H168V165H167ZM167 166H165V163H164V165H162L161 167H162V169H164V168L168 169L170 166H168V168H167ZM187 166H186V167H187ZM201 166H202V165H201ZM201 166H200V167H201ZM209 166H207V167H209ZM221 166H223V167L221 168ZM16 167L19 168V167H21V166H18V165H17ZM96 167H98V166L96 165ZM110 167H111V166H110ZM119 167H121V166H119ZM155 167H156V166H155ZM157 167H158V165H157ZM161 167H160V168H161ZM188 167L190 168V166H188ZM188 167H187V168H188ZM239 167H240V166H238V168H239ZM242 167H243V165H242ZM248 167H249V166H248ZM13 168H14V166H13ZM13 168H12V170H13ZM122 168H123V167H122ZM198 168H199V166H197V168L195 167L194 169H196V171L199 170L198 173H202V172H200V171H201L203 168L201 167V168H202V169L200 168L201 170L198 169ZM228 168H229V169H228ZM235 168H233V169H235ZM245 168H246V167H245ZM249 168L251 169V167H249ZM263 168H264V167H263ZM14 169H15V168H14ZM31 169H32V168H31ZM34 169H35V168H34ZM59 169H61V168H59ZM74 169H75V168H74ZM74 169H72V170H74ZM96 169H97V168H96ZM117 169H119V168H117ZM139 169H140V168H139ZM177 169H178V168H176V170H177ZM180 169H181V167H180ZM191 169H192V168H191ZM197 169H198V170H197ZM209 169H211V168H207V169L204 168V170L207 172L208 175H209V172H211L212 169H214V166H213V168L211 169V171H209ZM218 169H219V170H218ZM236 169H235V170H236ZM242 169H243V168H242ZM16 170H17V169H16ZM25 170H29V169H25ZM38 170H39V169H38ZM44 170H45V167H44L43 171H44ZM121 170H122V169H121ZM157 170H158V172L161 171V170L159 169V167L157 168ZM172 170H173V169H172ZM172 170L169 169V171H172ZM174 170H175V169H174ZM174 170H173V171H174ZM178 170H179V169H178ZM207 170H208V171H207ZM226 170H227V171H226ZM235 170H234V172L231 171V173H230V171H228L227 174L229 173L231 176H233L232 173H234V178H233V179H234L235 181H237V180L239 181V180H241L242 176L245 175V174H242V176L240 177V179H239L238 177H239L241 174H240V175H238V174H239V173H242L243 170H244V172H245V169H243V170L241 171V167H240V169H237V170H239V171L236 172ZM248 170H249V169H248ZM256 170H257V169H256ZM39 171H40V170H39ZM52 171H54L53 168H52ZM137 171H138V170H137ZM151 171H152V170H151ZM165 171H166V170H165ZM165 171H163L162 174H164ZM217 171H219V172L217 173ZM223 171H222V172H223ZM246 171H247V170H246ZM10 172H12V173H11V174H12L11 177H13L14 170H13V171H10ZM35 172H36V171H35ZM37 172H38V171H37ZM37 172L35 173V175L37 174ZM45 172H47V171H45ZM67 172H68V171H67ZM69 172H70V171H69ZM161 172H162V171H161ZM175 172H176V171H175ZM224 172H223V173H224ZM235 172H236V175H237V178H238V179L235 177V176H236V175H235ZM238 172H239V173H238ZM256 172H258V171H256ZM19 173H20V171H19ZM23 173H24V172H23ZM26 173H27V172H26ZM38 173H39V177H40V172H38ZM42 173H43V172H42ZM74 173H75V172H74ZM74 173H73V174H74ZM159 173H160V172H159ZM165 173H166V172H165ZM171 173H173V172H171ZM187 173H188V171H187ZM204 173H205V172H204ZM237 173H238V174H237ZM259 173H258V174H259ZM17 174H18V173H17ZM43 174H44V173H43ZM45 174H46V173H45ZM45 174H44V175H45ZM47 174H48V172H47ZM51 174H53V173H51ZM68 174H69V173H68ZM162 174L160 173V175H162ZM212 174H213V173H212ZM227 174H226V176L229 177L228 180H229V181H234V180H231L232 177H230V175H227ZM261 174H259V175H260V179L263 177V176L261 177ZM8 175L10 176V174H8ZM23 175H24V174H23ZM27 175H28V174H27ZM63 175H64V174H63ZM144 175H145V174H144ZM164 175H165V174H164ZM164 175H162V176H163L162 179L164 178ZM187 175H189V174H187ZM199 175H200V174H199ZM199 175H198V176H199ZM201 175H203V174H201ZM208 175H207V176H208ZM218 175H219V174H218ZM222 175H223V174H221V176H222ZM249 175H250V173H249ZM14 176H15V175H14ZM30 176H31V175H30ZM52 176H53V175H52ZM72 176H73V175H72ZM80 176H81V177H80ZM82 176L85 177V179L82 178ZM191 176H192V175H191ZM221 176H220V177H221ZM226 176L224 175L223 177H226ZM246 176H247V173H246L245 177H246ZM17 177H18V176H17ZM28 177H29V176H28ZM28 177H26V180H27V181L29 180V179H27ZM36 177H38V175H36ZM47 177H48V176H47ZM74 177H76L75 174H74ZM99 177H100V176H99ZM152 177H153V176H152ZM168 177H169V178H168ZM168 177H167V174H166V175H165L166 181L170 182V181H169V180H171V179H170V176H168ZM188 177H190V175H189ZM209 177H211V174L209 175ZM214 177H215V178H214ZM214 177H213V178H210V181H211V182H214V181H215L214 179H216V176H214ZM217 177H218V180H219V176H217ZM227 177L224 178L226 181H227ZM245 177H243V178H245ZM247 177H248V176H247ZM247 177H246V178H247ZM258 177H259V176H258ZM2 178H3V177H2ZM8 178H9V177H8ZM40 178H41V177H40ZM60 178H61V177H60ZM107 178H109V177L107 176ZM167 178H168V180H167ZM197 178H199V177H197ZM235 178H236V179H235ZM251 178H252V177H251ZM9 179H10V178H9ZM36 179L38 180V178H36ZM36 179H35V180H36ZM64 179H65V177H64ZM67 179H68V178H67ZM172 179H173V178H172ZM188 179H189V178H188ZM247 179H248V178H247ZM262 179H263V178H262ZM12 180H13V178L11 179V181H12ZM14 180H15V178H14ZM14 180H13L12 182H13V184H16V183H15L16 181L14 182ZM24 180H25V179H24ZM26 180H25V181H26ZM70 180H71V179H70ZM104 180H106V179L104 178ZM212 180H213V181H212ZM218 180H217V182H219ZM225 180H224V181H225ZM244 180H245V179H244ZM263 180H264V179H263ZM11 181H10L9 183H11ZM27 181H26V185H27ZM31 181L33 182V180H31ZM38 181H39V180H38ZM38 181H37V182H38ZM55 181H57V180H55ZM106 181H107V180H106ZM114 181H115V180H114ZM162 181H163V180H162ZM171 181H173V180H171ZM235 181H234V182H235ZM242 181H243V179H242ZM242 181L239 182V185H240L241 188H242V186H244V185H242ZM246 181H249V180H246ZM246 181H244V184H245ZM58 182H60V179H59ZM65 182L68 183L69 180L67 181V180L65 179ZM111 182H112V181H111ZM168 182H165V183L163 182L162 185L164 186V185L167 184ZM199 182H201V181H199ZM217 182H215V183H216V186L219 187V185H217ZM227 182H228V181H227ZM234 182H233V183H234ZM20 183H22V181H21ZM30 183H31V182H30ZM38 183H39V182H38ZM43 183H44V182H43ZM60 183H62V182H60ZM155 183H156V182H155ZM157 183H158V182H157ZM160 183H161V182H160ZM160 183H159V184H160ZM201 183H203V182H201ZM215 183H214V184H215ZM223 183H224V182H223ZM228 183H229V182H228ZM228 183H226V184H228ZM233 183L230 182V185L233 184ZM236 183L238 184V182H235L234 184H236ZM240 183H241V184H240ZM250 183H251V180H250ZM250 183L248 182V183H247V184H248L247 186H249ZM33 184H34V183H33ZM52 184H53V183H52ZM55 184H57V183L55 182ZM62 184H63V183H62ZM62 184H61V185H62ZM71 184H70V185L68 184V185H69V186H72ZM171 184H172V183L170 182V186H171ZM199 184H200V183H199ZM234 184L231 185V186H230L229 184H228V185L230 186L231 189H235V190H237V188H234V187H235ZM262 184H263V183H262ZM31 185H32V184H31ZM37 185H38V184H37ZM61 185H60V186H61ZM68 185L66 184V186H68ZM162 185H161V186H162ZM190 185H191V184H190ZM209 185H210V184H209ZM228 185H227V186H228ZM239 185H237L238 188H239ZM250 185H251V184H250ZM56 186H57V185H56ZM56 186H55V187H56ZM73 186H72V187H73ZM108 186H109V185H108ZM113 186H114V185H113ZM170 186L168 185V186H166V187H169V188H170ZM192 186H193V185H192ZM204 186H205V184H204ZM207 186H208V185H207ZM214 186H215V185H214ZM216 186H215V190L217 191L219 188L216 189ZM220 186H221V185H220ZM237 186H236V187H237ZM20 187H21V186H20ZM63 187H64V186H62V188H63ZM164 187H165V186H164ZM164 187H163V189L166 190L167 188H166V187L164 188ZM171 187H173V186H171ZM186 187L189 188L188 185H187ZM232 187H233V188H232ZM249 187H251V186H249ZM261 187H262V186H261ZM26 188H27V190H28V188H29V184H28V186H27ZM60 188H61V187H60ZM62 188H61V189H62ZM121 188H122V187H121ZM177 188H178V187H177ZM177 188H176V189H177ZM180 188H181V186H180ZM183 188H184V190H185V189H186V190H185V191H182V190L178 189L179 192H183V194H184L185 192H189V190H187V188H185V187H182L181 189H183ZM194 188H195V187H194ZM209 188H212V187L209 186ZM222 188H223V187H222ZM224 188H225V187H224ZM227 188H229V187H227ZM241 188H239V192L237 191L238 193L234 190L231 194H232V195H233V194L235 195V194L237 193V195H238V194L241 195L240 193L244 191V190L241 189ZM53 189H54V188H53ZM58 189H59V187H57V191H58ZM64 189H65V188H64ZM64 189H63V190H64ZM67 189H68V188H67ZM94 189H95V191H94ZM101 189H102V190H101ZM145 189H146V188H145ZM170 189H171V188H170ZM173 189H175V188H173ZM176 189H175V190H176ZM195 189H196V188H195ZM202 189H204L203 186H202ZM220 189H221V188H220ZM220 189H219V190H220ZM257 189H258V188H257ZM14 190H15V189H14V187H13V191H14ZM27 190H26V192H27ZM29 190H30V189H29ZM192 190H193V189H192ZM192 190H191V191H192ZM222 190H223V189H222ZM69 191H70V190H69ZM168 191H169V190H168ZM204 191H205V190H204ZM212 191H213V190H212ZM30 192H31V190H30ZM70 192H71V191H70ZM102 192H103V194H104V191H102ZM115 192H116V191H115ZM117 192H118V191H117ZM143 192H144V191H143ZM173 192H174V191H173ZM176 192H178V191L176 190ZM205 192H207V191H205ZM209 192H210V191H209ZM220 192H221V193H219V191H217L216 194H213L212 192H211V193H212L213 195H216V196H215V199H217V201H218V196H217V195H219L220 200H221L222 197L224 198V197L226 196V201H227V203H226V201H225L224 199H222V201H221L223 204L220 203V202L217 203V201H215V199H213V202L215 201V204H218L219 206H221V204H222V206H224L225 204H228V202H229V200H230L229 198H230L231 195H230V196H227V194L223 193V194H225V196H224V195L222 194V191H220ZM224 192H225V190H224ZM226 192H227V190H226ZM27 193H28V192H27ZM61 193H62V192H60V195H59V191H58V195H57V196H58L59 198H60V196H61ZM217 193H219V194H217ZM227 193H228V192H227ZM255 193H256V192H255ZM263 193H264V192H263ZM30 194H31V193H30ZM69 194H70V193H69ZM99 194H100V195H99ZM109 194H110V193H109ZM111 194H112V193H111ZM120 194H121V193L119 192V195H120ZM160 194H162V196H165V195H164V194H165L164 191H163V192L160 191ZM175 194H176V193H175ZM179 194H181V193H179ZM179 194H178V195H179ZM186 194H188V193H186ZM195 194H196V193H195ZM24 195H25V193H24ZM27 195H28V194H27ZM33 195H34V194H33ZM55 195H56V194H55ZM115 195H116V194H115ZM176 195H177V194H176ZM178 195H177V197H178ZM188 195H189V194H188ZM201 195H202V194H201ZM213 195L211 196V199H212ZM220 195H222V197H221ZM228 195H229V194H228ZM234 195H233V199H234V197L236 198V196H237V195H236V196H234ZM239 195H238V196H239ZM257 195L259 196V194H256V199H257V197H258ZM21 196H22V195H21ZM94 196H95V195H94ZM167 196H168V194H167ZM167 196H166V197H167ZM191 196H192V195H191ZM191 196H189V197H190V200H191ZM198 196H199V195H198ZM61 197H62V196H61ZM65 197H66V196H65ZM65 197H64V198H65ZM69 197H70V196H69ZM109 197H111V196H109ZM119 197H120V196H119ZM169 197L172 198L171 195H170ZM180 197H184V195H183V196H180ZM185 197H187V195H185ZM203 197H204V196H203ZM227 197H229V198H227ZM239 197H240V196H239ZM239 197H237V198L239 199ZM245 197H247V196H245ZM25 198H26V197H25ZM114 198H115V197H114ZM117 198H118V196H117ZM174 198H175V196L173 197V199H174ZM201 198H202V197H201ZM209 198H210V196H209ZM241 198H242V196H241ZM28 199H30V198H28ZM28 199H27V200H28ZM60 199H61V198H60ZM68 199H69V198H68ZM72 199H73V200H72ZM82 199H83L84 202L82 201ZM96 199L99 200L98 198H96ZM102 199H104V198H102ZM162 199H163V198H162ZM177 199H178V200H177ZM177 199H176V200H177L176 202H178L179 206H181V202H179V198H177ZM186 199H187V203L189 202V203H188L189 206H190V203L192 204L189 208L194 207L195 204L193 205L192 200L194 201L195 199H192L191 201L188 200V198H186ZM198 199H199V198H198ZM211 199H210V201H211ZM242 199H243V198H242ZM56 200H58V199H56ZM61 200L63 201V199H61ZM64 200H65V199H64ZM111 200H112V198H111ZM111 200H110V198H107V200H106V201H108V203H107V204H108V207H113V206L116 204V203L114 202V205L112 206V201H111ZM115 200H116V199H115ZM117 200H118V199H117ZM156 200H157V199H156ZM164 200H165V198H164L162 201H164ZM167 200H169V198H167ZM171 200H172V199H171ZM171 200H169V202H170ZM199 200H200V199H199ZM199 200H198V201H199ZM207 200H209V199L207 198ZM220 200H219V201H220ZM231 200H232V199H231ZM231 200H230V201H231ZM69 201H68V202H69ZM106 201H105V202H106ZM113 201H114V199H113ZM162 201H161V202H162ZM172 201H174V200H172ZM172 201L170 202V205H169V206L172 207V206L174 205L173 207H174L176 210H179V206L176 205V202H172ZM180 201H181V200H180ZM198 201H197V202H198ZM204 201H205V199H204ZM210 201H208V202H210ZM224 201H225V202H224ZM233 201H234V200H233ZM238 201H239V204L242 202V201H240V199H239V200L236 199V202H237V203H238ZM56 202H57V201H56ZM60 202H61V201H60ZM66 202H67V200H66ZM79 202H80V203H79ZM105 202L103 201V203H105ZM161 202H159V200H158V203H161ZM183 202H185V201H183ZM195 202H196V200H195ZM231 202H232V201H231ZM231 202H230V203H231ZM236 202L234 201V203H236ZM244 202H245V200H244ZM244 202H243V203H244ZM54 203H55V202H54ZM97 203H98V205H99V202H97ZM101 203H102V200H101ZM101 203H100V204H101ZM103 203H102V206L104 205ZM117 203H118V202H117ZM119 203H120V202H119ZM119 203H118V204H119ZM122 203H123V202H122ZM150 203H151V202H150ZM156 203H157V202H156ZM162 203L165 204L164 202H162ZM171 203H173V204H171ZM174 203H175V204H174ZM204 203H205V202H204ZM206 203H207V202H206ZM211 203H212V202H210V204H211ZM224 203H225V204H224ZM232 203H233V202H232ZM232 203H231V204H228V205H230V206L227 205V206H228V210H229V208H230L229 211H233V212H235L236 209H238V208H237V206H236V207H235L236 209H234V207L232 206ZM234 203H233V205H234ZM58 204H59V203H58ZM63 204H64V201H63ZM69 204H70V203H69ZM71 204H72V203H71ZM118 204H117V206H118ZM123 204L125 205V203H123ZM202 204H203V202H202V203H199V205H202ZM210 204L207 203V204H206L207 207H206V205L204 204L205 206L202 205V207H204V208L206 207V209L211 208V207L209 206ZM215 204H214V203L212 204V205H213L212 208H211L212 213H213V210L216 208V207H214ZM251 204H252V203H251ZM56 205H57V203H56ZM67 205H68V204H67ZM72 205H73V204H72ZM151 205H152V204H151ZM155 205H156V204H155ZM161 205H162V204H161ZM161 205H160V206H161ZM256 205H257V204H256ZM25 206H26V205H25ZM25 206H24V207H25ZM61 206H62V205H61ZM70 206H71V205H70ZM70 206H69V207H70ZM77 206H76V207H77ZM96 206H97V205H96ZM99 206H100V205H99ZM102 206H101V207H102ZM119 206H120V204H119ZM119 206H118V208H119ZM160 206H159V207H160ZM163 206H164L166 209H169L170 213L167 211V214H171L172 216L170 215V217H174V216H175L174 214H176V213H174V214L171 213V212H172L171 209L174 210V208H169V206H168L167 204H166V205H163ZM163 206H161V207H163ZM167 206H168V208H167ZM175 206H178V208L175 207ZM196 206H197L198 209H199L200 206H198V203H197V205H195L194 208H196ZM219 206H217V208H218ZM22 207H23V206H22ZM78 207H77V210H78ZM88 207H89V208H88ZM101 207H100V208H101ZM106 207H107V206H106ZM115 207H116V205H115ZM153 207H155V206H153ZM159 207H158V208H159ZM213 207H214V208H213ZM225 207H226V206L223 207V209L226 210V211L223 210V212H224L225 214L223 213L224 215H221V216H224V217H225V215H226V217H227L228 215H230V217H231V212H229V211L227 210V208H225ZM232 207H233V210H232ZM238 207H239V205H238ZM241 207H242V206H241ZM241 207H240V208H241ZM67 208H68V207H67ZM95 208H96V207H95ZM102 208H105V207L103 206ZM113 208H114V207H113ZM123 208H124V207H123ZM123 208H122V209H123ZM155 208H156V207H155ZM183 208H184V206H183ZM183 208H182V209H183ZM185 208H186V207H185ZM189 208H188V209H189ZM194 208H192V209H194ZM204 208H202V210H205ZM1 209H2V208H1ZM75 209H76V208H75ZM75 209H74V210H75ZM156 209H157V208H156ZM156 209H155V210H156ZM212 209H213V210H212ZM221 209H222V208H221ZM58 210H59V209H58ZM60 210H61V209H60ZM77 210H75V211H77ZM86 210H84V212H85ZM94 210H95V209H94ZM96 210H97V209H96ZM102 210H103V209H101V211H102ZM104 210H105V209H104ZM104 210H103V211H104ZM114 210H115V209H114ZM116 210H117V212H118L119 209H116ZM116 210H115V211H116ZM194 210H197V208L194 209ZM194 210H193V211H194ZM218 210H219V209H218ZM218 210H217V211H218ZM247 210H248V209H247ZM247 210H245V212H246ZM21 211H22V210H21ZM66 211H67V210H66ZM69 211H70V210H69ZM103 211H102V212H103ZM107 211H108V210H107ZM156 211H157V210H156ZM159 211H161L160 208H159ZM162 211H163V210H162ZM186 211H187V209H186ZM186 211H185V212H186ZM198 211H199V210H197L196 213H199V214H200V212H198ZM240 211H241V209L238 210V212H235V214H236V213H237V214L240 213ZM262 211H264V210H262ZM3 212H4V211H3ZM5 212H6V211H5ZM23 212H24V211H23ZM64 212H65V211H64ZM77 212H79V210H78ZM94 212H95V211H94ZM102 212H101V213H102ZM104 212H105V211H104ZM117 212H115L114 214L116 215ZM163 212H164V211H163ZM165 212H166V211H165ZM174 212H176V211H174ZM181 212H182V213H181ZM190 212H191V213H190ZM201 212H202V211H201ZM220 212H221V210H220L219 213H218L219 217H220ZM227 212H228V213H227ZM242 212H243V209H242ZM242 212H241V214H242ZM247 212H248V211H247ZM255 212H257V210H255ZM0 213H1V212H0ZM67 213H68V211H67ZM79 213H81L80 215H84V213L81 212V211H80ZM95 213H96V215H97L98 212H95ZM95 213H93V214H94V215H93L94 217H95ZM105 213H106V212H105ZM108 213H109V212H108ZM160 213H161V212H160ZM180 213H181L182 215L184 214V216L182 217V219L184 218V220H185V219L187 220L188 215H191V216H192V214H193V216H195V218H197V217H196V213H195V212H192V211H189V212H187V213H184L183 210H181ZM189 213H190V214H189ZM206 213H209L210 216L213 217V216L211 215V212H208V210H207ZM226 213H227L228 215H227ZM229 213H230V214H229ZM250 213L252 214V212H250ZM76 214H77V213H76ZM88 214H87V215H88ZM177 214H178V213H177ZM185 214H186V215H185ZM199 214H198V215H199ZM235 214H234V215H235ZM251 214H250V215H251ZM256 214H257V213H256ZM21 215H22V213H21ZM21 215H20V216H21ZM58 215H59V214H58ZM78 215H79V214H78ZM99 215H100V216H96V217H101V214H99ZM102 215H103V214H102ZM110 215H111V214H110ZM182 215H180V216H182ZM204 215H205V213H204ZM215 215H217L216 212H215ZM215 215H214V219H213L214 222H215L214 224L217 223V219H220V218H217L218 215H217V216H215ZM234 215H233V216H234ZM238 215H239V214H238ZM243 215H244V214H243ZM250 215H249V216H250ZM254 215H255V213H254ZM254 215L251 216V217L253 218ZM108 216H109V215H108ZM160 216H161V215H160ZM176 216H177V215H176ZM176 216H175V217H176ZM180 216H179V218H181ZM186 216H187V217H186ZM191 216L188 218L187 221L190 220L192 224H193V223H194V224L197 223V220H194V218H193V217L191 218ZM200 216H203V215L200 214L199 217H200ZM240 216H242V215H240ZM240 216H238V217H240ZM244 216H245V215H244ZM246 216H247V215H246ZM246 216H245V218H246ZM23 217H24V216H23ZM55 217H56V216H55ZM62 217H63V216H62ZM80 217H81V216H80ZM86 217H87V216H86ZM96 217H95V218H96ZM103 217H106V216H102V217H101V218H102V219H101L102 223H101V225L99 226L101 230L98 229V226H97V225H99V224L96 225L97 227H96L94 224H92V225L95 226V227L93 226L95 229L97 228L99 231H101V232H99L100 234H101L102 231L104 230V229H102V228L105 227V223H106V218L104 219ZM114 217H115V216H114ZM151 217H152V216H151ZM156 217H157V216H156ZM162 217H163V216H162ZM166 217H167V216H166ZM177 217H178V216H177ZM177 217H176L175 219H177ZM185 217H186V218H185ZM224 217H223V218H224ZM228 217H229V216H228ZM228 217H227L226 220H228ZM236 217H237V215H236L234 218H236ZM69 218H70V217H69ZM73 218H74V217H73ZM89 218H90V217H89ZM89 218H88V219H89ZM95 218H94V219H95ZM108 218H109V217H108ZM160 218H161V217H160ZM167 218H168V217H167ZM205 218H206V217H205ZM215 218H216V221H215ZM231 218H232V217H231ZM234 218H232V219H234ZM242 218H244V217H241V219H242ZM248 218H249V217L247 216V219H248ZM252 218H250L251 221H252ZM76 219H77V217H76ZM85 219H86V218H85ZM90 219H92V218H90ZM161 219H162V218H161ZM164 219H165L164 222H167V221L169 222V220H166V218H164ZM168 219H169V218H168ZM192 219H193V220H192ZM199 219H200V218H199ZM206 219H207V220H206ZM206 219H203V221H200V223H199V222L197 223L199 227H198V226H195V227H198V228H200V227H202V228H206V227L208 226L206 222L209 221V226H208V227L211 228V225H212V224H210V223H213V222H210V220L212 221V218L209 219L208 216H207ZM208 219H209V220H208ZM224 219H225V218H224ZM224 219L222 220L223 223H224ZM232 219L229 220V221H230L229 224H232V222H233V221L231 222ZM236 219H237V218H236ZM236 219H235V222H236V223H238V224L241 223V224H242L243 219H242V221H241L240 219H237V220H236ZM255 219H256V218H255ZM15 220H16V219H15ZM61 220H62V219H61ZM65 220H66V219H65ZM70 220H71V219H70ZM74 220H75V219H74ZM77 220H78V219H77ZM95 220H98V219H95ZM159 220H160V219H158V221H159ZM170 220H171V219H170ZM179 220H180V219H179ZM239 220L241 221L240 223H239ZM83 221H84V220H83ZM101 221H100V222H101ZM181 221H183V220H181ZM193 221H196V222H193ZM205 221H206V222H205ZM220 221H221V220H220ZM237 221H238V222H237ZM1 222H2V221H1ZM3 222H4V220H3ZM60 222H62V221H60ZM80 222H82L81 219H80ZM88 222H89V221H88ZM92 222H93V221H92ZM94 222H95V221H94ZM94 222H93V223H94ZM153 222H154V221H153ZM172 222H173V221H172ZM201 222H204V223H205V224H204L205 227L202 226L203 224H201ZM218 222H219V221H218ZM63 223H64V222H63ZM78 223H79V220H78V222L76 223V226H77V227H78ZM97 223H98V222H97ZM113 223H115V222H113ZM177 223H179V221H177ZM180 223H181V222H180ZM183 223L186 224L187 222L184 221ZM189 223H190V222H188V227H192V226H191L192 224L190 225ZM236 223H233V226H234V224H235V226L238 227L239 229H237V228L234 226L236 229L234 228V230H233V226L231 225L230 227H232V228H230V229L232 230V232H231L230 230H227V231H228V235H229V234H232V235H233V232H234L235 230H239V231H240V230L243 228V227L241 228V227L237 226L238 224H236ZM244 223H247V220L244 221ZM244 223H243V224H244ZM3 224H4V223H2V224H0V225H3ZM61 224H62V223H61ZM89 224H91V223H89ZM89 224H88V225H89ZM167 224H170V222L167 223ZM171 224H172V223H171ZM194 224H193V226H194ZM197 224H196V225H197ZM199 224H200L201 226H200ZM229 224L226 223V225H228V226H229ZM181 225H182V223H181ZM186 225H187V224H186ZM244 225H245V224H244ZM244 225H243V226H244ZM51 226H52V225H51ZM60 226H61V225H60ZM79 226H80V225H79ZM119 226H120V225H119ZM124 226H125V225H124ZM184 226H185V225H184ZM222 226L225 227L224 224H222ZM240 226H242V225H240ZM246 226H247V224H246ZM250 226H251V228H252V225H250V224H249L248 227H244V228H247V229H248ZM1 227H2V226H1ZM5 227H6V226H5ZM62 227H63V226H62ZM77 227H75V228H77ZM85 227H86V226H85ZM107 227H108V226H107ZM175 227H176V226H175ZM185 227H187V226H185ZM195 227H194V229H195ZM208 227H207V228H208ZM214 227H218V229H217V228L215 229ZM214 227L212 226V228H211V229H213L212 231L209 230V231H211L212 234H213L212 237H213V239H214V244H213V239H211L212 241L210 240V242H212L213 246L216 245V244H218V243H215V237H214V235L216 236V234L219 232V228H220V230H222V228H224V227H221V223H220V222L217 223L216 225H214ZM261 227H262V226H261ZM263 227H264V226H263ZM81 228H82V227H81ZM89 228H90V227H89ZM108 228H109V227H108ZM114 228H115V229H114V230H115V233H116V235H117V231L119 232L120 229L116 231V226H114ZM117 228H118V227H117ZM120 228H121L120 231H122L123 227L121 226ZM167 228H168V227H167ZM171 228H172V227H171ZM181 228H182V227H181ZM210 228H209V229H210ZM227 228H228V227H225V228H224V229H225V232H223V233H226V234H227V232H226V229H227ZM258 228H259V226H258ZM258 228L256 227V229L259 231ZM61 229H62V228H61ZM85 229H86V232H87V228H85ZM97 229H96V230H97ZM111 229H113V228H111ZM126 229H127V228H126ZM165 229H166V228H165ZM168 229H169V228H168ZM168 229H167V230H168ZM184 229L186 230V232H187V231L189 232V233L187 232V233H188V234H187V235H188V238H189L190 240H192L190 237L193 236V235H191V234H193V231H192L193 229H192V230H188V229H191V228H187V229L184 228ZM184 229H182V230L184 231ZM196 229H197V228H196ZM200 229H201V228H200ZM228 229H229V228H228ZM247 229H246V230H247ZM249 229H250V228H249ZM256 229H255V230H256ZM72 230H73V229H72ZM114 230H110L109 232H111V231L113 232ZM173 230H174V229H173ZM214 230H215V231L218 230V231L215 232ZM244 230H245V229H244ZM244 230L242 229V233H241L242 235L245 233ZM246 230H245V231H246ZM91 231H92V230H91ZM124 231H125V227H124L123 232H124ZM142 231H143V230H142ZM168 231H169V230H168ZM190 231H192V232H190ZM206 231L209 232L207 229H205V230L202 229V232H203V233H204V232L206 233ZM213 231H214L216 234H215ZM222 231H223V230H222ZM222 231H221L220 233H222ZM239 231H237V232L235 231V232H234V233H236V235L234 234L233 236L238 237V238H236V239L234 238L235 242H236L237 240H239V238H240V237H239V236H240ZM51 232H52V231H51ZM112 232H111V234H113ZM126 232H127V231H126ZM131 232H132V231H131ZM143 232H144V231H143ZM169 232H170V231H169ZM195 232H196V231H195ZM197 232H198V229H197ZM197 232H196V233H197ZM240 232H241V231H240ZM252 232H253V231H252ZM252 232H251V233H252ZM255 232H257V231H255ZM261 232H262V233H261ZM55 233H56V232H55ZM55 233H54V234H55ZM115 233H114L113 235H115ZM120 233H121V232H119L118 235H119ZM144 233H145V232H144ZM190 233H191V234H190ZM220 233L217 234V236H220V238H221L223 235H225V234L222 233V236H221ZM238 233H239V234H238ZM246 233H250V230H249L248 232L246 231ZM246 233H245V234H246ZM102 234H103V233H102ZM141 234H143V233H141ZM184 234H185V233H184ZM209 234H210V232H209L208 234H206V235H209ZM252 234H254V233H252ZM258 234H262V235H260V236L258 235L259 238L261 237V238H260V240H261V239H262V236H264V235H263V234H264V229H263V230L260 229V231L258 232ZM21 235H22V234H21ZM89 235H90V234H89ZM108 235H109V233H108ZM113 235H112V237H113ZM116 235L114 236L115 239H116V237H117ZM132 235H133V234H132ZM189 235H191V236L189 237ZM198 235H199V233H198ZM228 235H227V236H228ZM237 235H239V236H237ZM256 235H257V234H255V237H256ZM51 236H52V234H51ZM54 236H55V235H53L52 237H54ZM83 236H84V235H83ZM101 236H102V235H101ZM110 236H111V235H109L108 237H110ZM119 236H120V235H119ZM119 236H118V237H119ZM182 236H183V235H182ZM209 236H210V235H209ZM209 236H208V237H209ZM217 236H216V237H217ZM225 236H226V235H225ZM227 236L224 237V238H226L225 240H224L223 238H221L222 240L219 238V239L221 240V242H219V243L221 244L222 241L224 240V241L226 242V243L224 242V244H227V243H228V242H227V241H228V240H227ZM229 236H230V237H229ZM229 236H228V239H229V243H230V244H229L228 247H227V245H226V247H227L228 249L224 251L225 254H226V252H227V254H229L228 252H229L230 246H231V244H232V241H231V240H233V239H232L233 236H232V238H231V235H229ZM243 236H244V235H243ZM57 237H58V236H57ZM121 237H122V236H121ZM124 237H125V235H124ZM124 237H122V238H120V239H123ZM206 237H207V236H206ZM208 237H207V238H208ZM210 237H211V236H210ZM212 237H211V238H212ZM55 238H56V237H55ZM59 238H60V237H59ZM96 238H97V237H96ZM207 238H206V239H207ZM230 238H231V239H230ZM244 238L246 239V236H244ZM247 238H248V240H249V235L247 236ZM250 238H252V236H251ZM259 238L257 239V237H256V239L258 240V242H260V241H259ZM21 239H22V238H21ZM99 239H100V238H99ZM115 239H114V240H115ZM117 239H119V238H117ZM208 239H209V238H208ZM245 239H243V240L245 241ZM254 239H255V238H253L252 240L250 239L249 241H253ZM256 239H255V240H256ZM0 240H1V239H0ZM53 240H54V238H53ZM53 240H52V241H53ZM57 240H58V239H57ZM148 240H149V239H148ZM165 240H166V239H165ZM220 240H219V241H220ZM241 240H242V238L240 239V241H241ZM21 241H22V240H21ZM88 241H90V240H88ZM101 241H102V240H101ZM187 241H188V240H187ZM203 241H204V240H203ZM208 241H209V240H208ZM240 241H238V242H239V244L241 245ZM249 241H248V242H249ZM262 241H263V240H262ZM2 242H3V241H2ZM199 242H200V241H199ZM233 242H234V241H233ZM235 242H234V243H235ZM241 242L243 243V241H241ZM256 242H257V241H256ZM263 242H264V241H263ZM4 243H5V242H4ZM8 243H9V242H8ZM85 243H87V242H85ZM101 243H102V242H101ZM170 243H171V242H170ZM202 243H203V242H202ZM234 243H233V244H234ZM245 243H246V242H245ZM6 244H7V243H6ZM6 244H5V245H6ZM54 244H56V243L54 242ZM164 244H165V243H164ZM177 244H178V243H177ZM185 244H186V243H185ZM187 244L190 245V244H192V243H187ZM198 244H199V243H198ZM220 244H218L217 248H221V247L223 248V246H222L223 243H222L221 245H220ZM233 244H232V247H231V250L233 249V252L231 251L232 253L237 252V254H238L239 251L236 250L237 248H241V250H242V249H245V248H244V247H245L244 245H243V247H240V245L234 246ZM235 244H236V243H235ZM243 244H244V243H243ZM247 244H248V243H247ZM253 244H254V243H253ZM260 244H261V242H260L259 244L256 243V245H258V246H259ZM3 245H4V244H3ZM58 245H59V244H58ZM136 245H137V243H136ZM166 245H167V244H166ZM189 245H188V246H189ZM194 245H195V244H194ZM251 245H252V244H251ZM34 246H35V245H34ZM105 246H106V245H105ZM145 246H146V244H145ZM188 246H187V249H188ZM213 246H211V247H213ZM220 246H221V247H220ZM246 246H247V245H246ZM254 246H255V245H254ZM262 246H263V245L261 244V250H260V248H259V249L257 248V249H258L257 252H259V251L262 252V250H264V249H262ZM22 247H23V246H22ZM56 247H57V246H56ZM59 247H61V246H59ZM189 247H191V245H190ZM192 247H193V246H192ZM197 247H199V246H197ZM233 247H234V248L237 247V248H235V250H234ZM247 247H248V246H247ZM259 247H260V246H259ZM263 247H264V246H263ZM3 248H4V247H3ZM34 248H35V247H34ZM147 248H148V247H147ZM167 248H168V247H167ZM167 248H166V250H167ZM222 248H221V250H222ZM252 248H254V247H252ZM47 249H48V248H47ZM87 249H88V248H87ZM87 249H86V250H87ZM89 249H90V248H89ZM169 249H170V247H169ZM198 249H199V248H198ZM255 249H256V248H255ZM257 249H256V250H257ZM34 250H35V249H34ZM154 250H155V249H154ZM191 250H192V249H191ZM223 250H224V248H223ZM241 250H240V251H241ZM245 250H246V249H245ZM253 250H254V249H253ZM3 251H4V250H3ZM25 251H26V250H25ZM36 251H37V250H36ZM71 251H72V250H71ZM88 251H89V250H88ZM91 251H92V249H91ZM149 251H150V250H149ZM170 251H171V250H170ZM188 251H189V250H188ZM213 251H214V250H213ZM219 251H220V250H218V251H216V252L219 253ZM23 252H24V251H23ZM69 252H70V251H69ZM79 252H80V250H79ZM97 252H98V251H97ZM147 252H148V251H147ZM214 252H215V251H214ZM220 252H221V254L223 253L222 251H220ZM231 252H230V253H231ZM243 252H245V251L243 250ZM261 252H260V253H261ZM263 252H264V251H263ZM26 253H27V252H26ZM48 253H50V252H48ZM123 253H124V252H123ZM151 253H152V252H151ZM153 253H154V251H153ZM153 253H152V254H153ZM246 253L248 254L249 252H246ZM62 254H63V252H62ZM67 254H68V253H67ZM71 254H72V252H71ZM155 254H156V252H155ZM166 254H167V253H166ZM179 254H180V253H179ZM183 254H184V253H183ZM215 254H216V253H215ZM237 254H236V255H237ZM240 254H244V253H240ZM255 254H256V256H257V253H256V252H255ZM255 254H254V255H255ZM37 255L39 256L38 253H37ZM37 255H36V256H37ZM93 255L95 256V254H93ZM190 255H191V254H190ZM192 255H193V257H194L195 254L193 253ZM192 255H191V256H192ZM211 255H212V254H211ZM222 255H223V254H222ZM232 255H234V254H232ZM232 255H231V260H233V258H232L233 256H232ZM238 255H239V254H238ZM238 255H237V256H238ZM261 255L263 256V253H262ZM41 256H43V255L41 254ZM77 256H78V254H77ZM155 256H157V255H155ZM240 256H242V255H240ZM245 256H246V255H245ZM256 256H254V258H256ZM11 257H12V256H11ZM152 257H154V256H152ZM193 257H191V258H193ZM224 257H227V256L224 255ZM257 257H258V256H257ZM39 258H40V257H39ZM42 258H43V257H42ZM45 258H46V257H45ZM45 258H44V260H45ZM47 258H48V257H47ZM49 258H50V257H49ZM51 258H52V257H51ZM60 258H61V257H60ZM73 258H74V257H73ZM78 258H79V257H78ZM102 258H103V257H102ZM127 258H128V257H127ZM176 258H177V257H176ZM197 258H199V257H197ZM213 258H214V256H213ZM217 258H220V257L217 256ZM222 258H223V256L221 257V259H222ZM229 258H230V256H229ZM229 258H228V259H229ZM236 258H238V257H236ZM242 258H244V256H242ZM242 258H241V262L243 261ZM245 258H248V257H245ZM245 258H244V259H245ZM263 258H264V257H263ZM263 258H262V260H263ZM40 259H41V258H40ZM76 259H77V258H76ZM87 259H88V258H87ZM97 259H98V258H97ZM100 259H101V258H100ZM156 259H158V258L156 257ZM165 259H166V258H165ZM221 259H220V261H223L224 258H223L222 260H221ZM228 259H227V260L224 259V260H225V264H226V261H228ZM239 259H240V257H239ZM239 259H238V260H239ZM248 259L250 260V258H248ZM259 259H261L260 254H259ZM38 260H39V259H38ZM42 260H43V259H42ZM47 260H48V261H47V264L52 263V261H50V259H47ZM61 260H62V259H61ZM66 260H67V259H66ZM68 260H70V258H69ZM101 260H102V259H101ZM101 260H100V261H101ZM107 260H108V259H107ZM194 260L196 261L195 257H194ZM205 260H206V259H205ZM235 260H236V259H235ZM246 260H247V259H245V261H246ZM39 261H40V260H39ZM49 261H50V263H49ZM70 261H71V260H70ZM72 261H73V260H72ZM74 261H75V260H74ZM74 261H73V262H74ZM77 261H78V260H77ZM152 261H154V260H152ZM157 261H158V260H157ZM197 261H199V260H197ZM239 261H240V260H239ZM250 261H251V260H250ZM250 261H249V263H251V262L254 261V260H252L251 262H250ZM259 261H260V260H259ZM263 261H264V260H263ZM36 262H37V261H36ZM44 262H45V261H44ZM103 262H104V261H103ZM124 262H125V261H123L122 264H124ZM160 262H161V261H160ZM206 262H207V260H206ZM209 262H210V261H209ZM209 262H207V263H208V264H212V262H210V263H209ZM223 262H224V261H223ZM223 262H222V263H223ZM254 262H255V261H254ZM256 262H257V261H256ZM34 263H35V262H34ZM61 263H62V262H61ZM61 263H60V264H61ZM81 263H82V262H81ZM196 263H197V262H196ZM201 263H202V261H201ZM201 263L199 262V263H197V264H201ZM217 263H218V261H217ZM233 263H234V261H233ZM233 263H230V264H233ZM236 263H237V262H236ZM239 263H240V262H239ZM245 263H246V262H245ZM252 263H253V262H252ZM258 263H260V262H258ZM261 263H262V262H261ZM105 264H106V263H105ZM107 264H110V263H107ZM115 264H117L116 261H115ZM220 264H221V262H220ZM223 264H224V263H223ZM240 264H241V263H240ZM242 264H243V263H242ZM246 264H247V263H246ZM263 264H264V263H263Z\"/></svg>", "mask_w": 264, "mask_h": 264}]
</instances>
